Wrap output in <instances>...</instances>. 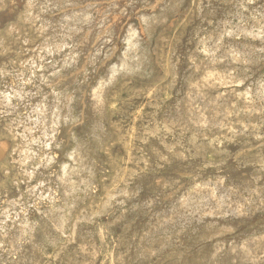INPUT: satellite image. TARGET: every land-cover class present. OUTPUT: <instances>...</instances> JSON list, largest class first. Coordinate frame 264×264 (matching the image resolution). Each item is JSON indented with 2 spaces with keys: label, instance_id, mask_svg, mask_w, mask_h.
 <instances>
[{
  "label": "rangeland",
  "instance_id": "obj_1",
  "mask_svg": "<svg viewBox=\"0 0 264 264\" xmlns=\"http://www.w3.org/2000/svg\"><path fill=\"white\" fill-rule=\"evenodd\" d=\"M30 1V3H28ZM34 1V2H33ZM49 1V2H48ZM55 1V2H54ZM80 1V2H79ZM0 0V68H2L0 70V73L5 70L7 72H2L0 74V264H264V254L262 255V251H264V206H263V203H264V183H261V182H264V100H263V97L261 96L262 93H261V89L264 87V36H262V34L264 35V0H231V3H230V0H162L159 2V0H145L142 2L141 0ZM96 1V2H94ZM100 1V2H99ZM112 1V2H111ZM137 4H136V2ZM150 1V2H149ZM154 3H153V2ZM156 1V3H155ZM169 1V2H168ZM206 1V2H205ZM220 1V2H219ZM238 1V2H237ZM253 1V2H252ZM257 1V2H256ZM27 2V3H26ZM49 3L47 5V3ZM71 2V3H70ZM79 4L78 6L80 7H77V4ZM91 2V3H89ZM106 2V3H105ZM108 2V4H107ZM110 2V3H109ZM130 4H129V3ZM134 2V3H132ZM141 2V3H140ZM149 2V3H148ZM163 2V3H161ZM168 2V3H167ZM203 2V3H202ZM219 2V4H217ZM224 2V3H223ZM237 2V4H236ZM243 2V3H242ZM246 2V3H245ZM247 2L249 4H247ZM45 5L43 6L42 5ZM68 3V4H67ZM83 3V4H82ZM88 3V4H87ZM95 3H98V5ZM102 3V4H101ZM147 3V4H146ZM166 3V4H165ZM176 3V4H175ZM229 3V4H228ZM242 3V4H241ZM35 4V5H34ZM60 4V5H59ZM65 4V5H64ZM88 6H87V5ZM90 4V5H89ZM94 4V5H93ZM151 4V6H150ZM155 5L153 7V5ZM157 4V5H156ZM170 4V5H169ZM199 4V5H197ZM207 6H206V5ZM222 4V5H221ZM244 4V5H243ZM252 7H251V5ZM260 4V5H258ZM33 5V6H32ZM59 5V6H57ZM86 7H85V6ZM115 5V6H114ZM117 5V6H116ZM127 5V6H126ZM134 5V7H133ZM146 5V7H145ZM162 5V6H160ZM166 5H168L166 7ZM225 5V6H223ZM233 5V6H232ZM260 7H258V6ZM262 5V6H261ZM40 6V7H39ZM51 8H50V7ZM56 6V7H55ZM84 6V7H83ZM93 8H92V7ZM100 6H103V7H100ZM112 6H114L112 8ZM129 6V7H128ZM132 6V7H131ZM150 6V7H149ZM173 6V8H172ZM176 6V7H175ZM214 6V7H213ZM235 6V7H234ZM240 6V7H239ZM247 6V7H246ZM33 7V9H32ZM53 7V8H52ZM56 9H55V8ZM91 9H90V8ZM96 7H97V11H96ZM120 7V8H119ZM123 7V8H122ZM159 7V8H158ZM171 7V8H170ZM199 7V8H198ZM208 9H207V8ZM217 7V8H216ZM219 7H222V8H219ZM226 7V8H225ZM229 7V8H228ZM244 7V8H243ZM257 7V8H256ZM37 8V9H36ZM45 8L44 11H42L43 9ZM49 8V9H47ZM64 8V9H63ZM67 8V9H66ZM71 8H74L71 10ZM76 8V9H75ZM86 8V10H85ZM95 8V9H94ZM107 8V9H106ZM109 8V9H108ZM125 8V9H124ZM132 8V9H131ZM139 8V9H138ZM143 8V9H142ZM145 8H149V9H145ZM152 8V10L150 9ZM158 8V9H157ZM163 8V10H162ZM165 8H169V9H165ZM224 8V9H223ZM231 8V9H230ZM247 8V9H246ZM249 8V9H248ZM263 8V9H262ZM32 9V10H31ZM41 9V10H40ZM88 9V11H87ZM105 9V10H104ZM122 9V11H121ZM141 9V11H140ZM200 10L199 12L196 10ZM212 9L214 11H212ZM216 9V10H215ZM230 9V11H229ZM252 9V10H251ZM258 9V11H257ZM29 10V11H28ZM60 10V11H59ZM99 10V11H98ZM104 10V11H101ZM119 10V11H118ZM137 10V11H136ZM154 10V11H153ZM160 10V11H158ZM172 10V11H171ZM190 12H189V11ZM202 10V11H201ZM236 13V15H234V11ZM247 10V12H246ZM260 10V11H259ZM24 11V12H23ZM26 11H28L27 13H25ZM47 11V12H46ZM57 11H59L57 13ZM94 11V12H93ZM121 11V13H120ZM156 11L158 13H156ZM162 11V12H161ZM217 13H216V12ZM224 13H223V12ZM240 11V12H239ZM252 11V12H251ZM257 11V12H256ZM31 12V13H29ZM51 12V13H50ZM67 14H66V13ZM75 12V13H74ZM99 12V13H98ZM126 12V13H125ZM136 12V13H135ZM144 12V13H142ZM165 12V13H164ZM206 12V13H205ZM230 12V13H229ZM253 12L256 14H253ZM260 12V13H259ZM46 13V14H45ZM50 13V14H49ZM83 13V14H81ZM84 13L85 15L87 16H84ZM91 13V14H90ZM96 13V14H95ZM106 13L108 14V17L106 15ZM111 13V14H110ZM114 13V15H113ZM125 13V14H124ZM149 13V14H148ZM152 13H155V14H152ZM188 13V14H187ZM214 13V15H213ZM229 13V14H227ZM232 13V14H231ZM252 13V14H251ZM28 14V15H27ZM53 14V15H52ZM71 14V15H70ZM77 14V16H76ZM79 14V15H78ZM90 14V15H89ZM98 14V15H97ZM101 16H100V15ZM105 14V15H104ZM131 14V15H130ZM152 14V15H151ZM157 14V15H156ZM162 14V15H161ZM179 14V15H178ZM192 14V15H191ZM224 14V15H222ZM245 14V16H244ZM251 14V15H249ZM259 14V15H258ZM31 15V16H30ZM71 16V17H68V16ZM73 15V16H72ZM80 15H81V18L80 19ZM83 15V16H82ZM89 15V16H88ZM96 15V16H95ZM116 15V16H115ZM141 17L140 19L137 17ZM140 15V16H139ZM145 15V16H144ZM186 15V16H185ZM219 15V16H217ZM230 15V16H229ZM95 16V17H94ZM114 16H115V19H114ZM120 16V17H119ZM147 17L150 21V24L148 23V19L147 22L145 23L143 19V17ZM152 16V17H151ZM153 16H157L156 17V20ZM192 16V17H191ZM197 16V18H196ZM199 16V17H198ZM231 18L229 19L228 18ZM234 18H233V17ZM244 16V17H243ZM248 16V17H247ZM252 16V18H251ZM258 16V17H257ZM24 17V18H23ZM25 17L27 19H25ZM29 17V18H28ZM57 17V18H56ZM60 17V18H59ZM65 19H64V18ZM76 17V18H75ZM78 17V18H77ZM85 17V19H84ZM87 17V18H86ZM94 17V18H93ZM105 17V18H103ZM117 17V18H116ZM135 17V18H134ZM137 17V18H136ZM160 17V18H159ZM163 17V19H162ZM216 17V18H215ZM219 17V19H218ZM236 17V18H235ZM243 17V18H242ZM21 18V19H20ZM89 18V21H86L88 20ZM128 20H127V19ZM154 18V19H153ZM170 18V19H169ZM175 18V19H174ZM233 18V20H232ZM256 18V20H255ZM258 18V19H257ZM24 19V20H23ZM31 19V20H30ZM74 19V20H73ZM77 19V20H76ZM84 19V20H83ZM98 19V20H97ZM136 19V20H134ZM139 19V21H138ZM166 21H165V20ZM172 19V20H171ZM185 19V20H184ZM196 19V20H195ZM200 19V20H199ZM221 19V20H220ZM223 19V20H222ZM226 19V21H224ZM235 19V20H234ZM243 19V20H242ZM254 19V20H253ZM262 19V20H260ZM25 20H27L25 23H23ZM55 20V21H54ZM65 20V21H64ZM80 20V21H79ZM102 20V22H101ZM107 20V22H106ZM115 20V21H113ZM152 20V21H151ZM174 20V21H173ZM178 20V21H177ZM182 20V21H181ZM210 22H209V21ZM212 20V21H211ZM242 20V21H241ZM249 23H248V21ZM253 20V21H251ZM259 20V21H257ZM46 21V22H45ZM58 21V23H57ZM104 21V23H103ZM134 21V22H133ZM161 21V22H160ZM163 21V22H162ZM165 21V22H164ZM199 21V22H198ZM208 21V22H207ZM222 21V22H221ZM227 24L229 23V25L227 24H224V22ZM228 21V22H227ZM233 24H232V22ZM255 21L257 23H259L261 26L263 27H260L259 24L256 25ZM62 24H61V23ZM65 22V23H64ZM76 23V24H72V23ZM112 22V23H111ZM114 22V23H113ZM141 24H140V23ZM153 22V23H152ZM172 22V23H170ZM181 22V23H180ZM212 22V23H211ZM231 22V24H230ZM252 22V23H251ZM15 23V24H14ZM39 23V24H38ZM50 23V24H49ZM67 23V24H66ZM83 26H81L82 24ZM93 23V24H92ZM95 23V24H94ZM160 23V24H159ZM207 23V24H206ZM211 23V24H210ZM243 25H242V24ZM35 24V25H33ZM66 24V25H65ZM71 24V25H70ZM99 24V25H98ZM101 24V25H100ZM111 24V25H110ZM133 24V25H132ZM146 24V25H145ZM151 27H149L148 25ZM169 24V25H168ZM172 27H171V25ZM187 24V25H186ZM201 24V26H200ZM214 24L217 26H214ZM234 24H237L234 26ZM239 24V25H238ZM248 24V26H247ZM254 24V25H252ZM263 24V25H262ZM40 25V26H39ZM45 25V26H44ZM52 25V27H50ZM70 25V26H69ZM77 25V26H76ZM106 25H109V26H106ZM123 25V27H122ZM137 25V26H136ZM140 25V26H139ZM142 25V26H141ZM38 26V27H37ZM42 26V28H41ZM48 26V27H47ZM67 28H65V27ZM79 26V27H78ZM87 26V27H86ZM102 26V27H101ZM136 26V27H135ZM167 26V27H166ZM204 26V27H202ZM240 26V27H239ZM256 26V27H254ZM259 28H258V27ZM10 27V28H9ZM12 27L14 29H12ZM37 27V28H36ZM45 27H47L45 29ZM69 27H72L69 28ZM77 27V28H76ZM107 29H106V28ZM122 27V28H121ZM130 27L131 29L132 28H135L134 29H130L128 28ZM145 27V28H144ZM169 27V28H168ZM193 27V28H192ZM213 27V28H212ZM229 27V28H228ZM237 27V28H236ZM252 27V28H251ZM255 29H254V28ZM36 28V29H34ZM44 28V29H43ZM121 28V29H120ZM127 28V29H126ZM144 28V29H143ZM149 28V29H147ZM177 28V29H176ZM209 28V29H206ZM211 28V29H210ZM227 28V29H226ZM233 29L231 31V29ZM239 28V29H238ZM242 28V29H241ZM246 30H245V29ZM258 28V29H257ZM25 29V30H23ZM57 29V30H56ZM70 31H69V30ZM92 29V30H91ZM102 29V31L106 32H100ZM142 29V31L140 32V30ZM147 29V31H146ZM152 29V30H150ZM158 29V31H157ZM164 29V30H163ZM172 29V31H170ZM195 29V31H194ZM198 32H197V30ZM204 29V30H203ZM221 29V30H219ZM225 29V31H224ZM229 29V30H228ZM238 29V30H237ZM248 29H250L249 33H248ZM263 30L260 32V30ZM12 30V31H11ZM53 30V31H52ZM73 30V31H72ZM127 30V31H125ZM130 30V31H129ZM136 30L138 32H136ZM146 32H144V31ZM174 30V32H173ZM192 30V31H191ZM11 31V32H10ZM36 31V33L34 32ZM41 31V32H40ZM84 31V32H83ZM129 31V32H128ZM160 31V33H159ZM189 31H191L189 33ZM193 31H194V34H193ZM206 31V32H204ZM241 31V32H240ZM257 31V32H256ZM17 32V33H16ZM27 32V33H26ZM45 32V33H44ZM61 34H60V33ZM68 32V33H67ZM81 32V33H80ZM86 32V33H85ZM112 32V33H111ZM134 34H133V33ZM158 32V33H156ZM172 32V33H171ZM197 32V33H196ZM200 32L202 34V36L200 35ZM213 32V33H212ZM221 34H220V33ZM229 32V34H228ZM233 32V33H232ZM239 32V34H238ZM242 32H247L245 35L244 33ZM255 33L254 35L253 34H250V33ZM40 33V35H39ZM74 33V34H73ZM89 33V34H88ZM114 33V35H113ZM119 33V34H118ZM125 33V34H124ZM128 33V34H127ZM131 33V34H130ZM141 33H143L144 35H142ZM149 33V34H148ZM205 33V34H204ZM212 33V34H211ZM216 33V34H215ZM219 33V34H217ZM256 33H260V34H256ZM59 34V35H57ZM64 34V35H63ZM66 34V36H65ZM97 34V35H96ZM101 34V35H100ZM107 34V36H106ZM108 34H110L108 36ZM112 34V35H111ZM138 34V35H137ZM145 34H147V36H145ZM197 34V35H196ZM228 34V35H227ZM232 34V35H231ZM234 34V35H233ZM235 34H238V35H235ZM249 36H248V35ZM42 35V36H41ZM54 35V36H53ZM70 35V36H68ZM72 35V36H71ZM86 35V38H84ZM128 35V37H127ZM132 35V36H131ZM138 37H137V36ZM150 35V36H149ZM157 35V36H156ZM175 35V36H174ZM200 35V36H199ZM206 35V36H205ZM210 37H209V36ZM214 38H212V36ZM217 35V36H216ZM219 35V36H218ZM223 35V36H222ZM244 35V36H243ZM251 35V37H250ZM48 36V37H47ZM53 36V38L51 39V37ZM61 36V38H60ZM63 36V38H62ZM84 36V37H83ZM88 36V37H87ZM99 36V37H98ZM102 36V37H100ZM130 36V37H129ZM136 38H135V37ZM177 36V37H176ZM184 36V37H183ZM191 36V37H189ZM208 36L209 39H207L206 37ZM229 36V37H228ZM232 36V37H231ZM242 38H241V37ZM254 36V37H253ZM258 36V37H257ZM261 36V38L259 37ZM77 37V38H76ZM112 39H111V38ZM121 37V38H120ZM123 37V39H122ZM127 37V38H126ZM134 37V39H133ZM141 37V38H140ZM149 37V38H148ZM156 37V39H155ZM172 37V38H171ZM175 37V38H174ZM218 39H217V38ZM228 37V39H227ZM231 37V38H230ZM236 37V38H235ZM246 37V38H245ZM257 37V38H256ZM47 38V40H46ZM56 38V40H55ZM83 38V39H82ZM91 38V39H90ZM98 38V39H97ZM108 38V39H107ZM117 38V39H116ZM130 38V39H129ZM148 38V39H147ZM164 38V39H163ZM190 41H189V39ZM199 38V39H198ZM211 38V39H210ZM226 38V39H225ZM240 38V39H239ZM254 38V39H252ZM260 38V39H258ZM35 39V40H34ZM63 41H62V40ZM69 42H68V40ZM86 39V40H85ZM95 39V43L93 42V40ZM100 39V40H99ZM122 39V41H121ZM133 39V41H132ZM137 39V40H136ZM139 39V40H138ZM147 39V41H146ZM162 39V40H161ZM202 39V40H201ZM217 41H215V40ZM263 39V41H262ZM28 40V41H27ZM55 40V41H54ZM77 42H76V41ZM83 40V41H82ZM85 40V41H84ZM103 40V41H102ZM110 42H109V41ZM114 40V41H113ZM116 40V42H115ZM131 41V46H134L135 49H132L131 50H128L129 46L130 45V41ZM137 42H136V41ZM145 40V41H144ZM168 40V41H166ZM193 40V41H192ZM196 40V41H195ZM210 40V41H209ZM221 42H219V41ZM243 40V41H242ZM245 40V41H244ZM26 41H27V44H26ZM47 41V42H45ZM60 42L59 44H61L59 46V44L57 42ZM66 41V42H65ZM75 41V42H74ZM102 41V42H101ZM129 41V42H127ZM144 41V42H143ZM166 41V42H165ZM169 41L171 43H169ZM195 41V42H194ZM206 41V43H205ZM208 41V42H207ZM214 41L216 43H214ZM231 41V42H230ZM236 41V42H235ZM249 41V42H247ZM256 43H255V42ZM23 42V43H21ZM45 42V44H44ZM56 42V43H55ZM62 42V43H61ZM109 42V43H108ZM124 42V43H123ZM126 42V43H125ZM134 42V43H133ZM139 42V43H138ZM141 42V43H140ZM149 42V44H148ZM154 42V43H153ZM162 42V44H161ZM202 42V44H201ZM219 42V43H217ZM239 42V43H238ZM242 42V43H241ZM261 42V43H259ZM25 43V44H24ZM40 43V44H39ZM43 43V45H41ZM48 43H49V46H48ZM100 43V44H99ZM107 43V44H106ZM137 43H138V46H137ZM166 43V44H165ZM168 43V44H167ZM184 43H185V46H184ZM213 43V44H212ZM39 44V45H38ZM55 44V45H54ZM59 47L57 48V46ZM63 44V45H62ZM79 44V45H78ZM82 44H84L83 46H81ZM91 44V45H90ZM95 44V45H94ZM116 46H115V45ZM128 44V45H127ZM134 44V45H133ZM143 44V45H142ZM148 46H147V45ZM190 44V45H189ZM196 44V45H194ZM201 44V46H200ZM216 44V46H214ZM222 44V45H221ZM227 44V46H226ZM246 44V45H245ZM3 45V46H2ZM25 45V46H24ZM47 45V47H46ZM53 45V47H52ZM69 45V46H67ZM94 45V46H93ZM104 45V46H103ZM114 45V46H113ZM125 45V46H124ZM170 47H169V46ZM183 45V46H182ZM192 45V46H191ZM193 45L195 47H193ZM199 45V46H198ZM205 45V46H204ZM209 45V46H208ZM218 45V46H217ZM236 45V46H235ZM240 45V47H239ZM243 45V46H242ZM249 45V46H248ZM254 47L252 48L251 47ZM254 45V46H253ZM258 45V46H257ZM41 46V47H39ZM44 46V47H42ZM62 46V47H61ZM76 46V47H75ZM93 46V47H92ZM98 46V48H96ZM118 46V47H117ZM152 46V47H151ZM165 46V47H164ZM167 46V47H166ZM176 46V47H175ZM181 46V47H180ZM198 46V47H197ZM207 46V48H204V47ZM213 46V47H212ZM222 46V48H221ZM226 46V47H225ZM235 46V47H234ZM3 47V49H2ZM8 47V48H7ZM50 47V48H49ZM65 47V48H64ZM92 47V48H90ZM102 47V48H101ZM109 47V48H108ZM113 47L115 49H117L116 51L113 49ZM124 47V48H123ZM128 47V48H127ZM146 49H145V48ZM148 47V48H147ZM193 47V48H192ZM200 47V48H199ZM220 47V48H219ZM233 47V48H232ZM243 47V48H242ZM250 47V48H249ZM263 47V48H261ZM42 48V49H40ZM45 48H48L45 49ZM64 48V49H63ZM73 48V50H72ZM108 48V49H107ZM111 48V49H110ZM127 48V49H126ZM184 48V49H183ZM195 48V49H194ZM206 49V51L202 50V49ZM232 48V49H231ZM238 48L239 51H241V53H239L238 50H236ZM240 48V49H239ZM250 50H249V49ZM256 48V49H255ZM261 48V49H260ZM16 49V50H15ZM30 49V50H29ZM32 49V50H31ZM34 49V51H33ZM51 49V51L49 50ZM63 49V50H62ZM66 49V50H65ZM76 49L77 51L80 53V51H82V55L81 53L79 54L78 52H76ZM79 49V50H78ZM104 49H107V50H104ZM110 49V50H109ZM125 49V50H124ZM142 50V51H139V50ZM145 49V51H143ZM148 49V50H147ZM150 49V50H149ZM152 49V50H151ZM163 49V51H162ZM173 49V50H172ZM186 49V50H185ZM190 49V50H189ZM212 49V50H211ZM215 49V50H214ZM228 49V50H227ZM233 49L239 53H235V52H229V51H233ZM257 49H259L258 51H256ZM4 50V51H3ZM19 50V52H18ZM29 50V51H28ZM38 50V51H37ZM39 50L40 53H39ZM53 50V51H52ZM62 50V51H61ZM72 50V51H71ZM123 50V51H122ZM126 50L128 51L127 53ZM134 50V51H133ZM165 50V51H164ZM167 50V51H166ZM180 50V51H179ZM197 50V51H196ZM216 50H217V53H216ZM251 50H252V53H251ZM11 51V52H10ZM33 51V52H31ZM37 51V52H36ZM47 51H48V54H47ZM67 51V52H66ZM89 51V53H88ZM91 51V53H90ZM106 51V52H105ZM110 51V52H109ZM113 51L114 52V56H112V53L111 52ZM134 53H133V52ZM138 51V53H137ZM192 53H191V52ZM203 51V52H202ZM254 51V52H253ZM17 52V53H16ZM28 52V53H26ZM50 52V54H49ZM52 52V53H51ZM58 52V53H57ZM86 52V53H85ZM124 54H123V53ZM142 52V54H141ZM150 52V53H149ZM152 52L154 54H152ZM156 52V53H155ZM168 52V54H167ZM170 52V53H169ZM201 52V53H200ZM205 52H207L206 56H205ZM229 52V53H228ZM247 52V53H245ZM249 52V53H248ZM39 53V54H38ZM45 53V54H44ZM57 53V54H56ZM63 53V55H61ZM73 53V54H72ZM76 53V54H75ZM84 53V54H83ZM95 53V55H94ZM101 53V54H100ZM109 53V54H108ZM140 53V54H139ZM147 53V54H146ZM172 53L174 55H172ZM199 53V54H198ZM213 53V55H212ZM4 54V55H3ZM22 54V55H21ZM26 54V55H25ZM54 54V55H53ZM70 54V55H68ZM88 54V55H87ZM93 54V55H92ZM127 54V55H126ZM130 56H129V55ZM184 54V55H183ZM191 56H190V55ZM204 54V55H203ZM214 54H215V58H214ZM221 54V55H220ZM230 54V55H228ZM245 55V56H242ZM39 55V57L37 56ZM43 55V56H42ZM45 55V56H44ZM47 55H50V56H47ZM75 55V56H74ZM78 55V56H77ZM103 55V56H102ZM106 55V58H104ZM107 55H111V56H108ZM125 55V56H124ZM141 57H140V56ZM143 55V56H142ZM146 55V56H145ZM165 55V56H164ZM182 55V56H181ZM190 59H192L191 61H189V57ZM198 55V56H197ZM210 55V56H209ZM231 55L234 57H231ZM252 55V56H251ZM257 55V56H256ZM260 55V56H259ZM53 56V57H51ZM57 56V57H56ZM61 56V57H59ZM67 56V57H66ZM81 56V59H79ZM89 56V57H88ZM103 59V60H101ZM102 56V57H101ZM118 56V57H117ZM122 56V57H121ZM130 57L128 59V57ZM133 56V57H132ZM172 56V58H171ZM187 56V58H186ZM195 56V57H194ZM207 56H209L208 59ZM213 56V58H212ZM239 57V60H236L238 59ZM263 58H262V57ZM43 57H45L43 59ZM50 57L52 60H50ZM65 57V58H64ZM71 59H69V58ZM76 57V58H75ZM110 59H107L109 58ZM125 57V59H124ZM139 57V58H138ZM143 57V58H142ZM145 57V58H144ZM153 57V58H152ZM157 57V59L155 58ZM161 57V58H160ZM180 59H179V58ZM203 57V58H202ZM218 57V58H217ZM243 57V58H242ZM248 57V58H247ZM26 58V59H25ZM31 58V59H30ZM36 58V59H34ZM38 58V59H37ZM42 58V59H41ZM56 58V59H55ZM58 58V60H57ZM63 58V59H62ZM74 58V59H73ZM84 58V59H83ZM95 58V59H93ZM96 58H99V59H96ZM118 58V59H117ZM132 58V59H131ZM148 58V59H147ZM164 58V60H163ZM167 58V60H166ZM177 58V59H176ZM196 59V61H194L195 63H193V59ZM200 58V59H199ZM221 58V59H220ZM15 59V61H13ZM60 59V60H59ZM77 59V60H76ZM89 59V60H86ZM116 59V60H115ZM123 59V60H122ZM138 59V60H136ZM140 59V60H139ZM194 59V60H195ZM203 59V60H202ZM213 61H212V60ZM223 59H228L229 61L225 60L223 61ZM233 59V61H232ZM258 61H257V60ZM261 59V60H260ZM22 60H24L22 62ZM38 60V61H37ZM54 60V61H53ZM76 60V61H75ZM80 60V61H79ZM85 60V61H83ZM106 60V62H105ZM120 60H121V63H120ZM125 60H127L126 62L131 64L129 65V70H127L125 73H123V71H121L120 74H116L115 75V80H114V75H113V71L111 69L114 70V68L119 67L121 64H122V61L125 62ZM129 60V61H128ZM131 60V61H130ZM134 60V61H133ZM143 60V61H142ZM157 63H155L156 61ZM173 60V61H172ZM177 60V61H176ZM184 60V61H183ZM188 60V62H186ZM207 60V61H206ZM220 60V61H219ZM243 60V61H242ZM249 61L250 65L248 66V62ZM251 60V61H250ZM26 61V62H25ZM28 61V63H27ZM47 63H46V62ZM71 63H70V62ZM73 61L75 62V65L73 63ZM90 61V63H89ZM94 61H97V62H94ZM119 61V62H118ZM135 61H138V62H135ZM145 61V62H144ZM166 61V62H165ZM200 61V62H199ZM203 61V62H202ZM210 61V62H209ZM218 61V62H217ZM223 61V62H222ZM232 61V62H231ZM40 62V63H39ZM43 62V64H41ZM54 62V63H53ZM65 62V63H64ZM69 62V63H68ZM99 62V63H98ZM102 62V63H101ZM115 64H114V63ZM135 62L136 65L133 63ZM142 62V64H141ZM144 62V63H143ZM149 62V63H148ZM175 62V63H174ZM178 62V63H177ZM183 62V63H182ZM192 62V63H190ZM219 63V65L217 63ZM229 62V63H228ZM236 62V63H235ZM256 62V64H255ZM22 63V64H21ZM25 63V64H24ZM37 63V64H36ZM53 63V64H52ZM77 63V64H76ZM92 63H95V64H92ZM104 63V64H103ZM135 65H133V64ZM141 64L139 66V64ZM146 63V64H145ZM166 63V64H164ZM197 63L199 65H197ZM203 63H206V64H203ZM210 64L211 66H208L207 64ZM238 63V64H237ZM247 63V64H245ZM24 64V65H23ZM27 64V65H26ZM31 64V65H29ZM57 64V65H56ZM69 64H72V65H69ZM149 64V65H148ZM176 64V65H175ZM196 64V65H195ZM203 66H201V65ZM226 64V65H225ZM235 64V65H234ZM240 64V65H239ZM242 64V65H241ZM245 66H244V65ZM263 64V65H262ZM18 65H21V66H18ZM22 65L24 66V68L22 67ZM41 65V66H40ZM46 65V66H45ZM52 65V66H51ZM68 65V67L66 66ZM84 65V66H83ZM94 65V66H93ZM103 65V66H102ZM119 65V66H118ZM138 65V66H137ZM146 65V66H145ZM158 65V66H157ZM166 65V66H165ZM174 65V67H172ZM260 65H262V67H260ZM5 66V67H4ZM56 66V67H55ZM59 66V67H58ZM71 66V67H70ZM78 66V67H77ZM93 66V68H92ZM97 66V67H96ZM110 69H109V67ZM113 66H115L113 68ZM145 66V67H144ZM148 66V67H147ZM171 66V67H170ZM185 66H188V67H185ZM193 66V67H191ZM196 66V69L194 68ZM215 66V68H214ZM234 66V67H233ZM240 66V67H239ZM244 66V67H243ZM30 67V68H29ZM33 67V68H32ZM44 67V68H42ZM52 67V69H51ZM76 68V71H75V68ZM81 67V69H79ZM84 67V69H83ZM95 67V68H94ZM138 67V68H137ZM140 67V68H139ZM170 67V68H169ZM198 67V68H197ZM205 67V68H204ZM211 67V69H210ZM213 67V68H212ZM219 67V68H218ZM236 67L238 69H236ZM246 67V68H245ZM249 67V69H248ZM8 68V69H7ZM37 68V69H36ZM42 68V69H41ZM50 68V69H49ZM78 68V70H77ZM88 68V69H87ZM92 68V69H91ZM132 68V69H131ZM135 68V69H134ZM137 68V70H136ZM176 68V69H175ZM186 68V69H185ZM191 68V69H190ZM194 68V70H193ZM221 68V69H220ZM235 68V70H234ZM14 69V71H13ZM17 69V70H16ZM30 69V71H29ZM49 69V70H48ZM58 69V70H57ZM90 69V70H89ZM98 69V71L96 70ZM103 69V70H102ZM106 69V70H105ZM109 69V70H108ZM174 69V70H173ZM182 69V70H181ZM186 71H185V70ZM202 70V73H200ZM207 69V70H205ZM225 71H224V70ZM19 70V71H18ZM21 70V71H20ZM27 71V74L25 73ZM34 70V71H33ZM35 70H38L35 71ZM89 70V71H87ZM132 70V72H131ZM136 70V71H135ZM142 70V71H141ZM166 70V71H165ZM198 72L196 73L195 72ZM203 70L205 71V74L203 72ZM210 70V71H209ZM215 70V71H213ZM219 70V72H218ZM232 70V71H231ZM49 71V72H48ZM51 71V73H50ZM55 71L57 73H55ZM62 71V72H61ZM93 71V73H92ZM95 71L97 73H95ZM135 71V72H134ZM139 71V73L137 72ZM158 71V72H157ZM163 71V72H162ZM167 71H168V76H167ZM183 71V72H182ZM194 71V72H193ZM208 71L210 73V75L208 74ZM239 71V72H238ZM263 71V72H262ZM37 73V74H33V73ZM44 72V73H43ZM55 74H54V73ZM59 72V73H58ZM70 72V73H69ZM77 74H76V73ZM132 74H130V73ZM148 72V73H147ZM150 72V73H149ZM155 72V73H153ZM166 72V73H165ZM172 72V74H170ZM185 72V73H184ZM186 72H189V73H186ZM214 72H216L214 75H212ZM225 72V73H224ZM235 72V73H234ZM4 73H7V74H4ZM15 73V75H14ZM19 73V74H18ZM23 73V74H21ZM64 73V75H63ZM67 73V74H65ZM83 73V74H82ZM87 73V74H86ZM123 73V74H122ZM133 73H137V74H133ZM177 73V74H176ZM239 73V74H238ZM10 74V75H9ZM30 74V75H29ZM54 74V75H53ZM86 74V75H85ZM111 74V75H109ZM131 75V76H128V75ZM156 74V76H154ZM175 74V75H174ZM191 76H189V75ZM200 74V75H199ZM219 76H218V75ZM221 74V75H220ZM225 76H224V75ZM227 74V75H226ZM229 74V75H228ZM259 74V75H258ZM17 75V77H16ZM24 75V76H23ZM39 75L41 77H39ZM46 77L44 78V76ZM53 75V76H52ZM60 75V77H59ZM67 75V76H66ZM85 75V76H84ZM113 75V77H112ZM174 75V76H173ZM203 75L205 76V78L203 77ZM209 75V78H207ZM238 75V76H237ZM20 76V77H19ZM23 78H22V77ZM27 76V77H25ZM34 76V77H33ZM37 76V77H35ZM55 76V77H54ZM63 76V77H61ZM72 76V77H71ZM87 76V77H86ZM90 76V77H88ZM101 76V77H100ZM148 76V77H147ZM167 76V77H166ZM172 76V77H171ZM178 76V77H177ZM187 76V78L185 77ZM199 76V77H198ZM211 76V77H210ZM215 76L219 77V78H215ZM224 76V77H221ZM236 76V77H235ZM263 76V77H262ZM9 79H8V78ZM52 77V79H51ZM68 77V78H66ZM98 77V78H97ZM140 77V78H139ZM153 77V78H152ZM156 77V78H155ZM159 77V78H158ZM165 77H166V80H165ZM177 77V78H175ZM183 79H182V78ZM191 77V78H190ZM193 77V78H192ZM226 77V78H225ZM245 79H244V78ZM251 77V78H250ZM254 77V78H253ZM259 77V78H258ZM261 77V78H260ZM19 80L18 82H20L18 84L17 80ZM24 80V82L21 80ZM33 78V79H32ZM35 78V79H34ZM44 80H42V79ZM61 78V79H60ZM65 78V79H64ZM77 78V79H76ZM81 78V79H80ZM106 78V79H104ZM112 78V79H111ZM158 78V79H157ZM170 78V80H169ZM202 80H201V79ZM204 78V79H203ZM30 79V80H29ZM51 79V80H50ZM65 81H64V80ZM72 79V80H71ZM85 79H86V85H84L83 83H85ZM101 79V80H100ZM152 79V80H151ZM190 79V80H189ZM193 79V80H192ZM200 79V80H199ZM212 81H210V80ZM214 79V80H213ZM221 79V80H220ZM229 81H227V80ZM241 79V81L239 80ZM243 79V80H242ZM254 79V80H253ZM256 79V80H255ZM261 79V80H260ZM16 80V81H15ZM22 82H21V81ZM37 80V82H36ZM38 80H40L38 82ZM49 80V81H48ZM59 80V81H58ZM88 80V81H87ZM151 80V81H150ZM164 80V81H163ZM174 82H173V81ZM199 80L198 84H197V81ZM216 80V81H215ZM219 80V81H217ZM222 80H225L222 81ZM236 80V81H235ZM251 80V81H250ZM263 80V82H261ZM5 81V83H4ZM12 81V82H11ZM46 81V83H45ZM79 81V82H78ZM84 81V82H82ZM93 81V82H92ZM95 81V82H94ZM101 83H100V82ZM117 81V82H116ZM172 81V82H171ZM187 81V82H186ZM196 81V82H195ZM203 81V82H202ZM204 81H206V83H204ZM232 83H231V82ZM239 81V82H238ZM260 81V82H259ZM3 82V83H2ZM7 82V83H6ZM29 82V83H28ZM32 82V83H31ZM48 82V84H47ZM62 82V83H61ZM78 82V83H77ZM90 82V83H89ZM103 82V83H102ZM184 82V83H183ZM192 82V84H191ZM202 82V84H201ZM236 82V83H235ZM250 82V83H249ZM256 82V83H254ZM9 83V84H8ZM26 83V84H25ZM35 83V84H34ZM42 83V84H41ZM73 83V84H72ZM81 83V84H80ZM126 83V84H125ZM138 83V84H137ZM173 83V85H172ZM186 83V84H185ZM197 85H196V84ZM211 83V84H210ZM213 83V84H212ZM218 83V84H217ZM227 85L223 87V85ZM241 85H240V84ZM247 83V84H246ZM13 84V85H12ZM32 84V86H31ZM34 84V85H33ZM39 84V85H38ZM52 84V85H51ZM55 84V85H54ZM59 84V85H58ZM70 84H72L71 86H69ZM83 84V85H82ZM99 84V86H98ZM106 84V86L102 87V85ZM166 84V85H165ZM171 84V86H170ZM175 84V85H174ZM191 84V85H190ZM201 84V85H200ZM205 84V85H204ZM239 84V85H237ZM250 84V85H249ZM262 84V85H261ZM16 85V86H15ZM36 85V86H35ZM38 85V86H37ZM41 85V86H40ZM58 85V87L56 86ZM65 87H64V86ZM78 85V88H76ZM95 85V86H94ZM141 85V86H139ZM157 85V86H156ZM183 85V87H182ZM190 85V86H189ZM197 89H196V87ZM212 85V87H211ZM213 85H215L213 87ZM218 85V86H217ZM249 85V86H248ZM259 85V86H258ZM261 85V86H260ZM2 86V87H1ZM4 86V88H3ZM10 87V89L7 88ZM15 86V87H14ZM29 86V87H28ZM47 88H46V87ZM69 86V87H68ZM75 86V87H74ZM88 86V87H87ZM94 86V87H93ZM97 86V89H95ZM144 86V87H143ZM152 86V87H151ZM161 86V87H160ZM194 86V87H193ZM205 86V88L203 87ZM209 86V89L208 87ZM221 86V87H219ZM238 86V87H236ZM25 87V88H24ZM51 87V88H50ZM73 87V88H72ZM94 88V91L92 90V88ZM182 87V89H181ZM185 87V88H184ZM188 87H190L191 89H188ZM193 87V88H192ZM207 87V88H206ZM217 87H219V89H217ZM235 87V88H233ZM248 87V88H247ZM253 87V88H252ZM259 87V91L258 92V88ZM261 87V88H260ZM40 88V89H39ZM57 88V89H56ZM65 89V94L64 92L62 93V89ZM75 88V89H74ZM81 88V89H80ZM86 88V89H85ZM106 88V89H105ZM205 90H203V89ZM238 90H237V89ZM244 88H247V89H244ZM255 88V89H254ZM17 89V90H16ZM19 89L20 91L24 92L23 93H26L23 95L22 92H19ZM38 89V90H37ZM51 89V90H50ZM54 89V90H53ZM63 89V91H64ZM74 89V90H73ZM83 89V90H82ZM104 89V90H103ZM159 89V90H158ZM169 89V90H168ZM186 89V90H185ZM200 89V90H199ZM208 89V90H207ZM212 89V90H211ZM224 89V90H223ZM229 89V90H228ZM242 89V90H241ZM250 92H249V90ZM36 90H37V94L36 93ZM45 90H48V91H45ZM67 90V91H66ZM97 90V91H96ZM103 90V91H102ZM152 92H151V91ZM167 90V91H166ZM178 90V91H177ZM182 90V91H181ZM190 90V91H189ZM220 90V91H219ZM232 92H231V91ZM235 90V92H234ZM243 91L242 93L240 92ZM2 91V92H1ZM6 91V92H5ZM8 91V92H7ZM14 91V92H13ZM18 91V92H16ZM51 91V93H50ZM60 91V92H59ZM84 91V93H83ZM92 91V92H90ZM99 91V92H98ZM103 93L101 95V93ZM158 91V92H157ZM186 91V92H185ZM202 91V92H201ZM229 91V92H228ZM238 91V93H237ZM246 93H245V92ZM5 94H4V93ZM11 92V95L9 94ZM15 96H14V94ZM30 92V93H29ZM35 92V93H34ZM73 92V93H72ZM82 92V93H80ZM88 92V93H87ZM94 92H98V94H94ZM139 92V93H138ZM150 93V95H148V93ZM183 92V93H182ZM190 92V93H189ZM195 92V94H194ZM201 92V93H200ZM207 92V93H206ZM226 92V93H225ZM239 92L242 94H239ZM249 92V93H248ZM7 93L9 94V96L7 95ZM21 93V95H20ZM32 93V94H31ZM55 93V94H54ZM60 93V94H59ZM93 93V94H92ZM134 93V94H133ZM178 93V94H177ZM186 93V94H185ZM193 93V94H192ZM205 94L204 96L202 94ZM222 93V94H221ZM233 93V94H232ZM248 93V94H247ZM256 93V94H255ZM41 94V95H40ZM48 94V95H46ZM51 94V95H50ZM63 94V96L60 97V95ZM73 94V95H71ZM89 94V95H88ZM173 94V95H172ZM176 94V96H175ZM191 94V95H190ZM198 94V95H197ZM221 94V96L219 95ZM229 94V95H228ZM235 94L238 96L235 97ZM253 94V95H252ZM260 94V95H259ZM2 95V96H1ZM5 95V97L3 96ZM27 95V96H25ZM31 95V96H30ZM44 95V97H43ZM69 97H68V96ZM84 95V96H83ZM95 95V96H94ZM98 95V96H97ZM101 95V96H100ZM149 97H148V96ZM157 95L159 96L158 98ZM186 95V97L184 96ZM190 95V96H189ZM194 95V96H193ZM196 95V97H195ZM201 97H200V96ZM208 95V96H207ZM218 95V97L216 96ZM232 95V96H230ZM248 95H250L248 97ZM13 96V97H12ZM17 96V97H16ZM37 98H36V97ZM70 96H73V97H70ZM78 96V97H77ZM92 96V97H91ZM99 96L101 98H99ZM125 96V98H124ZM147 96V98H146ZM173 96V97H172ZM182 96V97H181ZM184 96V97H183ZM188 96V97H187ZM205 98V100L203 99V97ZM240 96V97H239ZM19 97V98H18ZM25 97V98H23ZM40 97V98H39ZM85 97V98H84ZM89 97V99H88ZM96 97V98H95ZM139 97V99H138ZM191 98V100H193L191 102V100H187L188 98ZM193 97V99H192ZM211 97V98H209ZM235 97V98H234ZM242 97V98H241ZM246 97V98H245ZM251 97V98H250ZM254 97V98H253ZM256 97V98H255ZM3 98V100H2ZM6 98V99H4ZM7 98H9L7 100ZM22 100H21V99ZM27 98V100H26ZM29 98V99H28ZM35 98V99H33ZM45 98V99H44ZM54 100H53V99ZM76 98V99H75ZM94 98V99H92ZM99 98V99H97ZM103 98V101H101ZM185 98V99H183ZM189 98V99H190ZM200 98V99H199ZM203 100H202V99ZM209 98V100H208ZM221 98V99H220ZM226 98V99H225ZM236 98L238 100H236ZM260 100H258V99ZM17 101H16V100ZM25 99V101H24ZM34 101H32V100ZM40 99V100H39ZM60 99V100H59ZM62 99V101H61ZM65 99V100H64ZM67 99V100H66ZM101 99V100H100ZM207 99V100H206ZM214 99V100H213ZM229 99V100H228ZM249 99V100H248ZM256 99V100H255ZM2 100V102H1ZM6 100V101H5ZM22 101L21 102H19ZM59 100V101H58ZM64 100V101H63ZM70 100H73L72 102ZM76 100V101H75ZM91 100V101H90ZM100 100V102H99ZM149 100V101H148ZM216 100V101H215ZM241 100H244L242 101L243 103H241ZM252 101V103H250ZM9 101L10 104H9ZM17 103H16V102ZM39 101V103L37 102ZM48 101V102H47ZM50 101V102H49ZM52 101V102H51ZM55 101V102H54ZM58 101V102H57ZM75 101V102H74ZM83 101V102H82ZM195 101V102H194ZM204 101V102H202ZM209 101H213L211 103V105L208 103ZM222 101V102H221ZM233 101V102H232ZM238 101V102H237ZM260 101V102H259ZM7 104H6V103ZM26 102V103H24ZM31 102V103H30ZM37 102V103H36ZM42 102V103H41ZM71 102V103H70ZM82 102V104L80 105V103ZM99 102V103H97ZM101 102H103L104 104H102ZM129 102H132V103H129ZM155 102V103H153ZM178 102V103H176ZM185 102V103H184ZM188 102V103H187ZM227 102V103H226ZM247 102V103H246ZM262 102V103H261ZM11 103H13V105L11 106ZM16 103V104H14ZM19 103V104H18ZM33 104V105H30V104ZM57 103V105L55 104ZM91 103V104H90ZM97 103V104H96ZM141 103V104H140ZM145 103V105H144ZM151 103V104H150ZM196 103L198 104L199 108H196L198 106H196ZM203 103V104H202ZM216 103V104H215ZM227 106H226V104ZM241 103V104H240ZM248 103L250 104L248 105ZM4 104V105H3ZM9 104V105H8ZM21 104V105H20ZM28 104V105H27ZM46 104V105H45ZM50 104V106H49ZM60 104V105H59ZM76 104V105H75ZM85 104V106H84ZM149 104V106H148ZM155 104H157L155 106ZM162 104V105H161ZM175 104V105H174ZM190 104V105H189ZM220 104V105H219ZM229 104V105H228ZM232 104L234 106H232ZM248 106H247V105ZM257 104V105H256ZM262 104V105H260ZM6 105V106H5ZM35 105V106H34ZM41 108H39L38 106ZM43 107H41V106ZM45 105V107L43 106ZM66 105V107H65ZM96 105V106H95ZM103 105V106H102ZM115 105V106H113ZM134 105V106H133ZM139 105V106H138ZM143 105L145 107H143ZM161 105V106H160ZM166 107H165V106ZM180 105V106H179ZM195 105V106H194ZM203 105V106H201ZM208 105V106H207ZM217 105V106H216ZM220 107H219V106ZM243 105V106H242ZM254 107H253V106ZM256 105V106H255ZM260 105V107H258ZM24 106V107H23ZM48 106V107H47ZM58 106V108H57ZM60 106V107H59ZM73 106V107H72ZM82 106V107H81ZM84 106V107H83ZM97 106L100 108L97 109ZM136 106V107H135ZM141 106V108H140ZM150 106H152L153 108H151ZM155 106V107H154ZM163 106V107H162ZM176 106V107H174ZM187 106V107H186ZM192 106V107H191ZM215 109H214V107ZM224 106V107H222ZM231 106V107H229ZM238 106V107H237ZM242 106V107H241ZM250 106V107H249ZM11 107V108H10ZM15 107V109H14ZM19 107V108H18ZM36 111H34L35 109ZM50 107V108H49ZM62 107V109H61ZM77 107V108H75ZM103 107V108H102ZM111 107V108H110ZM158 107V109H157ZM161 107V108H160ZM170 107V109H169ZM183 107V108H182ZM194 107V108H193ZM201 107V108H200ZM204 107V110L201 111V109ZM211 109H209V108ZM228 107V108H226ZM234 107V108H232ZM246 108V110L244 108ZM253 107V108H252ZM263 107V108H261ZM5 108V109H3ZM20 108H22L21 110H19ZM25 110H24V109ZM48 108V109H47ZM57 108V109H56ZM67 108V109H65ZM88 108V109H87ZM92 108V109H91ZM96 108V109H95ZM134 108V109H132ZM140 111H143V112H139V109ZM143 108V109H142ZM175 108V110H174ZM186 108V110H185ZM193 108V110L191 109ZM196 108V109H195ZM219 108V109H218ZM221 108V110H220ZM236 108V109H235ZM250 108V109H249ZM17 109V110H16ZM29 109V110H28ZM46 109V110H45ZM50 109V110H49ZM53 109V110H52ZM58 112L54 113L56 110ZM63 110V112L60 111ZM71 109H75V110H71ZM156 109V110H155ZM183 109V110H182ZM187 109H190L187 111ZM207 109V110H206ZM217 109V110H216ZM223 109V110H222ZM226 109V112H225V117H224V110ZM237 109H239V112ZM259 109H262V111H258ZM24 110V112H23ZM65 110V111H64ZM68 110V111H67ZM81 110V111H80ZM84 110V111H83ZM95 110H97L95 112ZM122 110H125V111H122ZM137 110V111H136ZM150 110V111H149ZM155 110V111H154ZM167 110V111H166ZM169 110V112H168ZM174 110V111H173ZM192 110V111H191ZM196 110V111H195ZM208 110L210 112H208ZM230 110L232 112H229ZM235 110V111H233ZM242 110H244L246 113H248L247 111H250L249 113L250 116H249V113L248 114H245V112H243ZM3 111V112H2ZM7 114H5L4 113ZM9 111V112H8ZM30 111V114H28ZM39 111V112H38ZM41 111L43 112L42 115L41 114ZM54 111V112H52ZM60 111V112H59ZM67 111V113H66ZM70 111V112H69ZM77 113H75V112ZM86 111V112H85ZM94 111V112H93ZM102 111V112H101ZM148 111V112H147ZM203 111H207V112H203ZM213 111H215L213 113ZM223 111V112H221ZM254 111V113H253ZM257 111V112H256ZM2 112V113H1ZM8 112V113H7ZM14 112V113H13ZM20 112V113H19ZM54 113L55 114V117H52L51 116H54V114H51ZM74 114H72V113ZM84 112V113H83ZM150 112V113H149ZM155 112V113H154ZM172 112V113H171ZM175 112V113H174ZM179 112V113H178ZM189 112H193L189 114ZM219 112V113H217ZM243 112V113H242ZM262 112V113H261ZM33 113V115H32ZM37 114V115H34V114ZM40 113V114H38ZM60 113V114H59ZM70 113V114H69ZM86 113V114H85ZM99 113V114H98ZM137 113V114H136ZM155 114V116L153 114ZM158 113V114H157ZM165 113V114H164ZM186 113V114H185ZM199 114L200 116H197L198 117H201V118H198L197 121L195 118H197L195 116V114ZM201 113V114H200ZM204 113V114H203ZM222 113V114H220ZM258 113V114H257ZM261 113V114H260ZM6 116H4V115ZM9 114V115H8ZM11 114V115H10ZM14 116H13V115ZM16 114V115H15ZM21 114V115H20ZM23 114V115H22ZM49 114V115H48ZM62 114V115H61ZM94 114V115H93ZM141 114V115H139ZM145 114V115H143ZM152 114V116H151ZM161 114V115H160ZM173 114V115H171ZM175 114V115H174ZM178 114V115H177ZM204 116H203V115ZM238 115V118H236V116ZM243 114V116H242ZM26 115V117H25ZM56 115H60V116H56ZM69 115V116H68ZM75 115V116H74ZM90 116L89 117H86V116ZM189 115V116H188ZM193 115H194V118H193ZM206 115H211V116H206ZM212 115H215V116H212ZM220 118H217L215 119L216 117L218 116ZM17 116V117H16ZM19 116V118H18ZM32 116V117H30ZM49 116V117H47ZM70 116L72 117V120L74 121V123L72 122ZM78 116V117H77ZM84 116V117H82ZM102 116V118H101ZM133 116H136L133 117ZM141 116V118L139 117ZM151 116V117H150ZM157 116V117H156ZM165 116V117H164ZM167 116V117H166ZM228 116V117H227ZM231 116V117H230ZM249 116V117H248ZM3 117H6V119H4ZM15 117V118H14ZM25 117V118H24ZM37 117V118H36ZM38 117H41V118H38ZM44 117V118H43ZM58 117H60L59 119H61L63 117V120H59ZM69 119H67V118ZM74 117V118H73ZM95 119H94V118ZM133 117V118H132ZM143 117V118H142ZM153 117V118H152ZM156 117V118H155ZM185 117V118H183ZM188 117V120L186 119ZM204 117V118H203ZM205 117H208V118H205ZM224 119H222V118ZM227 117V118H226ZM233 117V118H232ZM255 117V118H254ZM3 118V119H2ZM12 118V119H11ZM22 120H21V119ZM29 120H25V119H28ZM47 118L48 121L50 120V122L47 121ZM50 118V119H49ZM57 118V119H56ZM77 118V119H76ZM83 118V120H82ZM88 118V120H86ZM97 118V119H96ZM120 118V119H119ZM130 118V119H129ZM150 118L154 119L155 121H158V122H155L154 120L152 121V119L150 120ZM178 118V119H177ZM181 118V119H180ZM192 118V119H191ZM212 123H211V120ZM213 118V119H212ZM226 118V119H225ZM229 118V119H228ZM240 118V120H239ZM242 118V119H241ZM246 120H244V119ZM259 118V119H258ZM14 119V120H13ZM39 121H38V120ZM45 119V120H44ZM66 119V120H64ZM98 119H101V120H98ZM136 119V120H135ZM161 119V120H160ZM164 119V120H163ZM172 119V120H171ZM191 119V120H189ZM204 119H206V121L204 122ZM216 121H215V120ZM252 119V120H251ZM257 119V120H256ZM9 120V121H8ZM20 120V122H19ZM24 120V122H23ZM34 120V121H33ZM37 120V121H36ZM43 120V121H42ZM55 120V122H54ZM70 122H69V121ZM90 120V121H89ZM92 120V121H91ZM94 120V121H93ZM96 120V121H95ZM116 122H113L115 121ZM130 120V121H129ZM132 120V121H131ZM135 120V121H134ZM143 120V121H142ZM163 120V121H162ZM184 120V121H183ZM187 120V122H186ZM195 120L194 122H191ZM202 120V121H200ZM208 120V121H207ZM210 120V121H209ZM218 120V121H217ZM221 120V121H220ZM227 120V122L225 121ZM234 120V121H233ZM239 120V121H238ZM242 120H244L242 122ZM27 121V122H26ZM29 121V122H28ZM61 121V122H60ZM63 121V122H62ZM67 121V123H66ZM85 123H84V122ZM146 121L148 122V124L146 123ZM171 121V122H169ZM183 121V122H181ZM199 121V122H198ZM223 121V122H222ZM232 123H231V122ZM235 121H238L240 123L237 122V124L235 123ZM257 123H256V122ZM22 122V123H21ZM33 122V123H32ZM39 122V123H38ZM48 122V123H47ZM64 122L66 124H70V125H64ZM76 122V123H75ZM80 124H79V123ZM86 122H89L86 124ZM94 122V123H92ZM99 125H98V123ZM113 122V123H112ZM166 126H170L173 122V124L170 126L171 127V130L170 128L168 127L167 129H164L166 128ZM176 122V123H175ZM180 122V123H179ZM198 122V123H197ZM201 122V123H200ZM208 122V123H207ZM216 124H215V123ZM224 123L225 125L220 126V123ZM234 122V123H233ZM259 122V123H258ZM8 123V124H7ZM36 123H38L36 125ZM54 123V124H53ZM60 125H59V124ZM62 123H63V126H62ZM116 123V124H115ZM150 123V124H149ZM155 123V125H154ZM158 125H157V124ZM161 123V124H160ZM190 123V124H189ZM196 125H195V124ZM204 125H201L203 124ZM207 123V124H206ZM244 123V124H243ZM249 126V129L248 130V127H247V124ZM253 123V124H252ZM257 125H261V126H257ZM11 124V126H10ZM19 124H22L19 126ZM35 124V125H34ZM40 124V125H39ZM44 126H43V125ZM50 124V126H49ZM77 126H76V125ZM126 124V125H125ZM133 124V125H131ZM135 124V125H134ZM144 124H147V127H145L146 125ZM164 124V127L162 126ZM175 124V126H174ZM186 124V125H185ZM199 124V125H198ZM210 124V125H209ZM227 124V125H226ZM230 124L232 125V127L230 126ZM238 124H240L238 126ZM243 124V126H242ZM263 124V125H262ZM7 127H6V126ZM46 125V127H45ZM76 127H74V126ZM81 125V126H80ZM95 125V126H93ZM102 125V126H100ZM121 125V126H120ZM124 125V126H123ZM139 125V126H138ZM142 125V126H141ZM144 125V126H143ZM157 128V130H159V133L158 134V131L155 130V128ZM184 125V128L183 126ZM193 125V126H192ZM195 125V126H194ZM206 125V126H205ZM212 125V126H211ZM214 125H217V127L219 126V131H218V128L216 129ZM234 125V126H233ZM255 125H256V129H255ZM25 126V127H23ZM48 126V127H47ZM57 126V127H56ZM59 126V127H58ZM61 126V127H60ZM80 126V127H79ZM84 126V127H83ZM92 126V127H91ZM97 126V127H96ZM104 126V127H103ZM108 126V127H106ZM131 126V127H130ZM153 127V130H152V127ZM158 126V127H157ZM162 127V128H159ZM182 126V128H180ZM188 126V127H187ZM191 126V127H190ZM198 126V127H197ZM210 126V127H209ZM230 126V127H229ZM238 126V127H237ZM251 126V128H250ZM9 127V128H8ZM11 127V128H10ZM12 127H15V128H12ZM31 127L32 130H31ZM38 127V128H37ZM45 127V128H44ZM53 127V129L51 128ZM91 127V128H90ZM96 127V128H95ZM99 127V129H98ZM101 127V129H100ZM119 127V129L117 128ZM129 127V128H127ZM150 127V130L148 129ZM175 129H173V128ZM188 128L185 130V128ZM197 127L198 130L195 128ZM200 127V128H199ZM206 127V128H205ZM229 127V128H228ZM235 130H233L234 128ZM252 127L254 129H252ZM26 128V129H25ZM28 128V129H27ZM40 128V129H39ZM43 128V129H42ZM50 128V129H49ZM62 128V129H61ZM65 128V129H64ZM70 128V129H69ZM81 128V129H80ZM84 128V129H82ZM97 129V130H94V129ZM106 128V129H105ZM133 128V129H132ZM135 128V129H134ZM142 130H140V129ZM144 128V129H143ZM147 128V129H146ZM177 128L179 130H177ZM214 128V129H212ZM225 128V129H224ZM227 128V129H226ZM240 128V129H238ZM245 128V130H244ZM23 129V131H21ZM37 129V130H36ZM39 129V130H38ZM49 129V130H47ZM52 129L51 132H49L50 130ZM55 129V130H54ZM57 129V130H56ZM60 129V130H59ZM79 129V130H78ZM91 129V130H90ZM105 129V130H104ZM146 129V130H145ZM161 129V130H160ZM183 129L185 132L186 135H184V131L181 132V130ZM190 129V130H189ZM196 129V130H195ZM204 129V130H203ZM208 129V130H207ZM209 129H211L209 131ZM216 129V131H215ZM229 129V131H228ZM231 129L234 131H231ZM238 131H237V130ZM16 130V131H15ZM28 131L27 133L25 131ZM32 133H31V131ZM35 130V131H34ZM43 130V131H41ZM45 130V131H44ZM47 130V131H46ZM61 130H63L62 132H60ZM69 130V131H68ZM73 130V131H72ZM76 130V132H75ZM101 130V131H100ZM103 130V132H102ZM119 130V131H118ZM152 131V133H149ZM166 130V131H165ZM170 130V131H169ZM194 130V131H193ZM222 130V131H220ZM225 130V131H224ZM240 130V131H239ZM257 130V131H255ZM30 131V133H29ZM86 131V133L84 132ZM89 133H88V132ZM105 131L107 134H105ZM134 131L135 134H134ZM138 131V133H137ZM143 131V133H142ZM157 131V132H156ZM164 131V134H162ZM169 131V132H167ZM172 131V132H171ZM173 131H178V132H173ZM187 131H190L187 132ZM206 132L205 134H203V132ZM209 131V132H208ZM213 131H215L213 133ZM227 131V132H226ZM245 131V132H244ZM254 131V132H253ZM258 131H261L260 133ZM263 131V132H262ZM9 132V133H8ZM11 132V133H10ZM14 132H16L14 134ZM18 132V133H17ZM69 132V133H68ZM72 132V133H71ZM80 132V133H79ZM92 132V133H91ZM102 132V133H101ZM126 132V133H125ZM147 133V136H146V133ZM158 134H156V133ZM167 132V134H166ZM194 132V133H193ZM228 133V134H225V133ZM232 132L234 134H232ZM240 132V133H238ZM253 132V133H252ZM22 133V134H21ZM47 133V134H45ZM62 135H61V134ZM67 133V134H66ZM72 135H71V134ZM74 133V134H73ZM85 133V134H84ZM122 133V135H121ZM132 135H131V134ZM171 133V134H170ZM193 133V134H192ZM203 135H202V134ZM224 133V135H222ZM237 133V134H236ZM244 133V134H243ZM247 133V134H246ZM12 134V137L10 136ZM24 134V135H23ZM26 134V135H25ZM31 134V135H30ZM51 134V135H50ZM53 134V136H52ZM55 134H56V137H55ZM79 134V135H78ZM81 134V136H80ZM88 134V135H87ZM89 134H91L89 137ZM96 134V135H95ZM98 134V135H97ZM102 134V135H101ZM142 134V135H141ZM150 134V135H149ZM152 134V135H151ZM154 134V135H153ZM162 134V135H161ZM171 136H170V135ZM173 134V135H172ZM182 134V135H181ZM195 134V135H194ZM201 134V135H200ZM210 134V135H209ZM213 136H212V135ZM233 136H232V135ZM236 134V135H235ZM239 134V135H238ZM241 134V136H240ZM243 134V136H242ZM253 134V135H252ZM257 134V135H256ZM260 134V135H259ZM4 135V136H3ZM6 135V136H5ZM7 135L9 137H7ZM16 135V136H15ZM20 135V136H19ZM23 135V136H22ZM38 135V136H36ZM60 135V136H59ZM94 135V136H93ZM149 135V136H148ZM156 135V136H155ZM160 135V136H159ZM182 139H181V137ZM194 135V136H192ZM198 135V136H197ZM200 135V136H199ZM207 135V136H205ZM216 135V136H215ZM228 135V136H227ZM234 135L236 137H234ZM238 135V136H237ZM248 135V137H247ZM250 135V136H249ZM256 135V136H254ZM3 136V137H2ZM19 136V137H18ZM25 136V137H24ZM29 136V137H28ZM40 136V137H39ZM52 136V137H51ZM80 136V137H79ZM86 136V137H85ZM93 136V137H92ZM102 136H106L104 138H102ZM129 136H131L129 138ZM134 136V137H133ZM138 136V137H137ZM143 136H146V138H144ZM151 136V137H150ZM153 136V137H152ZM185 136V137H184ZM204 136V137H203ZM219 136V137H217ZM245 136V137H244ZM2 137V138H1ZM21 137V138H20ZM24 137V138H23ZM28 137V138H27ZM31 137V139H30ZM44 138V139H41ZM49 141H48V139ZM54 137V139H53ZM78 137V138H76ZM96 137V138H95ZM136 137V139H135ZM139 137L141 139H139ZM162 137V138H161ZM166 137V138H165ZM178 137V138H177ZM184 137V138H183ZM203 137V138H202ZM229 137H232L231 140L229 139ZM241 137V138H240ZM247 137V138H246ZM250 137V138H249ZM258 137H261V140L260 138ZM5 138V139H4ZM9 138H12L11 141ZM26 138V139H25ZM34 138V139H32ZM38 138V139H37ZM40 138V139H39ZM54 140H52V139ZM62 138V139H61ZM71 138V139H70ZM74 138V139H73ZM78 140H76V139ZM83 138V140H82ZM85 138V139H84ZM88 138V139H87ZM91 138V140H90ZM143 138V139H142ZM153 138H157L156 139H153ZM160 140H159V139ZM176 138V139H175ZM188 138V139H186ZM193 141L192 144H191V140ZM195 138V139H194ZM197 138V139H196ZM200 138V139H198ZM208 138V139H207ZM215 138V139H214ZM236 138V139H235ZM16 139V141L14 140ZM30 139V141H29ZM47 139V140H46ZM58 139V141H57ZM66 139V140H65ZM97 139V140H96ZM138 139V140H137ZM146 139V140H145ZM170 144L172 145L173 143V146L174 149H173V146H170ZM181 139V140H180ZM207 139V140H206ZM219 139V140H218ZM227 141H226V140ZM249 141H248V140ZM260 139V140H259ZM36 140V141H35ZM42 140V141H41ZM68 140V141H67ZM81 140V141H80ZM87 140V141H86ZM96 140V141H95ZM140 140H145V142H143V144L141 142H139ZM149 140V141H147ZM155 140V141H153ZM162 140V141H161ZM165 140V141H163ZM171 140V141H170ZM175 140L178 141L177 143H175ZM195 140V141H194ZM199 140H200V143H199ZM216 140V141H215ZM224 140V141H223ZM235 142H233V141ZM257 140V141H256ZM260 142V144H257L256 142ZM33 141V143H32ZM41 143H40V142ZM45 141V142H44ZM52 141V142H51ZM62 141V143H61ZM85 141V142H84ZM110 141V142H109ZM119 141V142H118ZM147 141V142H146ZM153 143H150L152 142ZM161 141V142H160ZM174 141V142H173ZM180 141V143H179ZM188 141V142H187ZM205 142L206 144H204L203 142ZM212 141V142H211ZM215 141V142H214ZM239 141V142H238ZM262 141V142H261ZM31 142V143H29ZM35 142V143H34ZM40 147L43 149H40L39 148V145ZM51 142V143H50ZM80 142V143H78ZM89 142V143H87ZM134 142V143H133ZM159 142V143H158ZM168 142V143H167ZM185 142V143H184ZM197 142V143H196ZM226 142V143H225ZM233 142V143H232ZM243 142V143H241ZM251 142V143H250ZM255 142V143H254ZM258 142V143H259ZM17 145H16V144ZM29 143V147L28 144ZM74 143V144H72ZM78 143V144H76ZM84 143V144H83ZM147 143V144H146ZM164 145H168L170 146V150L169 147L167 148L166 146H163ZM167 143V144H166ZM187 143V144H186ZM189 143V144H188ZM226 146L223 147V144ZM250 143V144H248ZM263 143V144H262ZM26 144V145H25ZM32 144V145H30ZM42 144V145H41ZM47 144V145H46ZM60 144V145H59ZM69 144V145H68ZM87 144V145H86ZM99 144V145H98ZM151 144V145H149ZM154 144V145H153ZM160 144V145H159ZM184 145L183 147L181 145ZM199 144V145H197ZM204 144V145H203ZM208 144V145H207ZM213 144V145H212ZM218 146H217V145ZM235 144V145H234ZM247 144V145H244ZM14 145V146H12ZM65 147H61V146H64ZM76 145V146H75ZM81 145V146H80ZM84 145V146H82ZM98 145V146H97ZM122 145V146H121ZM149 145V147H148ZM189 145V146H188ZM191 145V146H190ZM193 145V146H192ZM196 145V147H194ZM205 145H207V148ZM221 145V146H220ZM240 145V146H239ZM254 145V146H252ZM259 145H261V147H258ZM12 146V149L10 150ZM21 146V147H20ZM37 146V147H36ZM44 146V147H42ZM47 146H50L49 149ZM52 146V147H51ZM54 146V147H53ZM60 146V147H59ZM79 146V147H78ZM97 146V147H96ZM138 146V147H137ZM144 146V147H142ZM178 146V147H177ZM220 146V147H219ZM244 146V152L242 153V148ZM23 147V148H22ZM71 147V148H69ZM77 147H78V153L80 154L81 152H85L81 155L77 154L76 150H77ZM83 147V148H82ZM95 147V148H94ZM108 149H107V148ZM152 147V148H150ZM155 147V148H154ZM189 147V148H188ZM191 147V148H190ZM195 149H194V148ZM201 147V148H200ZM202 147H204L202 149ZM214 152L215 150V154L212 152V150ZM229 147V148H228ZM238 147V148H237ZM240 147V148H239ZM246 147L249 150H246ZM252 147H254V149H252ZM256 147V148H255ZM27 148V149H26ZM28 148H29V151H28ZM36 148H38V150L40 149V151H38ZM54 148V149H53ZM58 148V149H57ZM61 148V149H60ZM81 148V149H80ZM135 148H138V149H135ZM142 148V149H141ZM150 148V149H149ZM162 148V149H161ZM165 148L167 150H165ZM214 148V149H213ZM218 148V149H217ZM224 148V149H223ZM234 148V149H233ZM260 148V149H259ZM69 149V150H68ZM70 149L72 151H70ZM75 152H74V150ZM97 149V150H95ZM99 149V150H98ZM141 149V150H140ZM148 149V150H147ZM183 149V150H182ZM186 149V150H185ZM197 149V150H196ZM206 149V151H201ZM228 149V150H227ZM233 149V151H232ZM258 149V150H257ZM15 150V151H14ZM24 150V152L22 151L21 153L19 152ZM27 150V151H25ZM33 150V151H31ZM55 152H54V151ZM58 150V151H57ZM67 152H66V151ZM93 150V151H92ZM129 150V152L127 151ZM140 151V154H139V151ZM147 150V151H146ZM156 150V153L154 154L153 157H151L153 155V151ZM165 150V151H164ZM179 150V151H178ZM185 150V152H184ZM189 150V152H188ZM193 150V151H192ZM195 150V151H194ZM200 150L199 152H196ZM218 150V151H217ZM222 150V151H221ZM230 150V151H229ZM242 150V151H241ZM255 150V152H254ZM261 150V151H260ZM52 151V152H51ZM152 151V152H150ZM161 155H160V152ZM177 151V152H176ZM181 151V152H180ZM225 151V152H224ZM235 151V153H234ZM239 151V152H238ZM241 151V153H240ZM252 151V152H251ZM257 151V152H256ZM261 153H260V152ZM37 152V153H36ZM42 152V153H41ZM65 154H64V153ZM73 152V153H72ZM93 152V153H92ZM105 152V153H104ZM144 152V153H143ZM174 152V153H172ZM183 152V153H182ZM187 152V153H186ZM198 154H201V155H197ZM201 152V153H200ZM206 154H204V153ZM219 153V156H216L218 155ZM231 155H230V153ZM233 152V153H232ZM238 152V154H237ZM248 152V153H247ZM259 152V153H258ZM9 153V154H8ZM28 153V154H27ZM40 153V154H39ZM47 153V154H45ZM51 153V154H50ZM76 153V154H75ZM96 153V154H94ZM128 153V155H127ZM158 153V154H157ZM168 153V154H166ZM180 153V154H179ZM193 153V155H192ZM203 153V154H202ZM229 153V154H228ZM12 154V155H11ZM21 154V155H20ZM39 154V155H38ZM61 154V155H60ZM67 154V157L65 158V155ZM146 154V155H145ZM176 154V155H175ZM179 154V155H177ZM190 154V155H189ZM225 154V155H224ZM233 154V155H232ZM240 154V155H239ZM241 154L243 156H241ZM257 154H259L257 156ZM26 155V156H25ZM69 155V156H68ZM73 155L74 158H78V162H79V168H75V171L74 174H71L70 176L69 175H66L67 178L65 180V177L63 175V166H67L70 165L71 167H76V162H72L70 156ZM76 155V156H75ZM78 155V156H77ZM142 155V156H141ZM156 155V156H155ZM159 155V156H158ZM176 157H175V156ZM215 155V156H214ZM222 155V156H221ZM229 155V157H228ZM238 155V156H237ZM256 155V156H254ZM32 156V157H31ZM46 156V158H45ZM49 156L51 158H49ZM56 156V157H54ZM82 156V157H81ZM90 156V157H89ZM105 156V157H104ZM134 158H133V157ZM139 156V157H137ZM149 156V157H148ZM163 156V157H161ZM166 156V157H165ZM168 156V157H167ZM178 156H181L178 157ZM186 156H192V158H189ZM194 156V157H193ZM196 156V157H195ZM200 156V158H199ZM210 156V157H209ZM231 156H232V159H231ZM27 157V158H25ZM84 157V161L82 160ZM105 159H104V158ZM109 157V158H108ZM156 157V158H155ZM161 157V159H159ZM183 157L185 159V163L183 162ZM202 157V158H201ZM222 157V159H221ZM235 157V159H234ZM237 157V158H236ZM239 157V158H238ZM248 157V158H247ZM257 157V158H256ZM260 157V161H259V158ZM263 157V158H262ZM25 158V160L23 159ZM44 158V159H42ZM64 158V159H63ZM80 158V159H79ZM133 158V159H132ZM138 158V159H137ZM139 158L141 159L139 161ZM144 160H143V159ZM148 158V159H147ZM165 158V159H164ZM196 158V159H195ZM215 158V159H214ZM222 160L221 162H219L220 160ZM230 158V159H229ZM12 159V160H11ZM23 161H22V160ZM26 159L29 161H26ZM49 159V161L51 163H49V161L47 160ZM50 159H53L52 161ZM55 159V160H54ZM58 159V161H57ZM90 159V160H88ZM100 159V160H99ZM128 159V160H127ZM147 161H146V160ZM151 159H155L154 161L151 160ZM187 159V160H186ZM198 159V160H197ZM226 159V160H225ZM237 159L239 160V162L237 161ZM249 159V160H248ZM262 159V160H261ZM18 160V161H16ZM37 160L39 161L37 163ZM42 160V161H41ZM46 160V161H45ZM82 162H80V161ZM88 160V162L86 161ZM158 160V161H157ZM160 160V161H159ZM162 160V161H161ZM167 160V161H166ZM180 160V161H178ZM196 160V161H194ZM204 160V161H203ZM207 160V161H206ZM216 160V162H215ZM230 160V161H229ZM257 160V162L255 161ZM7 161V162H6ZM22 161V162H21ZM26 161V162H25ZM36 163H35V162ZM57 161V162H56ZM64 161V162H63ZM71 163H70V162ZM93 161H96V162H93ZM105 161V162H104ZM132 161V162H131ZM136 161V162H135ZM150 161H153V162H150ZM170 161V162H169ZM178 161V162H176ZM190 162L187 163V165L189 164L190 166H186V162ZM210 161V162H209ZM225 161V162H224ZM227 161V163H226ZM235 161V162H234ZM241 161V162H240ZM253 161V162H252ZM14 162V163H13ZM17 162V163H16ZM33 162V163H32ZM44 162V163H43ZM49 164H47V163ZM54 162L56 165L54 166ZM63 162V163H61ZM92 162V163H91ZM116 162V163H115ZM140 162V163H139ZM143 162V163H141ZM146 162V166L144 165ZM155 162V163H154ZM158 162H160L158 164ZM169 163V164H166L168 165L166 168L165 167V164L163 163ZM180 162V163H179ZM197 162V163H196ZM209 162V163H207ZM231 162V163H229ZM256 162V163H255ZM262 164H260V163ZM23 163H27V164H23ZM35 163V165H34ZM81 163V165H80ZM84 163V164H83ZM85 163H88V164H85ZM112 163V164H111ZM139 163V164H137ZM151 163V165L149 164ZM171 163V164H170ZM176 163V165H175ZM206 163H207V166H206ZM212 163V164H211ZM214 163H217V164H214ZM227 165H226V164ZM233 163V164H232ZM238 163V164H237ZM248 165H247V164ZM252 163V164H251ZM23 166H21V165ZM30 164V165H29ZM46 164V165H45ZM53 164V165H52ZM58 164V165H57ZM74 164V166H73ZM83 164V165H82ZM101 164V165H100ZM126 164V165H125ZM154 164V166H153ZM174 164V165H173ZM181 164V165H180ZM193 164V166H192ZM197 164V165H196ZM200 164V168H199V165ZM209 164V165H208ZM211 164V166H210ZM224 164V165H223ZM232 164V165H231ZM251 164V166H250ZM14 165V166H12ZM27 167H26V166ZM49 168H48V166ZM85 165V166H84ZM86 165H89V166H86ZM95 165V166H94ZM122 165V166H121ZM145 167H144V166ZM150 165V166H149ZM157 167H156V166ZM172 165V166H171ZM195 165V166H194ZM205 165V167H204ZM221 165V166H220ZM223 165V166H222ZM230 165V166H229ZM235 165V167H234ZM246 165V166H245ZM257 165V166H256ZM262 165V166H261ZM25 166V168H24ZM32 166V168H31ZM41 166V168H40ZM92 166V167H91ZM94 166V167H93ZM125 166V167H124ZM159 166V167H158ZM170 166V167H169ZM176 166V167H175ZM210 166V167H209ZM218 166V168L216 167ZM240 166V167H239ZM242 166V167H241ZM51 167V168H50ZM54 167V168H53ZM59 168L57 170V168ZM86 168V169H83V168ZM89 167L91 168L89 170ZM107 167V168H106ZM124 167V168H122ZM144 167V168H143ZM151 170H149L150 168ZM153 167V168H152ZM175 167V168H174ZM190 167V168H189ZM230 167V168H229ZM233 167V168H232ZM27 168V169H26ZM33 168H37V169H33ZM94 168V169H93ZM104 168V169H103ZM161 168V169H159ZM169 168L171 170H169ZM173 168V169H172ZM194 168H198L197 171L194 169ZM206 168V169H205ZM225 171H222L223 169ZM232 168V171L229 170ZM255 168H257L256 170L260 171V172H257V171H254ZM262 168V169H261ZM20 169V170H19ZM26 169V170H25ZM30 169V170H29ZM44 169V170H42ZM49 169V170H47ZM80 169V170H79ZM83 169V170H82ZM121 169V170H120ZM123 169V170H122ZM132 171H130V170ZM144 169V170H142ZM146 169V170H145ZM155 169V170H154ZM156 169H159L161 171H156ZM167 169V170H166ZM177 169V170H176ZM189 169V170H187ZM208 169V170H207ZM215 169V170H214ZM237 169V170H236ZM239 169V170H238ZM249 169V170H247ZM33 170V172H32ZM51 170H54L53 173ZM79 170V171H78ZM89 170V175L88 173H86L87 171ZM94 170V171H93ZM166 170V171H165ZM185 170V171H184ZM204 170V172H202ZM214 170V171H213ZM229 170V171H228ZM234 170V172H233ZM38 171V172H37ZM50 171V172H49ZM58 171H60L58 173ZM83 171H85L84 174ZM93 171V172H91ZM108 171V172H107ZM125 172V173H122ZM147 173H146V172ZM154 171V172H153ZM156 171V172H155ZM167 171H169L170 173H168ZM174 171V172H173ZM180 171V172H179ZM217 171V172H216ZM8 172V173H7ZM16 172V174H15ZM49 172V173H48ZM57 172V173H55ZM115 172H117L115 174ZM119 172V173H118ZM172 172V173H171ZM178 172V173H177ZM200 172V173H199ZM206 172V173H205ZM212 172V175L211 173ZM215 172L217 174H215ZM220 172V173H219ZM223 172H228L227 174L226 173H223ZM232 172V173H230ZM237 172V173H236ZM13 173V174H12ZM24 173H27L24 174ZM38 173V174H36ZM122 173V174H121ZM131 173V174H130ZM134 175H133V174ZM137 173V174H136ZM139 173V174H138ZM156 173L157 176H156ZM161 173V174H160ZM168 173V174H167ZM181 175H180V174ZM187 175H186V174ZM202 173V175H201ZM205 173V175L203 174ZM256 173V174H255ZM259 173V174H258ZM3 174V175H2ZM10 174V175H9ZM24 174V176H23ZM31 174V175H30ZM55 174V175H54ZM61 174V175H59ZM145 174V177L144 175ZM151 176H150V175ZM175 174V175H174ZM177 174V175H176ZM196 174V175H195ZM210 174V175H209ZM222 174V176H221ZM246 174V176H245ZM12 175V176H11ZM20 175V176H19ZM29 175V176H28ZM44 175V176H43ZM47 175V176H46ZM52 175V176H50ZM76 175V176H75ZM83 175L86 176L83 178ZM96 175V177L94 176ZM98 175V176H97ZM133 175V176H131ZM136 175V176H135ZM154 175V176H153ZM170 175V176H169ZM173 175V176H172ZM192 175V177H191ZM201 175V177L199 176ZM209 175V176H208ZM217 175V177H216ZM227 175V176H226ZM233 175V176H231ZM242 175V176H241ZM249 175V176H248ZM256 175L257 177L254 178ZM260 175V176H259ZM14 176V177H13ZM31 176V177H30ZM50 176V177H49ZM57 176V177H56ZM61 176V177H60ZM64 176V177H63ZM75 176V177H73ZM91 176V177H90ZM115 176V177H114ZM122 176V177H121ZM162 176V178L160 177ZM166 176V177H165ZM169 176V177H168ZM175 176V178H174ZM182 178H181V177ZM196 177V179L194 177ZM206 176V178H205ZM220 176V177H219ZM224 176V177H223ZM226 176V177H225ZM248 176V177H247ZM48 177V178H47ZM70 177V178H68ZM73 177V179H72ZM78 178V181H77V178ZM93 177V178H92ZM104 177V179H103ZM128 177V178H127ZM132 177V179H131ZM133 177L135 179H133ZM153 177V180H151ZM156 177V178H155ZM179 177V178H178ZM186 177V178H185ZM192 179V180H190ZM200 177V181L198 180ZM219 177V178H218ZM221 177L223 179H221ZM239 179H238V178ZM240 177H242L243 179H241ZM251 177V178H250ZM262 177V179H260ZM16 178V179H15ZM50 178V179H49ZM75 178V179H74ZM82 178L83 181H87V184L89 182V186L90 187H84L83 185V181L80 179ZM92 178V179H91ZM124 178V179H123ZM144 178V180H143ZM160 178V179H159ZM168 178V179H166ZM194 178V179H193ZM198 178V179H197ZM234 178V179H233ZM246 178V179H245ZM254 178V180H253ZM42 179V180H41ZM47 179V180H46ZM62 179V180H61ZM69 179V180H67ZM95 179V180H94ZM103 179V181H102ZM106 179V180H105ZM115 179V180H114ZM118 179V181L116 180ZM149 179V180H148ZM158 179V180H157ZM162 179L164 180V182L162 181ZM166 179V180H165ZM170 179V180H169ZM181 179V180H180ZM188 179V180H187ZM211 179V180H210ZM236 179V180H235ZM244 179H245V182H244ZM256 179H257V185H256ZM28 180V181H27ZM43 181V182H40ZM61 180V181H60ZM76 180V181H75ZM121 180V181H120ZM133 180V181H132ZM143 180V181H142ZM172 180V181H171ZM174 180V181H173ZM177 180L179 181V183L177 182ZM190 180V181H189ZM198 180V182H197ZM204 180V181H203ZM239 180V181H238ZM249 180V181H248ZM260 180V181H259ZM13 184H12V182ZM27 181V182H26ZM46 181V182H45ZM48 181V182H47ZM57 181H60L58 182L59 186H56L58 185L57 184ZM63 181V182H62ZM70 182V185H72L74 182V186H70L68 182ZM126 181V182H125ZM149 181V182H147ZM184 181V182H183ZM203 181V182H202ZM219 182L221 185H219ZM242 181V182H241ZM259 181V182H258ZM22 182V184H21ZM35 182H39L38 184L35 183ZM53 182V183H52ZM75 182L77 183V186H75ZM155 182V183H153ZM176 182V183H175ZM182 182V183H181ZM189 182V183H187ZM202 182V183H201ZM212 182V183H211ZM216 182V187H215V183ZM228 182V184H227ZM231 182V183H230ZM237 182H240V183H237ZM252 184H251V183ZM16 183V184H15ZM35 183V184H34ZM42 183V184H41ZM44 183V184H43ZM51 183V184H50ZM63 183V184H62ZM68 185H66V184ZM72 183V184H71ZM79 183V184H78ZM117 183V184H116ZM126 183H129L126 185ZM131 183V184H130ZM142 183V184H141ZM146 183V184H144ZM162 183V184H161ZM163 183H165L163 185ZM168 183H169V186H168ZM192 183V184H190ZM200 183V185H199ZM208 183V184H207ZM234 183V184H233ZM249 183V184H247ZM65 184V185H64ZM83 187H82V185ZM108 184V185H107ZM119 184V185H118ZM123 184V185H122ZM125 184V186H124ZM140 184V185H139ZM159 184V185H158ZM161 184V185H160ZM176 184V185H175ZM189 184V185H188ZM196 184V185H195ZM198 184V185H197ZM206 184V185H205ZM212 184V185H210ZM238 184V185H236ZM242 184V185H241ZM260 184V185H259ZM40 185V186H38ZM61 185V186H60ZM79 185V186H78ZM92 185V186H91ZM95 185V186H94ZM115 185V186H113ZM158 187H157V186ZM187 185V186H186ZM191 185V186H190ZM194 185V186H193ZM209 185V186H208ZM219 185V186H218ZM229 185V186H228ZM231 185V186H230ZM234 185V186H233ZM4 186V187H3ZM33 186H35L33 188ZM43 186V187H41ZM45 186V187H44ZM57 188H56V187ZM64 186V187H63ZM87 186V185H86ZM97 186V187H96ZM105 186V187H104ZM117 186V187H116ZM154 186V187H153ZM174 188H173V187ZM197 186V187H196ZM199 186V188H198ZM223 186V187H222ZM246 186V188H248L249 190H254L251 192V191H248L246 188L244 187ZM251 186V187H250ZM261 186V187H260ZM13 187V188H12ZM25 187V188H24ZM38 187V188H37ZM48 187H50V191L48 190ZM63 187V189L61 188ZM73 187V188H72ZM112 187V188H111ZM115 198L117 199L115 201V198H111L110 200L108 199V201H106L105 198V195L107 193H109L110 191H112L113 189H115ZM167 187V188H166ZM181 187V188H180ZM186 190H183L182 189H185ZM213 187V188H212ZM219 189H218V188ZM220 187H222L220 189ZM229 187H232V188H229ZM240 187L242 189H240ZM257 187V188H256ZM33 188V189H31ZM37 188V189H36ZM66 188H69V190H67ZM72 188V189H71ZM89 188V189H88ZM93 188L91 191L90 189ZM95 188V189H94ZM105 188V189H104ZM120 188H121V191H120ZM123 188V189H122ZM134 188V190H133ZM163 188V189H162ZM178 188V189H177ZM180 188V189H179ZM188 188V189H187ZM197 188V190H195ZM205 188V190H202V189ZM208 188V189H207ZM224 188V189H223ZM244 188V189H243ZM27 189V190H26ZM30 189V190H29ZM36 189V190H35ZM40 189V190H39ZM53 189V190H51ZM66 189V190H65ZM81 189L80 192H78V190ZM88 190L85 192V190ZM99 189V190H97ZM127 190L128 193H126V191L124 190ZM132 189V190H131ZM153 189V190H152ZM171 189V190H170ZM192 189V190H191ZM201 189V190H200ZM211 189L210 191H207ZM215 189V190H214ZM231 191H230V190ZM235 189V190H233ZM237 189V190H236ZM258 191H257V190ZM261 189V191H260ZM26 190V191H25ZM35 190V191H34ZM58 192H57V191ZM84 190V191H83ZM95 192H94V191ZM108 190V191H107ZM145 192H144V191ZM165 190V191H164ZM175 190H178L175 192ZM218 190V191H217ZM220 190V191H219ZM222 190V191H221ZM5 191V192H4ZM31 191V192H30ZM34 191V194L33 192ZM42 191V192H41ZM52 191V192H51ZM76 194L74 195L73 197V193ZM78 193H77V192ZM124 191V192H123ZM138 191V194L136 193ZM152 191V193H151ZM161 191V192H160ZM170 191V193H169ZM174 191V192H173ZM186 191V192H185ZM188 191V192H187ZM198 191H202V192H199ZM205 191L207 194L205 195ZM226 191V192H225ZM237 191V192H235ZM242 191V192H241ZM245 191V192H244ZM256 191V193H255ZM40 192V193H39ZM55 192V193H54ZM65 192V193H64ZM85 192V195L84 194H81V193H84ZM105 192H107L105 194ZM119 192V193H117ZM121 192V193H120ZM132 195H131V193ZM150 192V193H148ZM183 194H181V193ZM217 192V193H216ZM231 192V193H230ZM251 192V193H250ZM259 192V194H257ZM262 192V193H261ZM28 195H27V194ZM42 193V194H41ZM50 193V194H49ZM53 193V194H52ZM57 193V194H56ZM61 193V194H60ZM67 193L69 195H67ZM86 193H89V194H86ZM145 193V194H143ZM168 193V194H167ZM172 193V194H171ZM180 193V195H179ZM188 193V194H187ZM191 193V194H190ZM213 195H212V194ZM219 193V194H218ZM224 193V194H223ZM229 193L232 194L229 196ZM238 193H239V196H238ZM249 193V194H248ZM255 193V194H253ZM26 194V195H25ZM36 194V195H35ZM47 194V195H46ZM49 194V195H48ZM56 196H55V195ZM67 196H66V195ZM91 194V195H90ZM117 194V196H116ZM119 194V195H118ZM120 194H121V198L119 200V197H120ZM126 194V195H125ZM151 194V195H150ZM162 194V195H161ZM164 194V196H163ZM176 194V195H174ZM178 194V195H177ZM186 194V195H184ZM190 194V195H189ZM199 194V195H198ZM203 194V195H202ZM211 194V195H210ZM215 194V196H214ZM251 194V196H250ZM32 195V197H31ZM41 195V196H40ZM53 195L55 197H53ZM65 195V197H64ZM87 195V196H86ZM89 195V196H88ZM129 195V196H128ZM154 195V196H153ZM158 195V196H157ZM166 195V196H165ZM196 195V196H195ZM211 197H210V196ZM227 195V196H226ZM38 196V197H37ZM43 196V197H42ZM51 196V197H49ZM72 196V197H70ZM82 196H85L84 198ZM135 196V198H134ZM142 196V198H140ZM179 196H180V199H179ZM191 196L192 198L195 197L194 199H191ZM198 196V197H197ZM203 196V197H201ZM213 196V197H212ZM242 196V197H241ZM262 196V198H260ZM45 197L46 200H45ZM49 197V198H48ZM61 200V202L58 201V199ZM62 197V198H61ZM81 197V198H80ZM89 197V198H88ZM92 197V198H91ZM160 197V198H159ZM171 197V198H170ZM178 197V199H177ZM188 197V198H187ZM197 197V198H196ZM205 197H206V200H205ZM211 198L213 199L214 201H212L211 199H208ZM214 197H216V200L214 199ZM217 197H219L217 199ZM249 199H247V198ZM18 198V199H17ZM21 198V199H20ZM31 198V199H30ZM38 198V199H36ZM40 198H42L40 200ZM51 198L54 199V203H53V200L51 201ZM61 198V199H60ZM66 200V203H65V200ZM70 198H72L70 200ZM82 198L84 200H82ZM128 198V199H127ZM134 198V200H133ZM140 198V199H139ZM146 198V199H145ZM152 198L154 199H157L159 201V204H158V201L157 200H152ZM165 198V199H164ZM167 198V199H166ZM202 198V199H200ZM223 198V199H222ZM233 198V199H232ZM241 198V199H239ZM253 198V199H252ZM258 198V199H257ZM20 199V201H19ZM29 201H27V200ZM57 199V200H56ZM78 199V200H77ZM80 199V200H79ZM89 199V200H88ZM100 199H104L103 200V207L98 209V207L96 206V204L100 201ZM136 199V200H135ZM150 199V201H149ZM170 199V200H169ZM190 199V200H188ZM221 199V200H220ZM245 200L243 202V200ZM247 199V200H246ZM254 199H257V200H254ZM263 199V200H261ZM12 200H15V201H12ZM38 200V201H37ZM46 202H45V201ZM48 200V201H47ZM70 200V201H69ZM137 200H140L137 202ZM147 200V201H146ZM164 200V201H163ZM173 202H172V201ZM180 200V201H178ZM181 200H185V201H181ZM223 200V201H222ZM250 200H252L250 202ZM259 200V201H258ZM33 201V202H32ZM44 201V203H43ZM64 201V202H62ZM72 201V202H71ZM78 201V202H77ZM83 201V202H82ZM119 202V205H118V202ZM121 201V202H120ZM152 201V203H151ZM157 201V202H156ZM169 201V202H168ZM188 201V202H187ZM193 201V202H192ZM205 201V202H204ZM219 201L221 203H219ZM227 203H225V202ZM248 201V202H247ZM262 201V203H258ZM17 205H19L20 203V206H16L15 203ZM28 202V203H27ZM37 202V204H36ZM50 202V203H49ZM76 202V204H75ZM124 202V203H123ZM155 202V203H154ZM172 202V203H171ZM175 202V203H174ZM180 202V203H179ZM191 202V203H189ZM196 202V203H195ZM198 202V203H197ZM206 203L205 205H202L204 203ZM233 202V204L231 203ZM237 202V203H236ZM22 203V204H21ZM52 203V204H51ZM57 203V205H56ZM59 203V204H58ZM64 203V204H63ZM69 203V204H68ZM72 203V204H71ZM79 203V204H77ZM84 203V204H82ZM110 203V207L108 206ZM121 203V204H120ZM135 203V204H134ZM138 203V204H137ZM147 203V205H145ZM151 205H150V204ZM161 203V204H160ZM167 203V204H165ZM169 203V205H168ZM192 203H193V206H192ZM215 203V205H214ZM224 204V207L220 206V205H223ZM247 204L244 205V204ZM249 203V204H248ZM27 204V205H26ZM47 206H46V205ZM62 204V206L60 205ZM75 204V207H73ZM91 204V205H90ZM113 206H112V205ZM123 204V205H122ZM128 204V205H127ZM131 204V206H130ZM137 204V206H136ZM149 204V206H148ZM157 204V206L155 205ZM165 204V205H164ZM172 204V205H171ZM174 204V205H173ZM183 204V205H182ZM190 204V205H189ZM196 206H195V205ZM202 205V206H199V205ZM212 204V205H210ZM218 204V205H217ZM226 204V205H225ZM240 204V205H239ZM13 205V207H12ZM22 205V206H21ZM34 208H32V206ZM67 207H66V206ZM126 205V206H125ZM167 205V206H166ZM178 205V206H177ZM180 205V206H179ZM184 205H186L185 209H184ZM189 205V206H188ZM228 205V206H227ZM231 205V208L230 206ZM236 207H235V206ZM239 205V206H238ZM251 205V206H249ZM257 207H255V206ZM23 206H26L25 208ZM51 206V207H50ZM54 206V208H53ZM61 206V207H60ZM78 206V207H77ZM91 208H90V207ZM112 206V207H111ZM118 206V207H117ZM134 206V207H132ZM146 206V207H145ZM148 206V207H147ZM154 206V207H153ZM175 206L173 209L171 207ZM177 206V207H176ZM183 206V207H182ZM188 206V207H187ZM198 206V207H197ZM206 206V207H205ZM216 206V207H215ZM244 208H243V207ZM17 207V209L15 208ZM47 207V208H46ZM66 209L68 207L70 208H74L75 212L78 213V220L76 221V226H75V233L73 234L74 236H72V238L68 237V236H65V235H62L60 229L58 228L59 224L57 222V220L59 219L58 217V213L62 212L63 211V208ZM97 207V208H96ZM105 207V208H104ZM107 207V208H106ZM109 207V208H108ZM120 207V208H119ZM153 207V208H152ZM182 207V209H181ZM199 207H202V211ZM221 207V208H220ZM242 207V208H241ZM248 207V208H246ZM255 207V208H254ZM8 208V209H7ZM41 211H39L38 209ZM54 210H53V209ZM56 208V209H55ZM59 208V209H58ZM61 208V209H60ZM84 208V209H83ZM126 208H127V211H126ZM133 210H132V209ZM136 208V209H135ZM139 208V209H138ZM147 208V209H146ZM189 208V210H188ZM195 209L193 211V209ZM204 208V209H203ZM208 208V209H207ZM210 208V209H209ZM217 208V209H216ZM228 208V209H227ZM234 208V209H233ZM238 208L236 212V209ZM250 208V209H249ZM257 208V209H256ZM13 209V210H12ZM23 209V210H22ZM35 209V210H34ZM37 209V210H36ZM50 209V210H49ZM82 209V210H81ZM90 209L92 211H90ZM95 209V210H94ZM105 211H102L104 210ZM122 209V210H121ZM146 209V211H145ZM161 209V210H160ZM167 211H166V210ZM174 209H177L176 211H174ZM181 211H180V210ZM206 209V210H205ZM221 209V210H219ZM225 209V210H224ZM233 209V210H232ZM241 209V211L239 210ZM244 212H242L243 210ZM255 209V210H254ZM262 209V210H261ZM8 210V211H6ZM14 210H17L16 212H14ZM19 210H22L19 211ZM26 210V211H25ZM53 210V211H52ZM59 210V211H58ZM62 210V211H61ZM80 210L82 213H80ZM98 210V211H97ZM109 210V211H108ZM116 213H113L115 212ZM119 210V211H118ZM121 210V212H120ZM124 210V211H123ZM131 210V211H130ZM150 210V211H149ZM155 210V211H154ZM159 210V212H158ZM171 210V211H170ZM197 210V211H196ZM200 210V211H198ZM206 211V213H203V211ZM249 210V212L247 211ZM257 210V211H256ZM26 213H25V212ZM28 211V212H27ZM32 211V212H31ZM39 211V213H38ZM45 212V216H44V212ZM54 211L56 214H54ZM85 211H86V214H85ZM108 211V212H106ZM165 211V213H161ZM169 211V212H168ZM180 211V212H179ZM185 211V212H184ZM188 211V212H187ZM193 213H192V212ZM204 211V212H205ZM210 213H209V212ZM215 211V212H214ZM217 211V213H216ZM225 211V212H224ZM260 211V213H259ZM13 212V213H12ZM42 212V213H41ZM96 212H97V215H96ZM105 212V213H104ZM111 212V213H110ZM125 212V213H123ZM134 212V213H132ZM137 212V214H136ZM156 214H154V213ZM167 212V213H166ZM176 212V214H175ZM195 212V213H194ZM201 212V214L199 213ZM220 212V213H219ZM224 212V214H222ZM238 214H236V213ZM242 212V213H241ZM255 214V215H253ZM5 213H8V214H5ZM16 213L18 214L16 215ZM23 213V215H22ZM49 213H52V214H49ZM80 213V215H79ZM102 213V214H100ZM107 213V214H106ZM131 213V214H130ZM169 213V214H168ZM173 213V214H171ZM189 213V214H188ZM191 213V215H190ZM197 213V214H196ZM225 213H229V214H226ZM247 213V215H246ZM56 216H54V215ZM93 214V215H92ZM112 214V215H111ZM129 214V215H127ZM165 214V215H164ZM176 216H175V215ZM179 214V215H178ZM186 214V215H185ZM195 214V215H194ZM200 214V215H199ZM210 214V215H209ZM219 214V215H218ZM234 214V215H233ZM242 214V215H240ZM245 216H244V215ZM252 214V215H251ZM259 214V215H258ZM263 214V215H262ZM6 215V217L4 216ZM12 215V216H10ZM15 215V216H14ZM38 215V217H37ZM49 215V217H48ZM99 216L100 219H98V217L96 216ZM102 215V216H101ZM121 215V217L119 216ZM152 215V216H151ZM161 215V216H160ZM162 215H163V218H162ZM178 215V216H177ZM189 215V216H188ZM194 215V216H192ZM199 215V217H198ZM202 215V216H201ZM238 215V216H237ZM261 215V216H260ZM7 216H10V217H7ZM33 216V217H31ZM47 216V217H46ZM53 216V218H52ZM83 218H82V217ZM87 216V218L85 217ZM95 216V217H94ZM111 216V217H110ZM130 216V218H129ZM138 216V218L136 219V217ZM151 216V217H150ZM166 216H168L166 218ZM180 216V217H179ZM188 217L190 220H188V218L186 219V217ZM192 216V217H191ZM201 216V217H200ZM210 218H208V217ZM233 216H235V218H233ZM237 216V218H236ZM248 216V217H247ZM255 216H257L255 218ZM5 217V218H4ZM18 217V218H16ZM42 217V218H41ZM55 218H58L57 220L54 219ZM91 219H90V218ZM116 217V218H115ZM120 217V219H119ZM134 217V218H133ZM149 217V218H148ZM155 217V219H154ZM164 217H165V220H164ZM173 217V218H172ZM179 217V218H178ZM185 217V218H184ZM205 217V218H204ZM219 217V218H218ZM226 217V218H224ZM13 218V219H12ZM17 219V223H16V220ZM22 219V221H20V219ZM50 220H49V219ZM81 218V219H80ZM113 218V219H112ZM158 218V219H157ZM160 218V219H159ZM162 218V219H161ZM172 218V219H171ZM178 218V219H177ZM192 218L193 220L194 219H197V220H194L192 221ZM212 218V219H211ZM221 218V220H220ZM230 219V221L228 219ZM5 219V221H4ZM12 219V220H11ZM32 219V220H30ZM47 219V220H46ZM87 219V220H85ZM122 219V220H121ZM154 219V220H153ZM183 219V220H182ZM215 219V220H213ZM6 220L8 222H6ZM15 220V221H14ZM28 220V221H27ZM37 220V221H36ZM43 220V221H42ZM45 220L48 221L46 222L45 224ZM53 220V221H52ZM80 220H84V221H81L82 223H80L79 221ZM92 220V221H91ZM98 220V221H97ZM101 220V221H100ZM107 220V222H106ZM158 220V221H157ZM162 220V221H160ZM178 220V221H176ZM188 222H187V221ZM222 220H223V223H222ZM234 220V221H233ZM243 220V221H241ZM251 220V221H250ZM4 221V222H2ZM25 221V222H24ZM39 221V223H38ZM42 221V222H41ZM88 223H87V222ZM89 221H91L89 223ZM117 221V223H116ZM120 221V222H119ZM165 221V224L162 225ZM167 221V222H166ZM170 221V222H169ZM173 221V222H172ZM175 221V222H174ZM189 221L191 223H189ZM200 223H199V222ZM207 221V222H206ZM246 221V223H245ZM248 221V222H247ZM12 222V223H11ZM20 222V223H19ZM53 222V223H52ZM57 222V223H56ZM93 222V224H92ZM109 222V224H108ZM158 222V223H157ZM163 222V223H161ZM172 222V223H171ZM178 222V223H177ZM184 222H186L184 224ZM194 226H193V224ZM219 222V223H217ZM239 222V223H237ZM30 223V224H29ZM106 223V224H105ZM146 223V224H145ZM155 223V224H154ZM171 223V224H170ZM177 223V224H176ZM195 223H198V224H195ZM225 223V224H224ZM12 224V225H11ZM19 224V225H18ZM28 224V225H27ZM57 224V226H55ZM96 226H95V225ZM98 224V225H97ZM108 224V225H107ZM114 224V226H112ZM120 224V225H119ZM150 224H153L150 225ZM161 224V225H160ZM168 224V225H166ZM203 224V225H202ZM204 224L207 226V228H205L206 226H204ZM209 224V227L208 225ZM212 224V225H211ZM219 224V225H217ZM230 224V225H229ZM239 224V226H238ZM3 225L5 227H3ZM11 225V226H10ZM18 225V226H17ZM23 225H24V228H23ZM40 225V227L38 226ZM48 225V226H47ZM94 225V226H93ZM106 225V226H105ZM125 225V226H124ZM157 225V226H156ZM160 225V226H159ZM223 227H222V226ZM8 226V227H7ZM17 226V227H16ZM21 226V227H20ZM27 226V227H26ZM55 226V227H53ZM81 226V227H80ZM100 226V227H99ZM105 226V228H104ZM108 226V227H107ZM149 226H150V229H149ZM156 226V228L154 227ZM160 227V229H158L157 227ZM180 226V227H179ZM183 226V227H182ZM191 226V227H190ZM192 226L194 228H192ZM200 226V227H199ZM204 226V227H203ZM16 227V228H15ZM29 227V228H28ZM35 227V228H33ZM37 227V228H36ZM42 227V228H41ZM119 227V228H118ZM134 227V228H133ZM143 227V228H142ZM166 227V228H165ZM174 227V228H173ZM190 227V228H189ZM199 227V228H198ZM219 227V228H218ZM221 227V230H219ZM234 227V228H233ZM236 227V228H235ZM5 228V229H4ZM7 228L11 231H7ZM14 228V229H13ZM44 228H47L44 229ZM50 228V229H48ZM57 228V231L55 229ZM77 228V229H76ZM98 228V229H97ZM112 228V229H111ZM148 228V229H147ZM155 228V229H154ZM163 228V229H162ZM178 228V229H177ZM186 230H185V229ZM192 228V229H191ZM225 229H229L225 231V233H223L224 231L222 230ZM240 228V229H239ZM3 231H2V230ZM12 229V230H11ZM23 229V230H21ZM24 229H27V230H24ZM31 229V230H30ZM38 229V230H37ZM54 229V230H52ZM59 229V230H58ZM83 231H82V230ZM88 229V230H87ZM92 231H89L91 230ZM117 231H114L116 230ZM153 229L155 230V232L153 231ZM162 229V230H161ZM167 231H166V230ZM170 229V230H169ZM171 229H172V232H171ZM177 232H175L176 230ZM199 229V230H197ZM216 229V230H215ZM17 230V231H16ZM29 230V231H28ZM33 230V231H32ZM50 230V231H49ZM102 230V231H101ZM108 232H107V231ZM156 230H160V231H156ZM166 231L164 232V234H161L163 231ZM184 230V235H181V233L183 232ZM206 230V231H205ZM211 232H209V231ZM217 231L219 230L218 232H213L212 231ZM232 230V232H231ZM28 231V232H27ZM34 231H36L34 233ZM56 231V233L54 232ZM59 231V232H58ZM87 231V232H86ZM99 231V232H98ZM112 231V232H111ZM144 231V232H143ZM147 231V232H146ZM181 231V233H180ZM191 231V232H189ZM199 231V232H198ZM208 231V232H207ZM223 231V232H222ZM234 231V232H233ZM240 231V232H239ZM3 232V233H2ZM7 232V233H5ZM23 232V233H21ZM30 232V233H29ZM52 232V233H50ZM114 232V233H113ZM118 232H120L121 234H119ZM161 232V233H160ZM175 232V233H174ZM188 232V233H187ZM222 232L220 235L218 233ZM228 232H231V233H228ZM262 234H261V233ZM5 233V234H4ZM14 233V234H13ZM33 233V234H32ZM41 233V234H40ZM54 233V234H53ZM82 233V234H81ZM86 233V234H85ZM103 236V239H102V236H100L101 234ZM144 233L146 235H144ZM157 233V235H156ZM173 233V234H172ZM186 233V234H185ZM237 233V234H236ZM255 233V234H254ZM260 233V234H259ZM20 234V235H19ZM26 237V238H24ZM39 234V236H38ZM45 234V235H43ZM58 234V235H57ZM119 234V235H118ZM143 234V235H142ZM149 234V235H148ZM160 234V235H159ZM166 234V236H165ZM172 236H171V235ZM175 234V236H174ZM178 234L179 237L177 236ZM193 234V235H192ZM197 234V235H196ZM218 234V235H217ZM224 234V235H223ZM229 234V235H228ZM250 234V235H249ZM257 234L259 235L257 237ZM5 235V236H4ZM32 235H34L32 237ZM37 235V237L35 236ZM41 235L43 237H41ZM50 235V236H48ZM89 235V236H88ZM107 235V236H106ZM152 235V236H151ZM162 235V236H161ZM203 235V236H202ZM205 235V236H204ZM207 235V236H206ZM209 235V236H208ZM214 235V236H213ZM222 235V236H221ZM241 235V236H240ZM251 235L253 237H251ZM256 235V236H255ZM2 236V237H1ZM18 236V237H17ZM33 240H31L30 238ZM44 236H46L44 238ZM56 236V237H55ZM62 236V237H61ZM66 238H65V237ZM112 239H111V237ZM131 236V237H130ZM135 236V237H134ZM150 236V237H149ZM154 236V240L156 239L157 237V241L159 242H155L153 240H151V238ZM156 236V237H155ZM174 236V238H173ZM183 236V237H182ZM186 236V237H185ZM191 236V237H190ZM200 236H202L201 238L203 239L202 242L200 241ZM213 238H212V237ZM218 238H217V237ZM220 236V237H219ZM231 236V237H230ZM244 236V237H243ZM262 236V237H261ZM39 237V239H38ZM119 237V238H118ZM138 237V238H137ZM164 237V238H163ZM170 239H168V238ZM172 239H171V238ZM176 237V238H175ZM205 237H209L210 239L212 240H209L206 239ZM230 237V238H229ZM251 237V238H250ZM257 237V238H256ZM260 237V238H259ZM8 238V239H7ZM34 238V239H33ZM42 238V239H41ZM54 238V239H53ZM56 238V239H55ZM74 238V239H73ZM134 238V239H132ZM143 238H144V241H143ZM147 238H148V241H147ZM163 238V239H162ZM179 238V239H177ZM187 238V239H186ZM199 238V239H198ZM254 238V239H253ZM262 238V240H261ZM16 239V240H15ZM23 239V240H22ZM36 239V240H35ZM45 239V240H44ZM51 239V240H50ZM60 239V240H59ZM102 239V240H101ZM153 239V238H152ZM159 239H161L162 241H160ZM164 239H166L164 241ZM168 239V240H167ZM185 239V240H184ZM205 239V240H204ZM250 239V240H249ZM252 239L254 240L252 242ZM257 239V241L255 240ZM7 242H6V241ZM21 242H20V241ZM31 241V242H28ZM44 240V241H43ZM54 240V241H53ZM58 240V241H57ZM68 240V241H67ZM74 243H73V241ZM87 240V242H86ZM127 240V241H126ZM133 240V242H132ZM138 240V241H137ZM150 240V241H149ZM178 240V242H177ZM206 240H208L206 242ZM262 242H261V241ZM5 243H4V242ZM10 243H9V242ZM38 241V243H37ZM57 241V242H56ZM62 241V242H60ZM71 241V242H70ZM211 241V242H210ZM224 241L223 244H221L222 242ZM235 241V242H234ZM240 241V242H239ZM252 242V243H248V242ZM28 246L27 245V243ZM40 242V243H39ZM50 242V243H49ZM60 242V243H58ZM67 242V244H66ZM104 242V243H103ZM130 242V243H129ZM146 242V243H144ZM148 242V243H147ZM150 242L154 245L150 246ZM168 242V243H167ZM171 242H173L171 244ZM181 242V243H180ZM201 242V243H200ZM216 243H218V245L216 246ZM221 242V243H220ZM247 244H245V243ZM256 242V243H254ZM258 242V243H257ZM3 243V244H2ZM12 243V245H11ZM18 243V244H17ZM26 243V244H25ZM47 243V244H46ZM52 243V244H51ZM57 243V244H56ZM64 243V244H63ZM70 245H69V244ZM133 243V244H132ZM141 243L143 246H141ZM175 243V244H174ZM179 243V244H178ZM197 243V244H196ZM231 243V244H230ZM233 243V244H232ZM263 243V244H262ZM22 244V245H21ZM37 244V245H36ZM39 244L41 246H39ZM43 244V246H42ZM45 244V245H44ZM52 246H51V245ZM77 244V246H76ZM83 244V245H82ZM107 244V245H106ZM147 244V245H146ZM149 244V245H148ZM160 244H162L160 246ZM163 244H164V247H163ZM168 244V245H167ZM174 244V245H173ZM187 244V245H186ZM199 244V245H198ZM236 246H235V245ZM240 244V245H239ZM246 246H245V245ZM252 244V245H251ZM260 247L258 248L257 247V251L256 252V247L257 245ZM8 245H10L8 247ZM26 245V246H25ZM36 245V246H35ZM54 245V246H53ZM66 245V246H65ZM78 245L80 247H78ZM102 245V247H101ZM104 245V246H103ZM115 245V246H113ZM140 245V246H138ZM171 245V246H170ZM180 245V246H179ZM190 245V246H189ZM204 245V246H202ZM210 245V246H209ZM213 245V246H212ZM223 245V246H222ZM248 245V246H247ZM19 246L22 248L19 249ZM25 248H24V247ZM35 246V248H34ZM38 246V247H37ZM47 248H46V247ZM49 246V247H48ZM138 246V247H137ZM158 246V247H157ZM167 246V247H165ZM169 246V247H168ZM182 246V247H181ZM217 247L219 248V250L217 248H214ZM229 246L230 249L229 250ZM235 246V247H233ZM245 246V248H244ZM5 247V249L3 248ZM16 247V248H15ZM18 247V248H17ZM32 247V248H30ZM38 249H37V248ZM43 247V249H41ZM62 247V248H61ZM65 247V248H63ZM85 247V248H84ZM87 247V248H86ZM95 247V248H94ZM108 247V248H107ZM111 247V248H110ZM131 247V248H130ZM133 247V249H132ZM145 247L147 249H145ZM155 247V249H154ZM160 247V248H159ZM173 247V248H172ZM181 247V248H180ZM190 247V248H188ZM194 247V248H193ZM200 247V248H198ZM208 247V248H207ZM223 247V249H222ZM240 247V249H239ZM243 247V248H242ZM250 247V248H249ZM253 247V248H252ZM12 248V250H11ZM14 248V249H13ZM56 248V249H55ZM60 248V249H59ZM71 248V249H70ZM84 248V249H83ZM104 248V249H103ZM107 248V249H106ZM138 248V249H137ZM151 248V249H150ZM163 248V250H162ZM165 248V249H164ZM167 248V249H166ZM187 248V249H186ZM198 248V249H197ZM204 248V249H203ZM210 248V249H209ZM213 248V249H211ZM234 248V249H233ZM247 248V251L245 250ZM5 251H4V250ZM34 249V251H33ZM65 249V250H64ZM94 249V250H93ZM130 252H129V250ZM137 249V250H136ZM142 249H144V251L146 252H143ZM150 252L152 251V253H147L149 250ZM160 249V250H159ZM169 249V250H168ZM184 249V250H183ZM243 249V250H242ZM252 249H255V250H252ZM12 252H11V251ZM26 250V251H25ZM38 251V254H37V251ZM41 250V251H40ZM44 250V251H43ZM46 250V251H45ZM72 250V251H71ZM93 250V252H92ZM113 250V251H112ZM147 250V251H146ZM158 250V251H157ZM179 250V251H178ZM186 250L188 252H186ZM196 250V251H195ZM214 250V251H213ZM217 250V251H216ZM221 250V251H220ZM229 250V251H228ZM239 250V252H238ZM242 250V251H240ZM20 251V252H19ZM36 251V253H35ZM81 251V252H80ZM85 251V252H84ZM133 251L135 252L133 254ZM140 251V252H139ZM160 251V252H159ZM163 251V252H162ZM195 251V252H194ZM207 251V252H206ZM210 253H209V252ZM219 251V252H218ZM227 251V253H226ZM246 253H245V252ZM251 251V252H250ZM28 252L30 253V255L28 254ZM32 252V253H31ZM45 252V253H44ZM55 252H58L56 255L57 257L55 256ZM61 252V253H60ZM87 252V253H86ZM156 252V253H154ZM173 252V253H172ZM215 252V254H214ZM217 252V254H216ZM234 252V253H233ZM253 252H256L255 255ZM259 252V253H258ZM262 252V253H261ZM4 253V255L2 254ZM20 253V254H19ZM43 253V254H41ZM100 253V254H99ZM125 253V254H124ZM142 253V254H140ZM170 253V254H169ZM179 253V254H178ZM182 253V254H181ZM213 253V255L215 257H212L213 255L211 254ZM225 253V254H223ZM233 253V254H232ZM237 253H239L237 255ZM243 253V254H242ZM248 253H252V255ZM12 254V255H11ZM19 254V255H18ZM33 254V255H31ZM54 254V257H56L57 259H54V257H52ZM64 254V255H63ZM80 254V255H79ZM90 254V255H89ZM93 254V256H92ZM119 254V255H118ZM133 254V255H132ZM142 258H140L139 256ZM149 256H148V255ZM203 254V255H202ZM223 254V255H222ZM228 254V255H227ZM233 256H232V255ZM258 254V255H256ZM6 255V256H5ZM16 255V256H15ZM21 255V256H20ZM22 255L24 257H22ZM44 255V256H43ZM63 255V256H62ZM104 255V256H103ZM112 255V256H111ZM120 255H122L120 257ZM124 255V256H123ZM151 255V256H150ZM152 255L154 257H152ZM156 255V256H155ZM209 255V256H208ZM237 255V256H236ZM242 255V256H240ZM244 255V257H243ZM248 255L249 259L251 257L250 260H247L248 257L246 256ZM254 255V256H253ZM29 256V257H28ZM39 256V257H37ZM71 256V257H70ZM97 256V257H96ZM107 256V257H106ZM129 256V257H128ZM181 256V257H180ZM257 256V257H256ZM9 257V258H8ZM19 257V258H17ZM36 257V258H34ZM42 257V258H41ZM120 259H119V258ZM151 257V258H150ZM210 257H212L210 259ZM241 257V259H240ZM247 257V258H246ZM255 257V259L253 258ZM260 257V259H259ZM17 258V260H16ZM23 258V259H22ZM25 258V259H24ZM29 258V259H28ZM39 258V260H37ZM91 258V259H90ZM95 258V259H93ZM112 258V259H110ZM118 258V259H117ZM122 258V259H121ZM131 258V259H130ZM146 258V259H145ZM150 258V259H149ZM159 258V259H158ZM194 258V259H193ZM216 258V259H214ZM218 258V259H217ZM222 258V259H221ZM246 261H244L243 260ZM20 259V261H19ZM28 259V260H27ZM31 259V260H30ZM36 261H34V260ZM42 263H41V261ZM53 259V260H52ZM140 259V260H139ZM199 259V260H198ZM201 259V260H200ZM205 259V261H204ZM235 259V260H234ZM240 259V260H239ZM253 259V260H252ZM25 260V262H24ZM61 260V261H60ZM74 260V261H73ZM117 260V261H116ZM120 263H118L119 261ZM175 260V261H173ZM178 260V261H177ZM211 260V261H209ZM257 260H262L261 263H259L260 261H257ZM7 261V262H6ZM9 261V262H8ZM17 261L19 263H17ZM29 261V262H28ZM32 261V262H31ZM38 261V262H37ZM50 261V262H49ZM54 261V263H53ZM58 261V262H56ZM104 261V262H103ZM116 261V262H115ZM131 261V262H130ZM172 261V262H171ZM215 261V263H214ZM235 261V262H234ZM242 261V262H240ZM248 261V263H247ZM250 261V262H249ZM257 261V263H256ZM16 262V263H15ZM34 262V263H33ZM61 262V263H60ZM73 262V263H72ZM129 262V263H128ZM135 262V263H134ZM138 262V263H137ZM180 262V263H179Z\"/></svg>",
  "mask_w": 264,
  "mask_h": 264
},
{
  "label": "bare ground",
  "instance_id": "obj_2",
  "mask_svg": "<svg viewBox=\"0 0 264 264\" xmlns=\"http://www.w3.org/2000/svg\"><path fill=\"white\" fill-rule=\"evenodd\" d=\"M3 1H4V0H3ZM31 1H32V0H31ZM57 1H58V0H57ZM82 1H84V0H82ZM82 1H81V2H82ZM89 1H90V0H89ZM106 1H107V0H106ZM112 1H113V0H112ZM112 1H111V2H112ZM114 1H115V0H114ZM114 1H113V2H114ZM130 1H131V0H130ZM132 1H133V0H132ZM141 1H142V0H141ZM143 1H144V0H143ZM143 1H142V2H143ZM160 1H162V0H159V2H160ZM164 1H165V0H164ZM169 1H170V0H169ZM169 1H168V2H169ZM191 1H192V0H191ZM198 1H199V0H198ZM200 1H201V0H200ZM206 1H207V0H206ZM206 1H205V2H206ZM228 1H229V0H228ZM241 1H242V0H241ZM247 1H248V0H247ZM33 2H34V1H33ZM48 2H49V1H48ZM54 2H55V1H54ZM79 2H80V1H79ZM94 2H96V1H94ZM99 2H100V1H99ZM135 2H136V1H135ZM137 2H138V1H137ZM137 2H136V4H137ZM145 2H146V0H145ZM149 2H150V1H149ZM149 2H148V3H149ZM152 2H153V1H152ZM168 2H167V3H168ZM173 2H174V0H173ZM219 2H220V1H219ZM219 2H218L217 4H219ZM237 2H238V1H237ZM237 2H236V4H237ZM252 2H253V1H252ZM256 2H257V1H256ZM26 3H27V2H26ZM28 3H30V1H29ZM45 3H47V2H45ZM70 3H71V2H70ZM89 3H91V2H89ZM105 3H106V2H105ZM109 3H110V2H109ZM128 3H129V2H128ZM132 3H134V2H132ZM140 3H141V2H140ZM153 3H154V2H153ZM155 3H156V1H155ZM161 3H163V2H161ZM202 3H203V2H202ZM223 3H224V2H223ZM230 3H231V0H230ZM242 3H243V2H242ZM242 3H241V4H242ZM245 3H246V2H245ZM48 4H49V3H47V5H48ZM67 4H68V3H67ZM76 4H77V2H76ZM82 4H83V3H82ZM87 4H88V3H87ZM87 4H86V5H87ZM96 4L98 5V3H95V5H96ZM101 4H102V3H101ZM107 4H108V2H107ZM129 4H130V3H129ZM146 4H147V3H146ZM165 4H166V3H165ZM175 4H176V3H175ZM228 4H229V3H228ZM238 4H239V3H238ZM238 4H237V5H238ZM247 4H249V3L247 2ZM34 5H35V4H34ZM42 5H43V3H42ZM59 5H60V4H59ZM59 5H57V6H59ZM64 5H65V4H64ZM78 5H79V4H77V7H79ZM89 5H90V4H89ZM93 5H94V4H93ZM152 5H153V4H152ZM156 5H157V4H156ZM169 5H170V4H169ZM197 5H199V4H197ZM205 5H206V4H205ZM207 5H208V4H207ZM207 5H206V6H207ZM221 5H222V4H221ZM239 5H240V4H239ZM243 5H244V4H243ZM250 5H251V4H250ZM258 5H260V4H258ZM258 5H257V6H258ZM32 6H33V5H32ZM43 6H45V5H43ZM84 6H85V5H84ZM84 6H83V7H84ZM87 6H88V5H87ZM98 6H99V5H98ZM114 6H115V5H114ZM114 6H112V8H113ZM116 6H117V5H116ZM126 6H127V5H126ZM150 6H151V4H150ZM150 6H149V7H150ZM154 6H155V5H153V7H154ZM160 6H162V5H160ZM167 6H168V5H166V7H167ZM223 6H225V5H223ZM232 6H233V5H232ZM240 6H241V5H240ZM240 6H239V7H240ZM261 6H262V5H261ZM39 7H40V6H39ZM49 7H50V6H49ZM55 7H56V6H55ZM55 7H54V8H55ZM85 7H86V6H85ZM91 7H92V6H91ZM100 7H103V6H100ZM128 7H129V6H128ZM131 7H132V6H131ZM133 7H134V5H133ZM145 7H146V5H145ZM155 7H156V6H155ZM155 7H154V8H155ZM175 7H176V6H175ZM199 7H200V5H199ZM199 7H198V8H199ZM213 7H214V6H213ZM234 7H235V6H234ZM246 7H247V6H246ZM251 7H252V5H251ZM258 7H260V6H258ZM50 8H51V7H50ZM52 8H53V7H52ZM79 8H80V7H79ZM89 8H90V7H89ZM92 8H93V7H92ZM114 8H115V7H114ZM119 8H120V7H119ZM122 8H123V7H122ZM158 8H159V7H158ZM158 8H157V9H158ZM170 8H171V7H170ZM172 8H173V6H172ZM206 8H207V7H206ZM216 8H217V7H216ZM219 8H222V7H219ZM225 8H226V7H225ZM228 8H229V7H228ZM243 8H244V7H243ZM256 8H257V7H256ZM32 9H33V7H32ZM32 9H31V10H32ZM36 9H37V8H36ZM47 9H49V8H47ZM55 9H56V8H55ZM63 9H64V8H63ZM66 9H67V8H66ZM72 9H74V8H71V10H72ZM75 9H76V8H75ZM90 9H91V8H90ZM94 9H95V8H94ZM106 9H107V8H106ZM108 9H109V8H108ZM124 9H125V8H124ZM131 9H132V8H131ZM138 9H139V8H138ZM142 9H143V8H142ZM145 9L147 10V9H149V8H145ZM150 9L152 10V8H150ZM165 9H169V8H165ZM207 9H208V8H207ZM223 9H224V8H223ZM230 9H231V8H230ZM230 9H229V11H230ZM246 9H247V8H246ZM248 9H249V8H248ZM262 9H263V8H262ZM40 10H41V9H40ZM44 10H45V8H44L42 11H44ZM85 10H86V8H85ZM104 10H105V9H104ZM104 10H102V11H104ZM162 10H163V8H162ZM196 10H197L198 12L200 11V10H198V9H196ZM215 10H216V9H215ZM251 10H252V9H251ZM28 11H29V10H28ZM28 11H26L25 13H27ZM59 11H60V10H59ZM59 11H57V13H58ZM87 11H88V9H87ZM96 11H97V7H96ZM98 11H99V10H98ZM100 11H101V10H100ZM102 11H101V12H102ZM118 11H119V10H118ZM121 11H122V9H121ZM121 11H120V13H121ZM136 11H137V10H136ZM140 11H141V9H140ZM153 11H154V10H153ZM158 11H160V10H158ZM171 11H172V10H171ZM188 11H189V10H188ZM201 11H202V10H201ZM212 11H214V10L212 9ZM233 11H234V10H233ZM257 11H258V9H257ZM257 11H256V12H257ZM259 11H260V10H259ZM23 12H24V11H23ZM46 12H47V11H46ZM93 12H94V11H93ZM161 12H162V11H161ZM189 12H190V11H189ZM215 12H216V11H215ZM222 12H223V11H222ZM239 12H240V11H239ZM246 12H247V10H246ZM251 12H252V11H251ZM29 13H31V12H29ZM50 13H51V12H50ZM50 13H49V14H50ZM65 13H66V12H65ZM74 13H75V12H74ZM98 13H99V12H98ZM125 13H126V12H125ZM125 13H124V14H125ZM135 13H136V12H135ZM142 13H144V12H142ZM156 13H158V12L156 11ZM164 13H165V12H164ZM199 13H200V12H199ZM205 13H206V12H205ZM216 13H217V12H216ZM223 13H224V12H223ZM229 13H230V12H229ZM229 13H227V14H229ZM234 13H235V11H234ZM236 13H237V12H236ZM236 13H235L234 15H236ZM259 13H260V12H259ZM45 14H46V13H45ZM66 14H67V13H66ZM81 14H83V13H81ZM90 14H91V13H90ZM90 14H89V15H90ZM95 14H96V13H95ZM110 14H111V13H110ZM148 14H149V13H148ZM152 14H155V13H152ZM152 14H151V15H152ZM187 14H188V13H187ZM231 14H232V13H231ZM251 14H252V13H251ZM251 14H249V15H251ZM253 14H255V13L253 12ZM27 15H28V14H27ZM52 15H53V14H52ZM70 15H71V14H70ZM78 15H79V14H78ZM89 15H88V16H89ZM97 15H98V14H97ZM99 15H100V14H99ZM104 15H105V14H104ZM106 15H107V17H108V14H107V13H106ZM113 15H114V13H113ZM130 15H131V14H130ZM156 15H157V14H156ZM161 15H162V14H161ZM178 15H179V14H178ZM191 15H192V14H191ZM213 15H214V13H213ZM222 15H224V14H222ZM255 15H256V14H255ZM258 15H259V14H258ZM30 16H31V15H30ZM66 16H68V15H66ZM72 16H73V15H72ZM76 16H77V14H76ZM82 16H83V15H82ZM84 16H87V15H85V13H84ZM95 16H96V15H95ZM95 16H94V17H95ZM100 16H101V15H100ZM115 16H116V15H115ZM115 16H114V19H115ZM139 16H140V15H139ZM144 16H145V15H144ZM185 16H186V15H185ZM217 16H219V15H217ZM229 16H230V15H229ZM229 16H228V18H229ZM236 16H237V15H236ZM238 16H239V15H238ZM238 16H237V17H238ZM244 16H245V14H244ZM244 16H243V17H244ZM68 17H71V16H68ZM94 17H93V18H94ZM119 17H120V16H119ZM137 17H138V15H137ZM137 17H136V18H137ZM142 17H143V16H142ZM151 17H152V16H151ZM153 17H154L155 20H156V17H157V16H153ZM191 17H192V16H191ZM198 17H199V16H198ZM232 17H233V16H232ZM243 17H242V18H243ZM245 17H246V16H245ZM247 17H248V16H247ZM257 17H258V16H257ZM263 17H264V15H263ZM23 18H24V17H23ZM28 18H29V17H28ZM56 18H57V17H56ZM59 18H60V17H59ZM63 18H64V17H63ZM75 18H76V17H75ZM77 18H78V17H77ZM86 18H87V17H86ZM103 18H105V17H103ZM116 18H117V17H116ZM134 18H135V17H134ZM138 18L140 19L141 17H138ZM145 18L148 19V21H149V19H150V17H149V18L145 17ZM145 18L143 17L144 20H146ZM154 18H153V19H154ZM159 18H160V17H159ZM196 18H197V16H196ZM215 18H216V17H215ZM233 18H234V17H233ZM233 18H232V20H233ZM235 18H236V17H235ZM251 18H252V16H251ZM20 19H21V18H20ZM25 19H27V18L25 17ZM64 19H65V18H64ZM80 19H82V18H81V15H80ZM84 19H85V17H84ZM84 19H83V20H84ZM126 19H127V18H126ZM139 19H138V21H139ZM162 19H163V17H162ZM169 19H170V18H169ZM174 19H175V18H174ZM218 19H219V17H218ZM229 19H231V18H229ZM257 19H258V18H257ZM23 20H24V19H23ZM30 20H31V19H30ZM73 20H74V19H73ZM76 20H77V19H76ZM97 20H98V19H97ZM127 20H128V19H127ZM134 20H136V19H134ZM164 20H165V19H164ZM171 20H172V19H171ZM184 20H185V19H184ZM195 20H196V19H195ZM199 20H200V19H199ZM220 20H221V19H220ZM222 20H223V19H222ZM234 20H235V19H234ZM242 20H243V19H242ZM242 20H241V21H242ZM253 20H254V19H253ZM253 20H251V21H253ZM255 20H256V18H255ZM260 20H262V19H260ZM26 21H27V20H25L23 23H25ZM54 21H55V20H54ZM64 21H65V20H64ZM79 21H80V20H79ZM86 21H89V18H88V20H86ZM113 21H115V20H113ZM151 21H152V20H151ZM165 21H166V20H165ZM165 21H164V22H165ZM173 21H174V20H173ZM177 21H178V20H177ZM181 21H182V20H181ZM208 21H209V20H208ZM208 21H207V22H208ZM211 21H212V20H211ZM224 21H226V19H225ZM224 21H223V22H224ZM247 21H248V20H247ZM257 21H259V20H257ZM45 22H46V21H45ZM101 22H102V20H101ZM106 22H107V20H106ZM133 22H134V21H133ZM144 22L146 23L147 20L144 21ZM160 22H161V21H160ZM162 22H163V21H162ZM198 22H199V21H198ZM209 22H210V21H209ZM221 22H222V21H221ZM227 22H228V21H227ZM231 22H232V21H231ZM231 22H230V24H231ZM57 23H58V21H57ZM60 23H61V22H60ZM64 23H65V22H64ZM103 23H104V21H103ZM111 23H112V22H111ZM113 23H114V22H113ZM139 23H140V22H139ZM148 23L150 24V21H149ZM152 23H153V22H152ZM170 23H172V22H170ZM180 23H181V22H180ZM211 23H212V22H211ZM211 23H210V24H211ZM248 23H249V21H248ZM251 23H252V22H251ZM255 23H256V25L259 24V23H257L256 21H255ZM14 24H15V23H14ZM38 24H39V23H38ZM49 24H50V23H49ZM61 24H62V23H61ZM66 24H67V23H66ZM66 24H65V25H66ZM72 24H76V23L73 22ZM81 24H82V23H81ZM92 24H93V23H92ZM94 24H95V23H94ZM140 24H141V23H140ZM159 24H160V23H159ZM206 24H207V23H206ZM224 24H226V23L224 22ZM227 24L229 25V23H227ZM227 24H226V25H227ZM232 24H233V22H232ZM241 24H242V23H241ZM33 25H35V24H33ZM70 25H71V24H70ZM70 25H69V26H70ZM98 25H99V24H98ZM100 25H101V24H100ZM110 25H111V24H110ZM132 25H133V24H132ZM145 25H146V24H145ZM147 25H148V24H147ZM168 25H169V24H168ZM170 25H171V24H170ZM172 25H173V24H172ZM172 25H171V27H172ZM186 25H187V24H186ZM235 25H237V24H234V26H235ZM238 25H239V24H238ZM242 25H243V24H242ZM252 25H254V24H252ZM259 25H260V24H259ZM262 25H263V24H262ZM39 26H40V25H39ZM44 26H45V25H44ZM76 26H77V25H76ZM81 26H83V24H82ZM106 26H109V25H106ZM136 26H137V25H136ZM136 26H135V27H136ZM139 26H140V25H139ZM141 26H142V25H141ZM148 26H149V25H148ZM200 26H201V24H200ZM214 26H216V25L214 24ZM247 26H248V24H247ZM37 27H38V26H37ZM37 27H36V28H37ZM47 27H48V26H47ZM47 27H45V29H46ZM50 27H52V25H51ZM64 27H65V26H64ZM78 27H79V26H78ZM86 27H87V26H86ZM101 27H102V26H101ZM109 27H110V26H109ZM122 27H123V25H122ZM122 27H121V28H122ZM149 27H151V25H150ZM166 27H167V26H166ZM202 27H204V26H202ZM216 27H217V26H216ZM239 27H240V26H239ZM254 27H256V26H254ZM254 27H253V28H254ZM257 27H258V26H257ZM260 27H263V26L260 25ZM9 28H10V27H9ZM36 28H34V29H36ZM41 28H42V26H41ZM65 28H67V27H65ZM69 28L72 29V27H69ZM76 28H77V27H76ZM105 28H106V27H105ZM121 28H120V29H121ZM128 28H130V27H128ZM144 28H145V27H144ZM144 28H143V29H144ZM168 28H169V27H168ZM192 28H193V27H192ZM212 28H213V27H212ZM228 28H229V27H228ZM236 28H237V27H236ZM251 28H252V27H251ZM258 28H259V27H258ZM258 28H257V29H258ZM263 28H264V27H263ZM12 29H14V28L12 27ZM43 29H44V28H43ZM106 29H107V28H106ZM126 29H127V28H126ZM130 29H131V28H130ZM132 29L135 30V28H132ZM132 29H131V30H132ZM147 29H149V28H147ZM147 29H146V31H147ZM176 29H177V28H176ZM205 29H206V28H205ZM207 29H209V28H207ZM207 29H206V30H207ZM210 29H211V28H210ZM226 29H227V28H226ZM230 29H231V28H230ZM238 29H239V28H238ZM238 29H237V30H238ZM241 29H242V28H241ZM244 29H245V28H244ZM254 29H255V28H254ZM23 30H25V29H23ZM36 30H37V29H36ZM56 30H57V29H56ZM68 30H69V29H68ZM91 30H92V29H91ZM150 30H152V29H150ZM163 30H164V29H163ZM196 30H197V29H196ZM198 30H199V29H198ZM198 30H197V32H198ZM203 30H204V29H203ZM219 30H221V29H219ZM228 30H229V29H228ZM232 30H233V29H231V31H232ZM245 30H246V29H245ZM11 31H12V30H11ZM11 31H10V32H11ZM52 31H53V30H52ZM69 31H70V30H69ZM72 31H73V30H72ZM104 31H105V30H104ZM104 31H102V29H101L100 32L102 33V32H104ZM125 31H127V30H125ZM129 31H130V30H129ZM129 31H128V32H129ZM141 31H142V29L140 30V32H141ZM143 31H144V30H143ZM146 31H144V32H146ZM157 31H158V29H157ZM170 31H172V29H171ZM191 31H192V30H191ZM191 31H189V33H190ZM194 31H195V29H194ZM194 31H193V34H194ZM224 31H225V29H224ZM249 31H250V29H248V33H249ZM261 31H263V30L261 29L260 32H261ZM34 32L36 33V31H34ZM40 32H41V31H40ZM83 32H84V31H83ZM136 32H138V31L136 30ZM147 32H148V31H147ZM147 32H146V33H147ZM173 32H174V30H173ZM197 32H196V33H197ZM204 32H206V31H204ZM240 32H241V31H240ZM256 32H257V31H256ZM16 33H17V32H16ZM26 33H27V32H26ZM44 33H45V32H44ZM59 33H60V32H59ZM67 33H68V32H67ZM80 33H81V32H80ZM85 33H86V32H85ZM104 33H106V32H104ZM111 33H112V32H111ZM132 33H133V32H132ZM134 33H135V32H134ZM134 33H133V34H134ZM156 33H158V32H156ZM159 33H160V31H159ZM159 33H158V34H159ZM171 33H172V32H171ZM198 33H199V32H198ZM212 33H213V32H212ZM212 33H211V34H212ZM219 33H220V32H219ZM219 33H217V34H219ZM232 33H233V32H232ZM242 33H244V35H245L247 32H246V33H245V32H242ZM261 33H262V32H261ZM60 34H61V33H60ZM73 34H74V33H73ZM88 34H89V33H88ZM118 34H119V33H118ZM124 34H125V33H124ZM127 34H128V33H127ZM130 34H131V33H130ZM135 34H136V33H135ZM141 34L144 35L143 33H141ZM148 34H149V33H148ZM190 34H191V33H190ZM204 34H205V33H204ZM215 34H216V33H215ZM220 34H221V33H220ZM228 34H229V32H228ZM228 34H227V35H228ZM238 34H239V32H238ZM238 34H235V35H238ZM250 34H253V33L251 32ZM254 34H255V33H254ZM254 34H253V35H254ZM256 34H260V33H256ZM39 35H40V33H39ZM57 35H59V34H57ZM63 35H64V34H63ZM96 35H97V34H96ZM100 35H101V34H100ZM102 35H103V33H102ZM109 35H110V34H108V36H109ZM111 35H112V34H111ZM113 35H114V33H113ZM137 35H138V34H137ZM137 35H136V36H137ZM196 35H197V34H196ZM200 35L202 36L201 32H200ZM200 35H199V36H200ZM231 35H232V34H231ZM233 35H234V34H233ZM244 35H243V36H244ZM247 35H248V34H247ZM41 36H42V35H41ZM53 36H54V35H53ZM53 36L51 37V39L53 38ZM65 36H66V34H65ZM68 36H70V35H68ZM71 36H72V35H71ZM106 36H107V34H106ZM131 36H132V35H131ZM145 36H147V34H145ZM149 36H150V35H149ZM156 36H157V35H156ZM174 36H175V35H174ZM205 36H206V35H205ZM208 36H209V35H208ZM208 36L206 37L207 39H209ZM211 36H212V35H211ZM216 36H217V35H216ZM218 36H219V35H218ZM222 36H223V35H222ZM248 36H249V35H248ZM254 36H255V35H254ZM254 36H253V37H254ZM262 36H264V35L262 34ZM47 37H48V36H47ZM83 37H84V36H83ZM87 37H88V36H87ZM98 37H99V36H98ZM100 37H102V36H100ZM127 37H128V35H127ZM127 37H126V38H127ZM129 37H130V36H129ZM134 37H135V36H134ZM134 37H133V39H134ZM137 37H138V36H137ZM176 37H177V36H176ZM183 37H184V36H183ZM189 37H191V36H189ZM209 37H210V36H209ZM228 37H229V36H228ZM228 37H227V39H228ZM231 37H232V36H231ZM231 37H230V38H231ZM240 37H241V36H240ZM250 37H251V35H250ZM257 37H258V36H257ZM257 37H256V38H257ZM259 37L261 38V36H259ZM60 38H61V36H60ZM62 38H63V36H62ZM76 38H77V37H76ZM84 38H86V35H85ZM110 38H111V37H110ZM120 38H121V37H120ZM135 38H136V37H135ZM140 38H141V37H140ZM148 38H149V37H148ZM148 38H147V39H148ZM171 38H172V37H171ZM174 38H175V37H174ZM212 38H214V37L212 36ZM216 38H217V37H216ZM235 38H236V37H235ZM241 38H242V37H241ZM245 38H246V37H245ZM260 38H258V39H260ZM82 39H83V38H82ZM90 39H91V38H90ZM97 39H98V38H97ZM107 39H108V38H107ZM111 39H112V38H111ZM116 39H117V38H116ZM122 39H123V37H122ZM122 39H121V41H122ZM129 39H130V38H129ZM133 39H132V41H133ZM147 39H146V41H147ZM155 39H156V37H155ZM163 39H164V38H163ZM188 39H189V38H188ZM198 39H199V38H198ZM210 39H211V38H210ZM217 39H218V38H217ZM225 39H226V38H225ZM239 39H240V38H239ZM252 39H254V38H252ZM34 40H35V39H34ZM46 40H47V38H46ZM55 40H56V38H55ZM55 40H54V41H55ZM61 40H62V39H61ZM67 40H68V39H67ZM85 40H86V39H85ZM85 40H84V41H85ZM99 40H100V39H99ZM136 40H137V39H136ZM136 40H135V41H136ZM138 40H139V39H138ZM156 40H157V39H156ZM161 40H162V39H161ZM201 40H202V39H201ZM214 40H215V39H214ZM27 41H28V40H27ZM27 41H26V44H27ZM62 41H63V40H62ZM75 41H76V40H75ZM75 41H74V42H75ZM77 41H78V40H77ZM77 41H76V42H77ZM82 41H83V40H82ZM94 41H95V39L93 40V42H94ZM102 41H103V40H102ZM102 41H101V42H102ZM108 41H109V40H108ZM113 41H114V40H113ZM129 41H130V40H129ZM129 41H127V42H129ZM144 41H145V40H144ZM144 41H143V42H144ZM166 41H168V40H166ZM166 41H165V42H166ZM189 41H190V39H189ZM192 41H193V40H192ZM195 41H196V40H195ZM195 41H194V42H195ZM209 41H210V40H209ZM215 41H217V40H215ZM215 41H214V43H216ZM218 41H219V40H218ZM242 41H243V40H242ZM244 41H245V40H244ZM262 41H263V39H262ZM45 42H47V41H45ZM45 42H44V44H45ZM65 42H66V41H65ZM68 42H69V40H68ZM109 42H110V41H109ZM109 42H108V43H109ZM115 42H116V40H115ZM136 42H137V41H136ZM171 42H172V41H171ZM171 42L169 41V43H171ZM190 42H191V41H190ZM207 42H208V41H207ZM219 42H221V41H219ZM219 42H217V43H219ZM230 42H231V41H230ZM235 42H236V41H235ZM247 42H249V41H247ZM254 42H255V41H254ZM21 43H23V42H21ZM55 43H56V42H55ZM57 43L59 44L60 42L58 41ZM61 43H62V42H61ZM94 43H95V42H94ZM123 43H124V42H123ZM125 43H126V42H125ZM133 43H134V42H133ZM138 43H139V42H138ZM138 43H137V46H138ZM140 43H141V42H140ZM153 43H154V42H153ZM205 43H206V41H205ZM238 43H239V42H238ZM241 43H242V42H241ZM255 43H256V42H255ZM259 43H261V42H259ZM24 44H25V43H24ZM39 44H40V43H39ZM39 44H38V45H39ZM99 44H100V43H99ZM106 44H107V43H106ZM148 44H149V42H148ZM161 44H162V42H161ZM165 44H166V43H165ZM167 44H168V43H167ZM201 44H202V42H201ZM201 44H200V46H201ZM212 44H213V43H212ZM41 45H43V43H42ZM54 45H55V44H54ZM60 45H61V44H59V46H60ZM62 45H63V44H62ZM78 45H79V44H78ZM83 45H84V44H82L81 46H83ZM90 45H91V44H90ZM94 45H95V44H94ZM94 45H93V46H94ZM114 45H115V44H114ZM114 45H113V46H114ZM127 45H128V44H127ZM133 45H134V44H133ZM142 45H143V44H142ZM146 45H147V44H146ZM162 45H163V44H162ZM189 45H190V44H189ZM194 45H196V44H194ZM194 45H193V47H195ZM221 45H222V44H221ZM245 45H246V44H245ZM2 46H3V45H2ZM24 46H25V45H24ZM48 46H49V43H48ZM56 46H57V44H56ZM59 46H57V48H58ZM67 46H69V45H67ZM93 46H92V47H93ZM103 46H104V45H103ZM115 46H116V45H115ZM124 46H125V45H124ZM128 46H129V48L127 47L128 50H131V48H132V49H135V48H136V47L134 48V46H131V41H130V45H128ZM147 46H148V45H147ZM168 46H169V45H168ZM182 46H183V45H182ZM184 46H185V43H184ZM191 46H192V45H191ZM198 46H199V45H198ZM198 46H197V47H198ZM204 46H205V45H204ZM204 46H203V47H204ZM208 46H209V45H208ZM214 46H216V44H215ZM217 46H218V45H217ZM226 46H227V44H226ZM226 46H225V47H226ZM235 46H236V45H235ZM235 46H234V47H235ZM242 46H243V45H242ZM248 46H249V45H248ZM253 46H254V45H253ZM257 46H258V45H257ZM39 47H41V46H39ZM42 47H44V46H42ZM46 47H47V45H46ZM52 47H53V45H52ZM61 47H62V46H61ZM75 47H76V46H75ZM92 47H90V48H92ZM117 47H118V46H117ZM151 47H152V46H151ZM164 47H165V46H164ZM166 47H167V46H166ZM169 47H170V46H169ZM175 47H176V46H175ZM180 47H181V46H180ZM193 47H192V48H193ZM212 47H213V46H212ZM239 47H240V45H239ZM251 47H252V45H251ZM7 48H8V47H7ZM49 48H50V47H49ZM64 48H65V47H64ZM64 48H63V49H64ZM96 48H98V46H97ZM101 48H102V47H101ZM108 48H109V47H108ZM108 48H107V49H108ZM123 48H124V47H123ZM127 48H126V49H127ZM144 48H145V47H144ZM147 48H148V47H147ZM199 48H200V47H199ZM204 48H207V46L204 47ZM204 48H203V49H204ZM219 48H220V47H219ZM221 48H222V46H221ZM232 48H233V47H232ZM232 48H231V49H232ZM242 48H243V47H242ZM249 48H250V47H249ZM249 48H248V49H249ZM252 48H254V47H252ZM261 48H263V47H261ZM261 48H260V49H261ZM2 49H3V47H2ZM40 49H42V48H40ZM45 49L48 50V48H45ZM59 49H60V47H59ZM63 49H62V50H63ZM107 49H104V50H107ZM110 49H111V48H110ZM110 49H109V50H110ZM113 49H114L115 51L117 50V49H115L114 47H113ZM145 49H146V48H145ZM145 49H144L143 51H145ZM183 49H184V48H183ZM194 49H195V48H194ZM201 49H202V48H201ZM203 49H202V50H203ZM207 49H208V48H207ZM239 49H240V48H239ZM255 49H256V48H255ZM263 49H264V48H263ZM15 50H16V49H15ZM29 50H30V49H29ZM29 50H28V51H29ZM31 50H32V49H31ZM49 50L51 51V49H49ZM62 50H61V51H62ZM65 50H66V49H65ZM72 50H73V48H72ZM72 50H71V51H72ZM78 50H79V49H78ZM124 50H125V49H124ZM135 50H137V49H135ZM147 50H148V49H147ZM149 50H150V49H149ZM151 50H152V49H151ZM172 50H173V49H172ZM185 50H186V49H185ZM189 50H190V49H189ZM204 50L206 51V49H204ZM204 50H203V51H204ZM211 50H212V49H211ZM214 50H215V49H214ZM227 50H228V49H227ZM236 50H238V48H237ZM249 50H250V49H249ZM258 50H259V49H257L256 51H258ZM3 51H4V50H3ZM33 51H34V49H33ZM33 51H31V52H33ZM37 51H38V50H37ZM37 51H36V52H37ZM40 51H41V50H39V53H40ZM52 51H53V50H52ZM122 51H123V50H122ZM133 51H134V50H133ZM133 51H132V52H133ZM139 51H142V50L140 49ZM162 51H163V49H162ZM164 51H165V50H164ZM166 51H167V50H166ZM179 51H180V50H179ZM196 51H197V50H196ZM203 51H202V52H203ZM238 51H239V50H238ZM241 51H242V50H241ZM241 51H239V53H241ZM10 52H11V51H10ZM18 52H19V50H18ZM66 52H67V51H66ZM76 52H78L77 49H76ZM81 52H82V51H80V53H81ZM105 52H106V51H105ZM109 52H110V51H109ZM111 52H113V51H111ZM127 52H128V51L126 50L125 53H127ZM145 52H146V51H145ZM190 52H191V51H190ZM229 52H235V53H238V52H236L234 49H233V51H229ZM229 52H228V53H229ZM253 52H254V51H253ZM16 53H17V52H16ZM26 53H28V52H26ZM39 53H38V54H39ZM51 53H52V52H51ZM57 53H58V52H57ZM57 53H56V54H57ZM78 53H79V52H78ZM80 53H79V54H80ZM85 53H86V52H85ZM88 53H89V51H88ZM90 53H91V51H90ZM122 53H123V52H122ZM133 53H134V52H133ZM137 53H138V51H137ZM149 53H150V52H149ZM155 53H156V52H155ZM169 53H170V52H169ZM191 53H192V52H191ZM200 53H201V52H200ZM216 53H217V50H216ZM239 53H238V55H239ZM245 53H247V52H245ZM248 53H249V52H248ZM251 53H252V50H251ZM44 54H45V53H44ZM47 54H48V51H47ZM49 54H50V52H49ZM72 54H73V53H72ZM75 54H76V53H75ZM83 54H84V53H83ZM100 54H101V53H100ZM108 54H109V53H108ZM113 54H114V52L112 53V56H114ZM123 54H124V53H123ZM139 54H140V53H139ZM141 54H142V52H141ZM146 54H147V53H146ZM152 54H154V53L152 52ZM167 54H168V52H167ZM198 54H199V53H198ZM206 54H207V52H205V56H206ZM3 55H4V54H3ZM21 55H22V54H21ZM25 55H26V54H25ZM53 55H54V54H53ZM61 55H63V53H62ZM68 55H70V54H68ZM81 55H82V53H81ZM87 55H88V54H87ZM92 55H93V54H92ZM94 55H95V53H94ZM126 55H127V54H126ZM128 55H129V54H128ZM154 55H155V54H154ZM172 55H174V54L172 53ZM183 55H184V54H183ZM189 55H190V54H189ZM189 55H188V57H189ZM203 55H204V54H203ZM212 55H213V53H212ZM220 55H221V54H220ZM228 55H230V54H228ZM37 56L39 57V55H37ZM42 56H43V55H42ZM44 56H45V55H44ZM47 56H50V55H47ZM70 56H71V55H70ZM74 56H75V55H74ZM77 56H78V55H77ZM102 56H103V55H102ZM102 56H101V57H102ZM104 56H105L104 58H106V55H104ZM108 56H111V55H107V57H108ZM124 56H125V55H124ZM129 56H130V55H129ZM139 56H140V55H139ZM142 56H143V55H142ZM145 56H146V55H145ZM155 56H156V55H155ZM164 56H165V55H164ZM181 56H182V55H181ZM190 56H191V55H190ZM197 56H198V55H197ZM209 56H210V55H209ZM209 56H207L206 59H208ZM233 56H234V55H233ZM233 56L231 55V57H233ZM242 56H245V55L242 54ZM251 56H252V55H251ZM256 56H257V55H256ZM259 56H260V55H259ZM51 57H53V56H51ZM51 57H50V60H52ZM56 57H57V56H56ZM59 57H61V56H59ZM66 57H67V56H66ZM88 57H89V56H88ZM117 57H118V56H117ZM121 57H122V56H121ZM127 57H128V56H127ZM132 57H133V56H132ZM140 57H141V56H140ZM194 57H195V56H194ZM237 57H238V56H237ZM261 57H262V56H261ZM44 58H45V57H43V59H44ZM64 58H65V57H64ZM68 58H69V57H68ZM75 58H76V57H75ZM99 58H100V56H99ZM99 58H96V59H99ZM129 58H130V57H128V59H129ZM138 58H139V57H138ZM142 58H143V57H142ZM144 58H145V57H144ZM152 58H153V57H152ZM155 58L157 59V57H155ZM160 58H161V57H160ZM171 58H172V56H171ZM178 58H179V57H178ZM186 58H187V56H186ZM202 58H203V57H202ZM212 58H213V56H212ZM214 58H215V54H214ZM217 58H218V57H217ZM233 58H234V57H233ZM242 58H243V57H242ZM247 58H248V57H247ZM262 58H263V57H262ZM25 59H26V58H25ZM30 59H31V58H30ZM34 59H36V58H34ZM37 59H38V58H37ZM41 59H42V58H41ZM55 59H56V58H55ZM62 59H63V58H62ZM69 59H70V58H69ZM73 59H74V58H73ZM79 59H81V56H80ZM83 59H84V58H83ZM93 59H95V58H93ZM100 59H101V58H100ZM107 59H110V57L107 58ZM117 59H118V58H117ZM124 59H125V57H124ZM131 59H132V58H131ZM147 59H148V58H147ZM176 59H177V58H176ZM179 59H180V58H179ZM189 59H190V57H189ZM194 59H195V58H194ZM194 59H193V63H195L194 61H196L197 58H196L195 60H194ZM199 59H200V58H199ZM220 59H221V58H220ZM263 59H264V58H263ZM44 60H45V59H44ZM57 60H58V58H57ZM59 60H60V59H59ZM70 60H71V59H70ZM76 60H77V59H76ZM76 60H75V61H76ZM85 60H86V59H85ZM85 60H83V61H85ZM87 60H89V59H87ZM87 60H86V61H87ZM101 60H103V59H101ZM115 60H116V59H115ZM122 60H123V59H122ZM136 60H138V59H136ZM139 60H140V59H139ZM163 60H164V58H163ZM166 60H167V58H166ZM191 60H192V59H190L189 61H191ZM202 60H203V59H202ZM211 60H212V59H211ZM225 60L229 61L228 59H225ZM225 60L223 59V61H225ZM236 60H239V57H238V59H236ZM256 60H257V59H256ZM260 60H261V59H260ZM13 61H15V59H14ZM23 61H24V60H22V62H23ZM37 61H38V60H37ZM53 61H54V60H53ZM79 61H80V60H79ZM81 61H82V59H81ZM126 61H127V60H125V62L122 61V64H121L120 66L118 65L119 67L116 66V68H114L115 66H113L114 70L111 69V70L113 71L114 80H115V75H116L117 73L120 74L121 71H123V73H125L127 70H129L128 68H129V65H131V64L127 63ZM128 61H129V60H128ZM130 61H131V60H130ZM133 61H134V60H133ZM142 61H143V60H142ZM155 61H156V60H155ZM172 61H173V60H172ZM176 61H177V60H176ZM183 61H184V60H183ZM197 61H198V59H197ZM206 61H207V60H206ZM212 61H213V60H212ZM219 61H220V60H219ZM223 61H222V62H223ZM232 61H233V59H232ZM232 61H231V62H232ZM242 61H243V60H242ZM246 61H247V60H246ZM250 61H251V60H250ZM257 61H258V60H257ZM25 62H26V61H25ZM45 62H46V61H45ZM69 62H70V61H69ZM69 62H68V63H69ZM94 62H97V61H94ZM105 62H106V60H105ZM118 62H119V61H118ZM135 62H138V61H135ZM135 62H133V63L136 65ZM144 62H145V61H144ZM144 62H143V63H144ZM165 62H166V61H165ZM186 62H188V60H187ZM199 62H200V61H199ZM202 62H203V61H202ZM209 62H210V61H209ZM217 62H218V61H217ZM217 62H216V63H217ZM247 62H248V66H249V65H250L249 63H250V62H249V61H247ZM27 63H28V61H27ZM39 63H40V62H39ZM46 63H47V62H46ZM53 63H54V62H53ZM53 63H52V64H53ZM64 63H65V62H64ZM70 63H71V62H70ZM73 63H74V65H75V62H74V61H73ZM89 63H90V61H89ZM98 63H99V62H98ZM101 63H102V62H101ZM113 63H114V62H113ZM120 63H121V60H120ZM133 63H132V64H133ZM148 63H149V62H148ZM155 63H157V61H156ZM174 63H175V62H174ZM177 63H178V62H177ZM182 63H183V62H182ZM190 63H192V62H190ZM219 63H220V62H219ZM219 63H217V64L219 65ZM228 63H229V62H228ZM235 63H236V62H235ZM21 64H22V63H21ZM24 64H25V63H24ZM24 64H23V65H24ZM36 64H37V63H36ZM41 64H43V62H42ZM76 64H77V63H76ZM92 64H95V63H92ZM103 64H104V63H103ZM114 64H115V63H114ZM134 64H133V65H134ZM138 64H139V63H138ZM141 64H142V62H141ZM141 64H139V66H140ZM145 64H146V63H145ZM164 64H166V63H164ZM203 64H206V63H203ZM220 64H221V63H220ZM237 64H238V63H237ZM245 64H247V63H245ZM255 64H256V62H255ZM23 65H22V67L24 68ZM26 65H27V64H26ZM29 65H31V64H29ZM43 65H44V64H43ZM56 65H57V64H56ZM69 65H72V64H69ZM95 65H96V64H95ZM135 65H134V66H135ZM148 65H149V64H148ZM175 65H176V64H175ZM195 65H196V64H195ZM197 65H199V64L197 63ZM200 65H201V64H200ZM207 65H208V66H211L209 63H208ZM225 65H226V64H225ZM234 65H235V64H234ZM239 65H240V64H239ZM241 65H242V64H241ZM243 65H244V64H243ZM262 65H263V64H262ZM262 65H260V67H262ZM18 66H21V65H18ZM40 66H41V65H40ZM45 66H46V65H45ZM51 66H52V65H51ZM66 66L68 67V65H66ZM75 66H76V65H75ZM83 66H84V65H83ZM93 66H94V65H93ZM93 66H92V68H93ZM102 66H103V65H102ZM137 66H138V65H137ZM141 66H142V65H141ZM145 66H146V65H145ZM145 66H144V67H145ZM157 66H158V65H157ZM165 66H166V65H165ZM201 66H202V65H201ZM203 66H204V65H203ZM203 66H202V67H203ZM244 66H245V65H244ZM244 66H243V67H244ZM4 67H5V66H4ZM55 67H56V66H55ZM58 67H59V66H58ZM70 67H71V66H70ZM77 67H78V66H77ZM96 67H97V66H96ZM108 67H109V66H108ZM147 67H148V66H147ZM170 67H171V66H170ZM170 67H169V68H170ZM172 67H174V65H173ZM185 67H188V66H185ZM191 67H193V66H191ZM233 67H234V66H233ZM239 67H240V66H239ZM239 67H238V68H239ZM25 68H26V67H25ZM25 68H24V69H25ZM29 68H30V67H29ZM32 68H33V67H32ZM42 68H44V67H42ZM42 68H41V69H42ZM74 68H75V67H74ZM92 68H91V69H92ZM94 68H95V67H94ZM137 68H138V67H137ZM137 68H136V70H137ZM139 68H140V67H139ZM194 68L196 69V66H195ZM194 68H193V70H194ZM197 68H198V67H197ZM204 68H205V67H204ZM212 68H213V67H212ZM214 68H215V66H214ZM218 68H219V67H218ZM238 68L236 67V69H238ZM245 68H246V67H245ZM1 69H2V68H0V70H1ZM7 69H8V68H7ZM36 69H37V68H36ZM49 69H50V68H49ZM49 69H48V70H49ZM51 69H52V67H51ZM79 69H81V67H80ZM83 69H84V67H83ZM87 69H88V68H87ZM109 69H110V67H109ZM109 69H108V70H109ZM131 69H132V68H131ZM134 69H135V68H134ZM175 69H176V68H175ZM185 69H186V68H185ZM185 69H184V70H185ZM190 69H191V68H190ZM210 69H211V67H210ZM220 69H221V68H220ZM248 69H249V67H248ZM16 70H17V69H16ZM57 70H58V69H57ZM77 70H78V68H77ZM89 70H90V69H89ZM89 70H87V71H89ZM96 70L98 71V69H96ZM102 70H103V69H102ZM105 70H106V69H105ZM136 70H135V71H136ZM173 70H174V69H173ZM181 70H182V69H181ZM196 70H197V69H196ZM196 70H195V72H196ZM199 70H200V69H199ZM205 70H207V69H205ZM223 70H224V69H223ZM225 70H226V69H225ZM225 70H224V71H225ZM234 70H235V68H234ZM3 71H4V72H7V71H5V70H3ZM3 71H2V72H3ZM13 71H14V69H13ZM18 71H19V70H18ZM20 71H21V70H20ZM25 71H26V70H25ZM29 71H30V69H29ZM33 71H34V70H33ZM35 71L38 72V70H35ZM75 71H76V68H75ZM78 71H79V70H78ZM135 71H134V72H135ZM141 71H142V70H141ZM165 71H166V70H165ZM185 71H186V70H185ZM200 71H201L200 73H202V70H200ZM209 71H210V70H209ZM209 71H208V74L210 75ZM213 71H215V70H213ZM231 71H232V70H231ZM2 72H1V73H2ZM14 72H15V71H14ZM48 72H49V71H48ZM61 72H62V71H61ZM119 72H120V73H119ZM131 72H132V70H131ZM137 72L139 73V71H137ZM157 72H158V71H157ZM162 72H163V71H162ZM182 72H183V71H182ZM193 72H194V71H193ZM203 72H204V74H205V71H204V70H203ZM218 72H219V70H218ZM220 72H221V71H220ZM220 72H219V73H220ZM238 72H239V71H238ZM262 72H263V71H262ZM1 73H0V74H1ZM25 73L27 74V71H26ZM43 73H44V72H43ZM50 73H51V71H50ZM53 73H54V72H53ZM55 73H57V72L55 71ZM55 73H54V74H55ZM58 73H59V72H58ZM69 73H70V72H69ZM75 73H76V72H75ZM92 73H93V71H92ZM95 73H97V72L95 71ZM123 73H122V74H123ZM126 73H127V72H126ZM129 73H130V72H129ZM147 73H148V72H147ZM149 73H150V72H149ZM153 73H155V72H153ZM165 73H166V72H165ZM184 73H185V72H184ZM186 73H189V72H186ZM196 73H198V72H196ZM215 73H216V72H214L212 75H214ZM224 73H225V72H224ZM234 73H235V72H234ZM4 74H7V73H4ZM18 74H19V73H18ZM21 74H23V73H21ZM33 74H37V73L35 72V73H33ZM54 74H53V75H54ZM65 74H67V73H65ZM76 74H77V73H76ZM82 74H83V73H82ZM86 74H87V73H86ZM86 74H85V75H86ZM130 74H132V73H130ZM130 74H129L128 76H131ZM133 74H137V73H133ZM166 74H167V76L169 75V74H168V71H167ZM170 74H172V72H171ZM176 74H177V73H176ZM238 74H239V73H238ZM2 75H3V73H2ZM9 75H10V74H9ZM14 75H15V73H14ZM29 75H30V74H29ZM53 75H52V76H53ZM63 75H64V73H63ZM85 75H84V76H85ZM109 75H111V74H109ZM113 75H112V77H113ZM174 75H175V74H174ZM174 75H173V76H174ZM188 75H189V74H188ZM199 75H200V74H199ZM209 75H208L207 78H209ZM215 75H216V74H215ZM217 75H218V74H217ZM220 75H221V74H220ZM223 75H224V74H223ZM226 75H227V74H226ZM228 75H229V74H228ZM258 75H259V74H258ZM23 76H24V75H23ZM41 76H42V75H41ZM41 76L39 75V77H41ZM43 76H44V75H43ZM66 76H67V75H66ZM154 76H156V74H155ZM167 76H166V77H167ZM189 76H191V75H189ZM218 76H219V75H218ZM218 76H217V77L215 76V78H219ZM224 76H225V75H224ZM224 76H222V77H224ZM237 76H238V75H237ZM263 76H264V75H263ZM263 76H262V77H263ZM16 77H17V75H16ZM19 77H20V76H19ZM21 77H22V76H21ZM25 77H27V76H25ZM33 77H34V76H33ZM35 77H37V76H35ZM45 77H46V76H44V78H45ZM54 77H55V76H54ZM59 77H60V75H59ZM61 77H63V76H61ZM71 77H72V76H71ZM86 77H87V76H86ZM88 77H90V76H88ZM100 77H101V76H100ZM147 77H148V76H147ZM166 77H165V80H166ZM171 77H172V76H171ZM177 77H178V76H177ZM177 77H175V78H177ZM185 77L187 78V76H185ZM198 77H199V76H198ZM203 77L205 78L204 75H203ZM210 77H211V76H210ZM220 77H221V76H220ZM222 77H221V78H222ZM235 77H236V76H235ZM7 78H8V77H7ZM22 78H23V77H22ZM22 78H21V80H22ZM37 78H38V77H37ZM66 78H68V77H66ZM97 78H98V77H97ZM139 78H140V77H139ZM152 78H153V77H152ZM155 78H156V77H155ZM158 78H159V77H158ZM158 78H157V79H158ZM181 78H182V77H181ZM190 78H191V77H190ZM192 78H193V77H192ZM204 78H203V79H204ZM225 78H226V77H225ZM243 78H244V77H243ZM250 78H251V77H250ZM253 78H254V77H253ZM258 78H259V77H258ZM260 78H261V77H260ZM8 79H9V78H8ZM15 79H16V78H15ZM32 79H33V78H32ZM34 79H35V78H34ZM38 79H39V78H38ZM41 79H42V78H41ZM46 79H47V77H46ZM51 79H52V77H51ZM51 79H50V80H51ZM60 79H61V78H60ZM64 79H65V78H64ZM64 79H63V80H64ZM76 79H77V78H76ZM80 79H81V78H80ZM104 79H106V78H104ZM111 79H112V78H111ZM182 79H183V78H182ZM200 79H201V78H200ZM200 79H199V80H200ZM244 79H245V78H244ZM16 80H17V79H16ZM16 80H15V81H16ZM21 80H20V81H21ZM29 80H30V79H29ZM42 80H44V79H42ZM71 80H72V79H71ZM100 80H101V79H100ZM151 80H152V79H151ZM151 80H150V81H151ZM169 80H170V78H169ZM189 80H190V79H189ZM192 80H193V79H192ZM199 80L197 81V84H198ZM201 80H202V79H201ZM209 80H210V79H209ZM211 80H212V79H211ZM211 80H210V81H211ZM213 80H214V79H213ZM220 80H221V79H220ZM226 80H227V79H226ZM239 80L241 81V79H239ZM242 80H243V79H242ZM253 80H254V79H253ZM255 80H256V79H255ZM260 80H261V79H260ZM18 81H19V80H17V82H18ZM22 81L24 82V80H22ZM22 81H21V82H22ZM39 81H40V80H38V82H39ZM48 81H49V80H48ZM58 81H59V80H58ZM64 81H65V80H64ZM87 81H88V80H87ZM163 81H164V80H163ZM172 81H173V80H172ZM172 81H171V82H172ZM215 81H216V80H215ZM217 81H219V80H217ZM222 81L225 82V80H222ZM227 81H229V80H227ZM235 81H236V80H235ZM250 81H251V80H250ZM11 82H12V81H11ZM36 82H37V80H36ZM78 82H79V81H78ZM78 82H77V83H78ZM82 82H84V81H82ZM92 82H93V81H92ZM94 82H95V81H94ZM99 82H100V81H99ZM116 82H117V81H116ZM173 82H174V81H173ZM186 82H187V81H186ZM195 82H196V81H195ZM202 82H203V81H202ZM202 82H201V84H202ZM211 82H212V81H211ZM230 82H231V81H230ZM238 82H239V81H238ZM259 82H260V81H259ZM261 82H263V80H262ZM2 83H3V82H2ZM4 83H5V81H4ZM6 83H7V82H6ZM19 83H20V82H18V84H19ZM28 83H29V82H28ZM31 83H32V82H31ZM45 83H46V81H45ZM61 83H62V82H61ZM89 83H90V82H89ZM100 83H101V82H100ZM102 83H103V82H102ZM183 83H184V82H183ZM204 83H206V81H204ZM231 83H232V82H231ZM235 83H236V82H235ZM249 83H250V82H249ZM254 83H256V82H254ZM8 84H9V83H8ZM25 84H26V83H25ZM34 84H35V83H34ZM34 84H33V85H34ZM41 84H42V83H41ZM47 84H48V82H47ZM72 84H73V83H72ZM72 84H70L69 86H71ZM80 84H81V83H80ZM83 84L86 85V79H85V83H83ZM83 84H82V85H83ZM125 84H126V83H125ZM137 84H138V83H137ZM185 84H186V83H185ZM191 84H192V82H191ZM191 84H190V85H191ZM195 84H196V83H195ZM197 84H196V85H197ZM201 84H200V85H201ZM206 84H207V83H206ZM210 84H211V83H210ZM212 84H213V83H212ZM217 84H218V83H217ZM239 84H240V83H239ZM239 84H237V85H239ZM246 84H247V83H246ZM263 84H264V83H263ZM12 85H13V84H12ZM38 85H39V84H38ZM38 85H37V86H38ZM51 85H52V84H51ZM54 85H55V84H54ZM58 85H59V84H58ZM58 85H56V86L58 87ZM101 85H102V84H101ZM103 85H104V84H103ZM103 85H102V87L106 86V84H105L104 86H103ZM165 85H166V84H165ZM172 85H173V83H172ZM174 85H175V84H174ZM190 85H189V86H190ZM204 85H205V84H204ZM207 85H208V84H207ZM226 85H227V83H226ZM226 85H225V83H224L223 87L226 86ZM240 85H241V84H240ZM249 85H250V84H249ZM249 85H248V86H249ZM261 85H262V84H261ZM261 85H260V86H261ZM15 86H16V85H15ZM15 86H14V87H15ZM31 86H32V84H31ZM35 86H36V85H35ZM40 86H41V85H40ZM63 86H64V85H63ZM69 86H68V87H69ZM76 86H77L76 88H78V85H76ZM94 86H95V85H94ZM94 86H93V87H94ZM98 86H99V84H98ZM139 86H141V85H139ZM156 86H157V85H156ZM170 86H171V84H170ZM194 86H195V85H194ZM194 86H193V87H194ZM214 86H215V85H213V87H214ZM217 86H218V85H217ZM258 86H259V85H258ZM1 87H2V86H1ZM28 87H29V86H28ZM45 87H46V86H45ZM64 87H65V86H64ZM74 87H75V86H74ZM87 87H88V86H87ZM143 87H144V86H143ZM151 87H152V86H151ZM160 87H161V86H160ZM182 87H183V85H182ZM182 87H181V89H182ZM193 87H192V88H193ZM195 87H196V86H195ZM203 87L205 88V86H203ZM207 87H208V89H209V86H207ZM207 87H206V88H207ZM211 87H212V85H211ZM215 87H216V86H215ZM215 87H214V88H215ZM219 87H221V86H219ZM219 87H217V89H219ZM236 87H238V86H236ZM3 88H4V86H3ZM7 88H8V86H7ZM24 88H25V87H24ZM46 88H47V87H46ZM50 88H51V87H50ZM72 88H73V87H72ZM91 88H92V87H91ZM184 88H185V87H184ZM224 88H225V87H224ZM233 88H235V87H233ZM247 88H248V87H247ZM247 88H244V89H247ZM252 88H253V87H252ZM260 88H261V87H260ZM8 89H10V87H9ZM39 89H40V88H39ZM56 89H57V88H56ZM63 89H64V88H63ZM63 89H62V93L64 92V94H65V89H64V91H63ZM74 89H75V88H74ZM74 89H73V90H74ZM80 89H81V88H80ZM85 89H86V88H85ZM95 89H97V86H96ZM105 89H106V88H105ZM188 89H191V88L188 87ZM196 89H197V87H196ZM201 89H203V88H201ZM208 89H207V90H208ZM236 89H237V88H236ZM238 89H239V88H238ZM238 89H237V90H238ZM254 89H255V88H254ZM257 89H258V92H260V91H259V87H258ZM10 90H11V89H10ZM16 90H17V89H16ZM24 90H25V89H24ZM24 90H23V92H24ZM37 90H38V89H37ZM37 90H36V93H37ZM50 90H51V89H50ZM53 90H54V89H53ZM82 90H83V89H82ZM92 90L94 91V88H92ZM103 90H104V89H103ZM103 90H102V91H103ZM158 90H159V89H158ZM168 90H169V89H168ZM185 90H186V89H185ZM197 90H198V89H197ZM199 90H200V89H199ZM203 90H205V89H203ZM211 90H212V89H211ZM223 90H224V89H223ZM228 90H229V89H228ZM241 90H242V89H241ZM241 90H240V92L242 93L243 91H241ZM248 90H249V89H248ZM250 90H251V89H250ZM250 90H249V92H250ZM261 90H262V91H261V93H262L261 96L263 97V100H264V87H263ZM45 91H48V90H45ZM66 91H67V90H66ZM96 91H97V90H96ZM150 91H151V90H150ZM152 91H153V90H152ZM152 91H151V92H152ZM166 91H167V90H166ZM177 91H178V90H177ZM181 91H182V90H181ZM189 91H190V90H189ZM219 91H220V90H219ZM230 91H231V90H230ZM1 92H2V91H1ZM5 92H6V91H5ZM7 92H8V91H7ZM13 92H14V91H13ZM13 92H12V93H13ZM16 92H18V91H16ZM19 92H22V91H20V89H19ZM23 92H22V93H23ZM48 92H49V91H48ZM59 92H60V91H59ZM90 92H92V91H90ZM98 92H99V91H98ZM98 92H97V93L94 92V94H95V93L98 94ZM151 92H149L148 95H150ZM157 92H158V91H157ZM185 92H186V91H185ZM201 92H202V91H201ZM201 92H200V93H201ZM228 92H229V91H228ZM231 92H232V91H231ZM234 92H235V90H234ZM240 92H239V94H241ZM244 92H245V91H244ZM249 92H248V93H249ZM3 93H4V92H3ZM29 93H30V92H29ZM34 93H35V92H34ZM39 93H41V92H39ZM39 93H37V94H39ZM50 93H51V91H50ZM52 93H53V92H52ZM52 93H51V94H52ZM72 93H73V92H72ZM80 93H82V92H80ZM83 93H84V91H83ZM87 93H88V92H87ZM100 93H101V91H100ZM138 93H139V92H138ZM182 93H183V92H182ZM189 93H190V92H189ZM206 93H207V92H206ZM225 93H226V92H225ZM237 93H238V91H237ZM245 93H246V92H245ZM248 93H247V94H248ZM4 94H5V93H4ZM9 94L11 95V92H10ZM9 94L7 93L8 96H9ZM13 94H14V93H13ZM15 94H17V93H15ZM15 94H14V96H15ZM24 94H26V93H23V95H24ZM31 94H32V93H31ZM51 94H50V95H51ZM54 94H55V93H54ZM59 94H60V93H59ZM92 94H93V93H92ZM102 94H103V93H101V95H102ZM133 94H134V93H133ZM151 94H152V93H151ZM177 94H178V93H177ZM185 94H186V93H185ZM192 94H193V93H192ZM194 94H195V92H194ZM221 94H222V93H221ZM221 94H219V95L221 96ZM232 94H233V93H232ZM255 94H256V93H255ZM20 95H21V93H20ZM40 95H41V94H40ZM46 95H48V94H46ZM71 95H73V94H71ZM88 95H89V94H88ZM101 95H100V96H101ZM148 95H147V96H148ZM172 95H173V94H172ZM190 95H191V94H190ZM190 95H189V96H190ZM197 95H198V94H197ZM202 95L204 96L205 94L203 93ZM228 95H229V94H228ZM252 95H253V94H252ZM259 95H260V94H259ZM1 96H2V95H1ZM3 96L5 97V95H3ZM25 96H27V95H25ZM30 96H31V95H30ZM61 96H63V94H61L60 97H61ZM65 96H66V94H65ZM67 96H68V95H67ZM83 96H84V95H83ZM94 96H95V95H94ZM97 96H98V95H97ZM100 96H99V98H101ZM102 96H103V95H102ZM147 96H146V98H147ZM175 96H176V94H175ZM184 96L186 97V95H184ZM184 96H183V97H184ZM193 96H194V95H193ZM199 96H200V95H199ZM203 96H202V97H203ZM207 96H208V95H207ZM216 96L218 97V95H216ZM220 96H219V97H220ZM230 96H232V95H230ZM236 96H237V95L235 94V97H236ZM241 96H242V94H241ZM249 96H250V95H248V97H249ZM12 97H13V96H12ZM16 97H17V96H16ZM35 97H36V96H35ZM37 97H38V96H37ZM37 97H36V98H37ZM43 97H44V95H43ZM63 97H64V96H63ZM68 97H69V96H68ZM70 97H73V96H70ZM77 97H78V96H77ZM91 97H92V96H91ZM148 97H149V96H148ZM158 97H159V96L157 95L156 98H158ZM172 97H173V96H172ZM181 97H182V96H181ZM187 97H188V96H187ZM195 97H196V95H195ZM200 97H201V96H200ZM219 97H218V98H219ZM221 97H222V96H221ZM232 97H233V96H232ZM235 97H234V98H235ZM237 97H238V96H237ZM239 97H240V96H239ZM18 98H19V97H18ZM23 98H25V97H23ZM39 98H40V97H39ZM84 98H85V97H84ZM95 98H96V97H95ZM99 98H97V99H99ZM124 98H125V96H124ZM189 98H190V97H189ZM189 98H188L187 100H191V98H190V99H189ZM196 98H197V97H196ZM209 98H211V97H209ZM209 98H208V100H209ZM241 98H242V97H241ZM245 98H246V97H245ZM250 98H251V97H250ZM253 98H254V97H253ZM255 98H256V97H255ZM4 99H6V98H4ZM8 99H9V98H7V100H8ZM20 99H21V98H20ZM28 99H29V98H28ZM33 99H35V98H33ZM44 99H45V98H44ZM52 99H53V98H52ZM75 99H76V98H75ZM88 99H89V97H88ZM92 99H94V98H92ZM125 99H126V98H125ZM138 99H139V97H138ZM183 99H185V98H183ZM192 99H193V97H192ZM199 99H200V98H199ZM201 99H202V98H201ZM203 99L205 100L204 97H203ZM203 99H202V100H203ZM220 99H221V98H220ZM222 99H223V97H222ZM225 99H226V98H225ZM257 99H258V98H257ZM260 99H261V98H260ZM260 99H258V100H260ZM2 100H3V98H2ZM2 100H1V102H2ZM9 100H10V99H9ZM15 100H16V99H15ZM21 100H22V99H21ZM26 100H27V98H26ZM31 100H32V99H31ZM39 100H40V99H39ZM53 100H54V99H53ZM59 100H60V99H59ZM59 100H58V101H59ZM64 100H65V99H64ZM64 100H63V101H64ZM66 100H67V99H66ZM94 100H95V99H94ZM100 100H101V99H100ZM100 100H99V102H100ZM193 100H195V99H193ZM193 100H191V102H192ZM206 100H207V99H206ZM213 100H214V99H213ZM223 100H224V99H223ZM228 100H229V99H228ZM236 100H238V99L236 98ZM248 100H249V99H248ZM255 100H256V99H255ZM261 100H262V99H261ZM3 101H4V100H3ZM5 101H6V100H5ZM16 101H17V100H16ZM16 101H15V102H16ZM24 101H25V99H24ZM32 101H34V100H32ZM58 101H57V102H58ZM61 101H62V99H61ZM70 101L72 102L73 100H70ZM75 101H76V100H75ZM75 101H74V102H75ZM90 101H91V100H90ZM101 101H103V98H102ZM148 101H149V100H148ZM195 101H196V100H195ZM195 101H194V102H195ZM215 101H216V100H215ZM242 101H244V100H241V103H243ZM252 101H253V100H251L250 103H252ZM10 102H11V101H9V104H10ZM19 102L22 103V101H20V100H19ZM37 102L39 103V101H37ZM37 102H36V103H37ZM47 102H48V101H47ZM49 102H50V101H49ZM51 102H52V101H51ZM54 102H55V101H54ZM71 102H70V103H71ZM82 102H83V101H82ZM82 102L80 103V105L82 104ZM95 102H96V100H95ZM99 102H97V103H99ZM103 102H104V101H103ZM103 102H101V103L104 104ZM202 102H204V101H202ZM212 102H213V101H212ZM212 102L209 101L208 103L211 105ZM221 102H222V101H221ZM232 102H233V101H232ZM237 102H238V101H237ZM253 102H254V101H253ZM259 102H260V101H259ZM5 103H6V102H5ZM7 103H8V102H7ZM7 103H6V104H7ZM16 103H17V102H16ZM16 103H14V104H16ZM24 103H26V102H24ZM30 103H31V102H30ZM30 103H29V104H30ZM41 103H42V102H41ZM72 103H73V102H72ZM97 103H96V104H97ZM129 103H132V102H129ZM153 103H155V102H153ZM176 103H178V102H176ZM184 103H185V102H184ZM187 103H188V102H187ZM204 103H205V102H204ZM226 103H227V102H226ZM226 103H225V104H226ZM241 103H240V104H241ZM246 103H247V102H246ZM250 103H248V105H249ZM261 103H262V102H261ZM9 104H8V105H9ZM18 104H19V103H18ZM22 104H23V103H22ZM33 104H34V103H33ZM33 104H30V105H33ZM55 104L57 105V103H55ZM90 104H91V103H90ZM140 104H141V103H140ZM150 104H151V103H150ZM178 104H179V103H178ZM202 104H203V103H202ZM212 104H213V103H212ZM215 104H216V103H215ZM243 104H244V103H243ZM3 105H4V104H3ZM12 105H13V103H11V106H12ZM20 105H21V104H20ZM27 105H28V104H27ZM45 105H46V104H45ZM45 105H43V106L45 107ZM59 105H60V104H59ZM75 105H76V104H75ZM144 105H145V103H144ZM144 105H143V107H145ZM156 105H157V104H155V106H156ZM161 105H162V104H161ZM161 105H160V106H161ZM174 105H175V104H174ZM189 105H190V104H189ZM219 105H220V104H219ZM219 105H218V106H219ZM228 105H229V104H228ZM246 105H247V104H246ZM248 105H247V106H248ZM256 105H257V104H256ZM256 105H255V106H256ZM260 105H262V104H260ZM260 105H259L258 107H260ZM5 106H6V105H5ZM34 106H35V105H34ZM37 106H38V105H37ZM40 106H41V105H40ZM49 106H50V104H49ZM84 106H85V104H84ZM84 106H83V107H84ZM95 106H96V105H95ZM102 106H103V105H102ZM113 106H115V105H113ZM133 106H134V105H133ZM138 106H139V105H138ZM148 106H149V104H148ZM155 106H154V107H155ZM164 106H165V105H164ZM179 106H180V105H179ZM194 106H195V105H194ZM196 106H198L197 103H196ZM201 106H203V105H201ZM207 106H208V105H207ZM216 106H217V105H216ZM226 106H227V104H226ZM232 106H234V105L232 104ZM242 106H243V105H242ZM242 106H241V107H242ZM250 106H251V104H250ZM250 106H249V107H250ZM252 106H253V105H252ZM262 106H263V105H262ZM23 107H24V106H23ZM38 107H39V106H38ZM41 107H42V106H41ZM47 107H48V106H47ZM59 107H60V106H59ZM65 107H66V105H65ZM72 107H73V106H72ZM81 107H82V106H81ZM135 107H136V106H135ZM150 107L153 108L152 106H150ZM162 107H163V106H162ZM165 107H166V106H165ZM174 107H176V106H174ZM186 107H187V106H186ZM191 107H192V106H191ZM213 107H214V106H213ZM219 107H220V106H219ZM222 107H224V106H222ZM229 107H231V106H229ZM237 107H238V106H237ZM253 107H254V106H253ZM253 107H252V108H253ZM10 108H11V107H10ZM18 108H19V107H18ZM33 108H34V107H33ZM35 108H36V107H35ZM35 108H34V109H35ZM39 108H40V107H39ZM42 108H43V107H42ZM49 108H50V107H49ZM57 108H58V106H57ZM57 108H56V109H57ZM75 108H77V107H75ZM98 108H100V106H99V107L97 106V109H98ZM102 108H103V107H102ZM110 108H111V107H110ZM140 108H141V106H140ZM160 108H161V107H160ZM182 108H183V107H182ZM193 108H194V107H193ZM193 108H191V109L193 110ZM196 108H199V106L196 107ZM196 108H195V109H196ZM200 108H201V107H200ZM208 108H209V107H208ZM226 108H228V107H226ZM232 108H234V107H232ZM243 108H244V107H243ZM261 108H263V107H261ZM3 109H5V108H3ZM14 109H15V107H14ZM21 109H22V108H20L19 110H21ZM23 109H24V108H23ZM40 109H41V108H40ZM47 109H48V108H47ZM56 109H55V110H56ZM61 109H62V107H61ZM61 109H60V111H61ZM65 109H67V108H65ZM87 109H88V108H87ZM91 109H92V108H91ZM95 109H96V108H95ZM132 109H134V108H132ZM138 109H139V108H138ZM142 109H143V108H142ZM157 109H158V107H157ZM169 109H170V107H169ZM209 109H210V108H209ZM214 109H215V107H214ZM218 109H219V108H218ZM235 109H236V108H235ZM244 109L246 110V108H244ZM249 109H250V108H249ZM0 110H1V109H0ZM16 110H17V109H16ZM24 110H25V109H24ZM24 110H23V112H24ZM28 110H29V109H28ZM45 110H46V109H45ZM49 110H50V109H49ZM52 110H53V109H52ZM71 110H75V109H71ZM134 110H135V109H134ZM155 110H156V109H155ZM155 110H154V111H155ZM174 110H175V108H174ZM174 110H173V111H174ZM182 110H183V109H182ZM185 110H186V108H185ZM188 110H190V109H187V111H188ZM192 110H191V111H192ZM202 110H204V107L201 109V111H202ZM206 110H207V109H206ZM210 110H211V109H210ZM216 110H217V109H216ZM220 110H221V108H220ZM222 110H223V109H222ZM237 110L239 111V109H237ZM257 110H258V109H257ZM260 110L262 111V109H259L258 111H260ZM34 111H36V109H35ZM60 111H59V112H60ZM64 111H65V110H64ZM67 111H68V110H67ZM67 111H66V113H67ZM80 111H81V110H80ZM83 111H84V110H83ZM96 111H97V110H95V112H96ZM122 111H125V110H122ZM136 111H137V110H136ZM149 111H150V110H149ZM166 111H167V110H166ZM195 111H196V110H195ZM227 111H228V110H227ZM233 111H235V110H233ZM240 111H241V110H240ZM240 111H239V112H240ZM242 111L245 112L244 110H242ZM263 111H264V110H263ZM2 112H3V111H2ZM2 112H1V113H2ZM8 112H9V111H8ZM8 112H7V113H8ZM36 112H37V111H36ZM38 112H39V111H38ZM43 112H44V111H43ZM43 112L41 111V114H40V113H38V114L42 115ZM52 112H54V111H52ZM52 112H51V114H54V113H56V112H58V111L56 110L54 113H52ZM61 112H63V110H62ZM69 112H70V111H69ZM74 112H75V111H74ZM85 112H86V111H85ZM93 112H94V111H93ZM101 112H102V111H101ZM139 112H143V111H140V109H139ZM147 112H148V111H147ZM168 112H169V110H168ZM193 112H194V110H193ZM193 112H189V114H190V113L193 114ZM203 112H207V111H203ZM208 112H210V111L208 110ZM214 112H215V111H213V113H214ZM221 112H223V111H221ZM225 112H226V109L224 110V117L226 116V115H225ZM228 112H229V111H228ZM230 112H232V111L230 110ZM230 112H229V114H230ZM243 112H242V113H243ZM247 112L249 113V112H251V110H250V111H247ZM256 112H257V111H256ZM4 113H5V111H4ZM13 113H14V112H13ZM19 113H20V112H19ZM71 113H72V112H71ZM75 113H77V112H75ZM83 113H84V112H83ZM149 113H150V112H149ZM154 113H155V112H154ZM171 113H172V112H171ZM174 113H175V112H174ZM178 113H179V112H178ZM217 113H219V112H217ZM226 113H227V112H226ZM240 113H241V112H240ZM248 113L245 112V114H248ZM251 113H252V112H251ZM251 113H249V116H250ZM253 113H254V111H253ZM261 113H262V112H261ZM261 113H260V114H261ZM5 114H6V113H5ZM28 114H30V111H29ZM59 114H60V113H59ZM69 114H70V113H69ZM72 114H74V113H72ZM85 114H86V113H85ZM98 114H99V113H98ZM136 114H137V113H136ZM152 114H153V113H152ZM152 114H151V116H152ZM157 114H158V113H157ZM164 114H165V113H164ZM185 114H186V113H185ZM194 114H195V113H194ZM196 114H197V113H196ZM196 114H195V116H196L197 118H195V119H196V121H197V119H198V118H201V117H198V116H200V115L197 114V115H198V116H197ZM200 114H201V113H200ZM203 114H204V113H203ZM203 114H202V115H203ZM220 114H222V113H220ZM257 114H258V113H257ZM0 115H1V114H0ZM3 115H4V114H3ZM6 115H7V114H6ZM6 115H4V116H6ZM8 115H9V114H8ZM10 115H11V114H10ZM12 115H13V114H12ZM15 115H16V114H15ZM20 115H21V114H20ZM22 115H23V114H22ZM30 115H31V114H30ZM32 115H33V113H32ZM34 115H37V114L35 113ZM48 115H49V114H48ZM61 115H62V114H61ZM93 115H94V114H93ZM139 115H141V114H139ZM143 115H145V114H143ZM153 115L155 116V114H153ZM160 115H161V114H160ZM171 115H173V114H171ZM174 115H175V114H174ZM177 115H178V114H177ZM190 115H191V114H190ZM238 115H239V114H237V116H236L235 119L238 118ZM263 115H264V114H263ZM13 116H14V115H13ZM56 116H60V115H56ZM68 116H69V115H68ZM74 116H75V115H74ZM85 116H86V115H85ZM151 116H150V117H151ZM188 116H189V115H188ZM203 116H204V115H203ZM206 116H211V115H206ZM212 116H215V115H212ZM217 116H218V115H217ZM242 116H243V114H242ZM249 116H248V117H249ZM0 117H2V116H0ZM16 117H17V116H16ZM25 117H26V115H25ZM25 117H24V118H25ZM30 117H32V116H30ZM47 117H49V116H47ZM51 117H52V119H53V117H55V114H54V116H51ZM77 117H78V116H77ZM82 117H84V116H82ZM86 117H89V118H90V116H88V115H87ZM133 117L136 118V116H133ZM133 117H132V118H133ZM139 117L141 118V116H139ZM156 117H157V116H156ZM156 117H155V118H156ZM164 117H165V116H164ZM166 117H167V116H166ZM227 117H228V116H227ZM227 117H226V118H227ZM230 117H231V116H230ZM263 117H264V116H263ZM3 118L6 119V117H3ZM3 118H2V119H3ZM14 118H15V117H14ZM18 118H19V116H18ZM36 118H37V117H36ZM38 118H41V117H38ZM43 118H44V117H43ZM59 118H60V117H58V119H59ZM66 118H67V117H66ZM70 118H71V120H72V117H71V116H70ZM73 118H74V117H73ZM93 118H94V117H93ZM101 118H102V116H101ZM142 118H143V117H142ZM152 118H153V117H152ZM152 118H150V120H151ZM183 118H185V117H183ZM193 118H194V115H193ZM203 118H204V117H203ZM205 118H208V117H205ZM217 118H220V117L218 116V117H216L215 119H217ZM221 118H222V117H221ZM226 118H225V119H226ZM232 118H233V117H232ZM254 118H255V117H254ZM11 119H12V118H11ZM20 119H21V118H20ZM45 119H47V118H45ZM45 119H44V120H45ZM49 119H50V118H49ZM56 119H57V118H56ZM61 119L63 120V117H62ZM61 119H59V120H61ZM67 119H69V118H67ZM76 119H77V118H76ZM94 119H95V118H94ZM96 119H97V118H96ZM119 119H120V118H119ZM129 119H130V118H129ZM177 119H178V118H177ZM180 119H181V118H180ZM186 119L188 120V117H187ZM191 119H192V118H191ZM191 119H189V120H191ZM201 119H202V118H201ZM209 119H210V118H209ZM212 119H213V118H212ZM215 119H214V120H215ZM222 119H223V118H222ZM228 119H229V118H228ZM241 119H242V118H241ZM243 119H244V118H243ZM258 119H259V118H258ZM13 120H14V119H13ZM21 120H22V119H21ZM25 120H29V118H28V119H25ZM37 120H38V119H37ZM37 120H36V121H37ZM39 120H40V119H39ZM39 120H38V121H39ZM50 120H51V119H50ZM50 120L48 121V119H47L48 122H50ZM64 120H66V119H64ZM82 120H83V118H82ZM86 120H88V118H87ZM98 120H101V119H98ZM135 120H136V119H135ZM135 120H134V121H135ZM153 120H154V119H152V121H153ZM160 120H161V119H160ZM163 120H164V119H163ZM163 120H162V121H163ZM171 120H172V119H171ZM187 120H186V122H187ZM198 120H199V119H198ZM210 120H211V119H210ZM210 120H209V121H210ZM223 120H224V119H223ZM239 120H240V118H239ZM239 120H238V121H239ZM244 120H246V119H244ZM244 120H242V122H243ZM251 120H252V119H251ZM256 120H257V119H256ZM8 121H9V120H8ZM29 121H30V120H29ZM29 121H28V122H29ZM33 121H34V120H33ZM42 121H43V120H42ZM68 121H69V120H68ZM89 121H90V120H89ZM91 121H92V120H91ZM93 121H94V120H93ZM95 121H96V120H95ZM129 121H130V120H129ZM131 121H132V120H131ZM142 121H143V120H142ZM154 121H155V120H154ZM183 121H184V120H183ZM183 121H181V122H183ZM194 121H195V120H193V121H191V122H194ZM200 121H202V120H200ZM205 121H206V119H204V122H205ZM207 121H208V120H207ZM212 121H213V120H211V123H212ZM215 121H216V120H215ZM217 121H218V120H217ZM220 121H221V120H220ZM225 121L227 122V120H225ZM233 121H234V120H233ZM238 121H235V123L237 124ZM19 122H20V120H19ZM23 122H24V120H23ZM26 122H27V121H26ZM48 122H47V123H48ZM54 122H55V120H54ZM60 122H61V121H60ZM62 122H63V121H62ZM69 122H70V121H69ZM72 122L74 123L73 120H72ZM83 122H84V121H83ZM113 122H116V120L113 121ZM113 122H112V123H113ZM148 122H149V121H148ZM148 122L146 121L147 124H148ZM155 122H158V121H155ZM169 122H171V121H169ZM198 122H199V121H198ZM198 122H197V123H198ZM202 122H203V121H202ZM222 122H223V121H222ZM230 122H231V121H230ZM244 122H245V121H244ZM255 122H256V121H255ZM21 123H22V122H21ZM32 123H33V122H32ZM38 123H39V122H38ZM38 123H36V125H37ZM55 123H56V122H55ZM66 123H67V121H66ZM66 123L64 122V125H70V124H66ZM75 123H76V122H75ZM78 123H79V122H78ZM84 123H85V122H84ZM87 123H89V122H86V124H87ZM92 123H94V122H92ZM97 123H98V122H97ZM163 123H164V122H163ZM175 123H176V122H175ZM179 123H180V122H179ZM200 123H201V122H200ZM207 123H208V122H207ZM207 123H206V124H207ZM214 123H215V122H214ZM218 123H220V122H218ZM231 123H232V122H231ZM233 123H234V122H233ZM238 123H240V122H238ZM256 123H257V122H256ZM256 123H254V124H256ZM258 123H259V122H258ZM263 123H264V122H263ZM7 124H8V123H7ZM53 124H54V123H53ZM58 124H59V123H58ZM79 124H80V123H79ZM115 124H116V123H115ZM147 124H144V125H146L145 127H147ZM149 124H150V123H149ZM156 124H157V123H156ZM160 124H161V123H160ZM164 124H165V123H164ZM164 124L162 125L163 127H164ZM166 124H167V123H166ZM166 124H165V126H166ZM172 124H173V122H172ZM172 124H171V125H172ZM189 124H190V123H189ZM194 124H195V123H194ZM215 124H216V123H215ZM221 124H222V123H220V126H221ZM240 124H241V123H240ZM240 124H238V126H239ZM243 124H244V123H243ZM243 124H242V126H243ZM246 124H247V123H246ZM248 124H250V123H248ZM248 124H247V127H248V130H250ZM252 124H253V123H252ZM20 125H22V124H19V126H20ZM34 125H35V124H34ZM39 125H40V124H39ZM42 125H43V124H42ZM59 125H60V124H59ZM75 125H76V124H75ZM77 125H78V124H77ZM77 125H76V126H77ZM98 125H99V123H98ZM125 125H126V124H125ZM131 125H133V124H131ZM134 125H135V124H134ZM144 125H143V126H144ZM154 125H155V123H154ZM154 125H153V127H154ZM157 125H158V124H157ZM171 125H170V126H171ZM185 125H186V124H185ZM195 125H196V124H195ZM195 125H194V126H195ZM198 125H199V124H198ZM201 125H204V123L201 124ZM209 125H210V124H209ZM223 125H225V124L223 123L221 127H223ZM226 125H227V124H226ZM250 125H251V124H250ZM256 125H257V124H256ZM256 125H255V129H256ZM258 125H259V124H258ZM258 125H257V126H258ZM262 125H263V124H262ZM5 126H6V125H5ZM10 126H11V124H10ZM37 126H38V125H37ZM43 126H44V125H43ZM49 126H50V124H49ZM62 126H63V123H62ZM72 126H74V125H72ZM76 126H74V127H76ZM80 126H81V125H80ZM80 126H79V127H80ZM93 126H95V125H93ZM100 126H102V125H100ZM120 126H121V125H120ZM123 126H124V125H123ZM138 126H139V125H138ZM141 126H142V125H141ZM155 126H156V125H155ZM167 126H168V125H167ZM167 126H166V128H164V129H167V128L169 127L170 130H171V127H170V126L167 127ZM174 126H175V124H174ZM182 126H183V128H184V125H182ZM182 126H181L180 128H182ZM192 126H193V125H192ZM205 126H206V125H205ZM211 126H212V125H211ZM214 126H216L215 128H216V129L218 128V131H219V126H218V127H217V125H214ZM230 126L232 127L231 124H230ZM230 126H229V127H230ZM233 126H234V125H233ZM238 126H237V127H238ZM259 126H261V125H259ZM259 126H258V127H259ZM6 127H7V126H6ZM23 127H25V126H23ZM45 127H46V125H45ZM45 127H44V128H45ZM47 127H48V126H47ZM56 127H57V126H56ZM58 127H59V126H58ZM60 127H61V126H60ZM83 127H84V126H83ZM91 127H92V126H91ZM91 127H90V128H91ZM96 127H97V126H96ZM96 127H95V128H96ZM103 127H104V126H103ZM106 127H108V126H106ZM130 127H131V126H130ZM151 127H152V126H151ZM153 127H152V130H153ZM157 127H158V126H157ZM187 127H188V126H187ZM187 127L185 128V130L188 129ZM190 127H191V126H190ZM197 127H198V126H197ZM197 127H195V128L198 130ZM209 127H210V126H209ZM229 127H228V128H229ZM243 127H244V126H243ZM261 127H262V126H261ZM8 128H9V127H8ZM10 128H11V127H10ZM12 128H15V127H12ZM32 128H33V127H31V130H32ZM37 128H38V127H37ZM51 128L53 129V127H51ZM76 128H77V127H76ZM117 128L119 129V127H117ZM127 128H129V127H127ZM154 128H155V127H154ZM159 128H162V127L159 126ZM172 128H173V127H172ZM199 128H200V127H199ZM205 128H206V127H205ZM233 128H234V127H233ZM250 128H251V126H250ZM25 129H26V128H25ZM27 129H28V128H27ZM39 129H40V128H39ZM39 129H38V130H39ZM42 129H43V128H42ZM49 129H50V128H49ZM49 129H47V130H49ZM52 129H51L49 132H51ZM61 129H62V128H61ZM64 129H65V128H64ZM69 129H70V128H69ZM80 129H81V128H80ZM82 129H84V128H82ZM93 129H94V128H93ZM98 129H99V127H98ZM100 129H101V127H100ZM105 129H106V128H105ZM105 129H104V130H105ZM132 129H133V128H132ZM134 129H135V128H134ZM138 129H140V128H138ZM143 129H144V128H143ZM146 129H147V128H146ZM146 129H145V130H146ZM148 129L150 130V127H149ZM173 129H175V128H173ZM196 129H195V130H196ZM212 129H214V128H212ZM216 129H215V131H216ZM224 129H225V128H224ZM226 129H227V128H226ZM238 129H240V128H238ZM252 129H254V128L252 127ZM31 130H30V131H31ZM36 130H37V129H36ZM47 130H46V131H47ZM54 130H55V129H54ZM56 130H57V129H56ZM59 130H60V129H59ZM78 130H79V129H78ZM90 130H91V129H90ZM94 130H97V129H94ZM140 130H142V129H140ZM155 130H157V128H155ZM160 130H161V129H160ZM170 130H169V131H170ZM177 130H179V129L177 128ZM180 130H181V129H180ZM182 130H183V129H182ZM182 130H181V132L184 131V130H183V131H182ZM189 130H190V129H189ZM203 130H204V129H203ZM207 130H208V129H207ZM210 130H211V129H209V131H210ZM233 130H235V128H234ZM233 130L231 129V131H233ZM236 130H237V129H236ZM244 130H245V128H244ZM246 130H247V129H246ZM246 130H245V131H246ZM248 130H247V131H248ZM263 130H264V128H263ZM15 131H16V130H15ZM21 131H23V129H22ZM24 131H25V130H24ZM30 131H29V133H30ZM34 131H35V130H34ZM41 131H43V130H41ZM44 131H45V130H44ZM62 131H63V130H61L60 132H62ZM68 131H69V130H68ZM72 131H73V130H72ZM100 131H101V130H100ZM118 131H119V130H118ZM147 131H148V130H147ZM153 131H154V130H153ZM157 131H158V134L161 133V132L159 133V130H157ZM157 131H156V132H157ZM165 131H166V130H165ZM169 131H167V132H169ZM193 131H194V130H193ZM198 131H199V130H198ZM209 131H208V132H209ZM215 131H213V133H214ZM220 131H222V130H220ZM224 131H225V130H224ZM228 131H229V129H228ZM237 131H238V130H237ZM239 131H240V130H239ZM245 131H244V132H245ZM255 131H257V130H255ZM25 132L27 133L28 131H25ZM75 132H76V130H75ZM84 132L86 133V131H84ZM87 132H88V131H87ZM102 132H103V130H102ZM102 132H101V133H102ZM135 132H136V131H134V134H135ZM148 132H149V131H148ZM148 132H147V133H148ZM156 132H155V133H156ZM167 132H166V134H167ZM171 132H172V131H171ZM173 132H178V131H173ZM185 132H186V131H184V133H183L184 135H186ZM187 132L190 133V131H187ZM226 132H227V131H226ZM233 132H234V131H233ZM233 132H232V134H234ZM253 132H254V131H253ZM253 132H252V133H253ZM258 132L260 133L261 131H258ZM262 132H263V131H262ZM8 133H9V132H8ZM10 133H11V132H10ZM15 133H16V132H14V134H15ZM17 133H18V132H17ZM31 133H32V131H31ZM68 133H69V132H68ZM71 133H72V132H71ZM71 133H70V134H71ZM79 133H80V132H79ZM85 133H84V134H85ZM88 133H89V132H88ZM91 133H92V132H91ZM103 133H104V132H103ZM125 133H126V132H125ZM137 133H138V131H137ZM142 133H143V131H142ZM145 133H146V132H145ZM147 133H146V136H147ZM149 133H152V131L149 132ZM193 133H194V132H193ZM193 133H192V134H193ZM205 133H206V132L204 131L203 134H205ZM224 133H225V132H224ZM224 133H223L222 135H224ZM228 133H229V132H228ZM228 133H225V134H228ZM238 133H240V132H238ZM0 134H1V132H0ZM21 134H22V133H21ZM45 134H47V133H45ZM60 134H61V133H60ZM66 134H67V133H66ZM73 134H74V133H73ZM105 134H107L106 131H105ZM130 134H131V133H130ZM143 134H144V133H143ZM156 134H157V133H156ZM158 134H157V135H158ZM162 134H164V131H163ZM162 134H161V135H162ZM170 134H171V133H170ZM170 134H169V135H170ZM201 134H202V133H201ZM201 134H200V135H201ZM203 134H202V135H203ZM232 134H231V135H232ZM236 134H237V133H236ZM236 134H235V135H236ZM243 134H244V133H243ZM243 134H242V136H243ZM246 134H247V133H246ZM23 135H24V134H23ZM23 135H22V136H23ZM25 135H26V134H25ZM30 135H31V134H30ZM47 135H48V134H47ZM50 135H51V134H50ZM61 135H62V134H61ZM71 135H72V134H71ZM78 135H79V134H78ZM87 135H88V134H87ZM90 135H91V134H89V137H91ZM95 135H96V134H95ZM97 135H98V134H97ZM101 135H102V134H101ZM121 135H122V133H121ZM131 135H132V134H131ZM141 135H142V134H141ZM149 135H150V134H149ZM149 135H148V136H149ZM151 135H152V134H151ZM153 135H154V134H153ZM172 135H173V134H172ZM181 135H182V134H181ZM181 135H180V137H181ZM194 135H195V134H194ZM194 135H192V136H194ZM200 135H199V136H200ZM209 135H210V134H209ZM211 135H212V134H211ZM235 135H234V137H236ZM238 135H239V134H238ZM238 135H237V136H238ZM252 135H253V134H252ZM256 135H257V134H256ZM256 135H254V136H256ZM259 135H260V134H259ZM3 136H4V135H3ZM3 136H2V137H3ZM5 136H6V135H5ZM10 136L12 137V134H11ZM15 136H16V135H15ZM19 136H20V135H19ZM19 136H18V137H19ZM36 136H38V135H36ZM52 136H53V134H52ZM52 136H51V137H52ZM59 136H60V135H59ZM80 136H81V134H80ZM80 136H79V137H80ZM93 136H94V135H93ZM93 136H92V137H93ZM122 136H123V135H122ZM146 136H143V137L146 138ZM155 136H156V135H155ZM159 136H160V135H159ZM170 136H171V135H170ZM197 136H198V135H197ZM205 136H207V135H205ZM212 136H213V135H212ZM215 136H216V135H215ZM227 136H228V135H227ZM232 136H233V135H232ZM240 136H241V134H240ZM249 136H250V135H249ZM2 137H1V138H2ZM7 137H9V136L7 135ZM24 137H25V136H24ZM24 137H23V138H24ZM28 137H29V136H28ZM28 137H27V138H28ZM39 137H40V136H39ZM55 137H56V134H55ZM85 137H86V136H85ZM104 137H106V136H104ZM104 137L102 136V138H104ZM130 137H131V136H129V138H130ZM133 137H134V136H133ZM137 137H138V136H137ZM150 137H151V136H150ZM152 137H153V136H152ZM184 137H185V136H184ZM184 137H183V138H184ZM203 137H204V136H203ZM203 137H202V138H203ZM207 137H208V136H207ZM217 137H219V136H217ZM244 137H245V136H244ZM247 137H248V135H247ZM247 137H246V138H247ZM20 138H21V137H20ZM46 138H47V137H46ZM56 138H57V137H56ZM76 138H78V137H76ZM76 138H75V139H76ZM95 138H96V137H95ZM161 138H162V137H161ZM165 138H166V137H165ZM177 138H178V137H177ZM219 138H220V137H219ZM231 138H232V137H229L230 140H231ZM240 138H241V137H240ZM249 138H250V137H249ZM258 138L261 139V137H258ZM4 139H5V138H4ZM9 139H10V141H11L12 138H9ZM25 139H26V138H25ZM30 139H31V137H30ZM30 139H29V141H30ZM32 139H34V138H32ZM37 139H38V138H37ZM39 139H40V138H39ZM41 139H44V138L41 137ZM47 139H48V138H47ZM47 139H46V140H47ZM51 139H52V138H51ZM53 139H54V137H53ZM53 139H52V140H53ZM61 139H62V138H61ZM70 139H71V138H70ZM73 139H74V138H73ZM84 139H85V138H84ZM87 139H88V138H87ZM135 139H136V137H135ZM139 139H141V138L139 137ZM142 139H143V138H142ZM153 139H156V140H157V138H153ZM158 139H159V138H158ZM175 139H176V138H175ZM181 139H182V137H181ZM181 139H180V140H181ZM186 139H188V138H186ZM189 139H190V138H189ZM194 139H195V138H194ZM196 139H197V138H196ZM198 139H200V138H198ZM207 139H208V138H207ZM207 139H206V140H207ZM214 139H215V138H214ZM235 139H236V138H235ZM260 139H259V140H260ZM263 139H264V138H263ZM14 140L16 141V139H14ZM65 140H66V139H65ZM76 140H78V139H76ZM82 140H83V138H82ZM90 140H91V138H90ZM96 140H97V139H96ZM96 140H95V141H96ZM137 140H138V139H137ZM145 140H146V139H145ZM145 140H144V141H143V140H140L139 142H141V141L145 142ZM159 140H160V139H159ZM166 140H167V139H166ZM190 140H191V139H190ZM218 140H219V139H218ZM225 140H226V139H225ZM247 140H248V139H247ZM259 140H258V142H259ZM261 140H262V139H261ZM35 141H36V140H35ZM41 141H42V140H41ZM48 141H49V139H48ZM53 141H54V140H53ZM57 141H58V139H57ZM67 141H68V140H67ZM80 141H81V140H80ZM86 141H87V140H86ZM147 141H149V140H147ZM147 141H146V142H147ZM153 141H155V140H153ZM153 141L150 142V143H153ZM161 141H162V140H161ZM161 141H160V142H161ZM163 141H165V140H163ZM167 141H168V140H167ZM170 141H171V140H170ZM194 141H195V140H194ZM215 141H216V140H215ZM215 141H214V142H215ZM223 141H224V140H223ZM226 141H227V140H226ZM232 141H233V140H232ZM234 141H235V140H234ZM234 141H233V142H234ZM248 141H249V140H248ZM256 141H257V140H256ZM262 141H263V140H262ZM262 141H261V142H262ZM39 142H40V141H39ZM44 142H45V141H44ZM51 142H52V141H51ZM51 142H50V143H51ZM58 142H59V141H58ZM84 142H85V141H84ZM109 142H110V141H109ZM118 142H119V141H118ZM143 142H141V143L143 144ZM168 142H169V141H168ZM168 142H167V143H168ZM173 142H174V141H173ZM177 142H178V141L175 140V143H177ZM187 142H188V141H187ZM190 142H191V144H192L193 141L191 140ZM202 142H203V141H202ZM205 142H206V141H205ZM205 142H203V143L206 144ZM211 142H212V141H211ZM233 142H232V143H233ZM238 142H239V141H238ZM258 142H256V143H257V144H260V142H259V143H258ZM29 143H31V142H29ZM29 143H27L28 146H29ZM32 143H33V141H32ZM34 143H35V142H34ZM40 143H41V142H40ZM61 143H62V141H61ZM78 143H80V142H78ZM78 143H76V144H78ZM87 143H89V142H87ZM133 143H134V142H133ZM158 143H159V142H158ZM167 143H166V144H167ZM179 143H180V141H179ZM184 143H185V142H184ZM196 143H197V142H196ZM199 143H200V140H199ZM225 143H226V142H225ZM234 143H235V142H234ZM241 143H243V142H241ZM250 143H251V142H250ZM250 143H248V144H250ZM254 143H255V142H254ZM15 144H16V143H15ZM37 144H38V142H37ZM72 144H74V143H72ZM83 144H84V143H83ZM146 144H147V143H146ZM162 144H163V146H166V145H164V143H162ZM169 144H170V142H169ZM173 144H174V143H173ZM173 144H172V145L170 144V146H173ZM186 144H187V143H186ZM188 144H189V143H188ZM200 144H201V143H200ZM204 144H203V145H204ZM222 144H223V143H222ZM262 144H263V143H262ZM16 145H17V144H16ZM25 145H26V144H25ZM30 145H32V144H30ZM38 145H39V144H38ZM41 145H42V144H41ZM46 145H47V144H46ZM59 145H60V144H59ZM68 145H69V144H68ZM86 145H87V144H86ZM98 145H99V144H98ZM98 145H97V146H98ZM149 145H151V144H149ZM149 145H148V147H149ZM153 145H154V144H153ZM159 145H160V144H159ZM180 145H181V144H180ZM197 145H199V144H197ZM207 145H208V144H207ZM207 145H205V146L207 147ZM212 145H213V144H212ZM216 145H217V144H216ZM234 145H235V144H234ZM243 145H244V144H243ZM245 145H247V144H245ZM245 145H244V146H245ZM12 146H14V145H12ZM12 146H11L10 150L12 149ZM75 146H76V145H75ZM80 146H81V145H80ZM82 146H84V145H82ZM97 146H96V147H97ZM121 146H122V145H121ZM167 146H168V145H167ZM167 146H166V147H167ZM170 146H168L169 149H170ZM175 146H176V145H175ZM175 146H173V149H174ZM181 146L183 147L184 145H181ZM188 146H189V145H188ZM190 146H191V145H190ZM192 146H193V145H192ZM217 146H218V145H217ZM220 146H221V145H220ZM220 146H219V147H220ZM224 146H225V145L223 144V147H224ZM239 146H240V145H239ZM244 146H243L242 150L244 149ZM252 146H254V145H252ZM263 146H264V145H263ZM263 146H262V147H263ZM20 147H21V146H20ZM29 147H31V146H29ZM32 147H33V145H32ZM36 147H37V146H36ZM42 147H44V146H42ZM47 147H48V149H49L50 146H47ZM51 147H52V146H51ZM53 147H54V146H53ZM59 147H60V146H59ZM61 147H65V145H64V146H61ZM78 147H79V146H78ZM78 147H77V150H76L77 154H79V153H78ZM137 147H138V146H137ZM142 147H144V146H142ZM168 147H167V148H168ZM177 147H178V146H177ZM194 147H196V145H195ZM194 147H193V148H194ZM225 147H226V146H225ZM258 147H261V145H259ZM262 147H261V148H262ZM22 148H23V147H22ZM33 148H35V147H33ZM39 148L42 149V148L40 147V145H39ZM69 148H71V147H69ZM82 148H83V147H82ZM94 148H95V147H94ZM106 148H107V147H106ZM150 148H152V147H150ZM150 148H149V149H150ZM154 148H155V147H154ZM188 148H189V147H188ZM190 148H191V147H190ZM200 148H201V147H200ZM203 148H204V147H202V149H203ZM207 148H208V147H207ZM228 148H229V147H228ZM237 148H238V147H237ZM239 148H240V147H239ZM249 148H250V147H248V149H247V147H246V150H249ZM255 148H256V147H255ZM26 149H27V148H26ZM36 149L38 150V148H36ZM40 149H39L38 151H40ZM53 149H54V148H53ZM57 149H58V148H57ZM60 149H61V148H60ZM80 149H81V148H80ZM107 149H108V148H107ZM135 149H138V148H135ZM141 149H142V148H141ZM141 149H140V150H141ZM152 149H153V148H152ZM161 149H162V148H161ZM169 149H168V150H169ZM194 149H195V148H194ZM202 149H201V151H204V150L206 151V149H204V150H202ZM208 149H209V148H208ZM210 149H211V147H210ZM213 149H214V148H213ZM217 149H218V148H217ZM223 149H224V148H223ZM233 149H234V148H233ZM233 149H232V151H233ZM252 149H254V147H252ZM259 149H260V148H259ZM42 150H43V149H42ZM68 150H69V149H68ZM68 150H67V151H68ZM73 150H74V149H73ZM95 150H97V149H95ZM98 150H99V149H98ZM147 150H148V149H147ZM147 150H146V151H147ZM165 150H167V149L165 148ZM165 150H164V151H165ZM168 150H167V151H168ZM170 150H172V149H170ZM182 150H183V149H182ZM185 150H186V149H185ZM185 150H184V152H185ZM196 150H197V149H196ZM211 150H212V149H211ZM227 150H228V149H227ZM242 150H241V151H242ZM250 150H251V149H250ZM250 150H249V151H250ZM257 150H258V149H257ZM14 151H15V150H14ZM22 151L24 152V150H22ZM22 151H21V152H22ZM25 151H27V150H25ZM28 151H29V148H28ZM31 151H33V150H31ZM53 151H54V150H53ZM57 151H58V150H57ZM65 151H66V150H65ZM67 151H66V152H67ZM70 151H72V150L70 149ZM92 151H93V150H92ZM127 151L129 152V150H127ZM138 151H139V150H138ZM152 151H153V150H152ZM152 151H150V152H152ZM178 151H179V150H178ZM192 151H193V150H192ZM194 151H195V150H194ZM199 151H200V150H198V151H196V152H199ZM217 151H218V150H217ZM221 151H222V150H221ZM229 151H230V150H229ZM241 151H240V153H241ZM260 151H261V150H260ZM260 151H259V152H260ZM19 152H20V150H19ZM21 152H20V153H21ZM51 152H52V151H51ZM54 152H55V151H54ZM74 152H75V150H74ZM154 152L156 153V150L153 151V155H152L151 157L154 156V154H155ZM158 152H160V151H158ZM176 152H177V151H176ZM180 152H181V151H180ZM188 152H189V150H188ZM196 152H195V154H196ZM212 152H213V150H212ZM214 152H215V150H214ZM214 152H213V153H214ZM224 152H225V151H224ZM238 152H239V151H238ZM238 152H237V154H238ZM243 152H244V150L242 151V153H243ZM251 152H252V151H251ZM254 152H255V150H254ZM256 152H257V151H256ZM259 152H258V153H259ZM36 153H37V152H36ZM41 153H42V152H41ZM63 153H64V152H63ZM72 153H73V152H72ZM83 153H85V152H83ZM83 153L81 152L79 155H81V154H83ZM92 153H93V152H92ZM104 153H105V152H104ZM143 153H144V152H143ZM161 153H162V152H160V155H161ZM168 153H169V151H168ZM168 153H166V154H168ZM172 153H174V152H172ZM182 153H183V152H182ZM186 153H187V152H186ZM200 153H201V152H200ZM203 153H204V152H203ZM203 153H202V154H203ZM217 153H218V152H217ZM219 153H221V152H219ZM219 153H218V155H216V156H219ZM229 153H230V152H229ZM229 153H228V154H229ZM232 153H233V152H232ZM234 153H235V151H234ZM247 153H248V152H247ZM260 153H261V152H260ZM8 154H9V153H8ZM27 154H28V153H27ZM39 154H40V153H39ZM39 154H38V155H39ZM45 154H47V153H45ZM50 154H51V153H50ZM64 154H65V153H64ZM75 154H76V153H75ZM94 154H96V153H94ZM139 154H140V151H139ZM157 154H158V153H157ZM179 154H180V153H179ZM179 154H177V155H179ZM204 154H206V153H204ZM214 154H215V153H214ZM11 155H12V154H11ZM20 155H21V154H20ZM60 155H61V154H60ZM127 155H128V153H127ZM145 155H146V154H145ZM175 155H176V154H175ZM175 155H174V156H175ZM189 155H190V154H189ZM192 155H193V153H192ZM196 155H197V154H196ZM198 155H201V154H198ZM198 155H197V157H198ZM224 155H225V154H224ZM230 155H231V153H230ZM232 155H233V154H232ZM239 155H240V154H239ZM258 155H259V154H257V156H258ZM25 156H26V155H25ZM68 156H69V155H68ZM75 156H76V155H75ZM77 156H78V155H77ZM141 156H142V155H141ZM155 156H156V155H155ZM158 156H159V155H158ZM214 156H215V155H214ZM221 156H222V155H221ZM237 156H238V155H237ZM241 156H243V155L241 154ZM254 156H256V155H254ZM259 156H260V155H259ZM31 157H32V156H31ZM54 157H56V156H54ZM66 157H67V154L65 155V158H66ZM81 157H82V156H81ZM89 157H90V156H89ZM104 157H105V156H104ZM104 157H103V158H104ZM132 157H133V156H132ZM137 157H139V156H137ZM148 157H149V156H148ZM161 157H163V156H161ZM161 157H160L159 159H161ZM165 157H166V156H165ZM167 157H168V156H167ZM175 157H176V156H175ZM178 157L181 158V156H178ZM187 157L192 158V156H191V157H190V156H186V158H187ZM193 157H194V156H193ZM195 157H196V156H195ZM209 157H210V156H209ZM228 157H229V155H228ZM25 158H27V157H25ZM25 158H24V159L22 158V159L25 160ZM45 158H46V156H45ZM49 158H51V157L49 156ZM70 158H71L72 162H76L77 165H76V167H74V168L70 166L71 164H70V165L67 164V166H66V165L63 166V175H64V176H66V175H69V176H70L71 174H74V172H76V171H75V168H79V166H78V165H79L78 158H77V160H76V158H74L73 155H71ZM108 158H109V157H108ZM133 158H134V157H133ZM133 158H132V159H133ZM155 158H156V157H155ZM199 158H200V156H199ZM201 158H202V157H201ZM236 158H237V157H236ZM238 158H239V157H238ZM247 158H248V157H247ZM256 158H257V157H256ZM258 158H259V161H260V157H258ZM262 158H263V157H262ZM22 159H21V160H22ZM42 159H44V158H42ZM63 159H64V158H63ZM79 159H80V158H79ZM104 159H105V158H104ZM137 159H138V158H137ZM142 159H143V158H142ZM147 159H148V158H147ZM164 159H165V158H164ZM183 159H184V157H183ZM195 159H196V158H195ZM214 159H215V158H214ZM218 159H219V158H218ZM221 159H222V157H221ZM229 159H230V158H229ZM231 159H232V156H231ZM234 159H235V157H234ZM11 160H12V159H11ZM23 160H22V161H23ZM46 160H47V159H46ZM46 160H45V161H46ZM50 160L52 161L53 159H50ZM54 160H55V159H54ZM82 160L84 161V157H83ZM88 160H90V159H88ZM88 160H86V161L88 162ZM99 160H100V159H99ZM127 160H128V159H127ZM140 160H141V159L139 158V161H140ZM143 160H144V159H143ZM145 160H146V159H145ZM151 160H153V159H151ZM154 160H155V159H154ZM154 160H153V161H154ZM186 160H187V159H186ZM197 160H198V159H197ZM219 160H220V159H219ZM225 160H226V159H225ZM248 160H249V159H248ZM261 160H262V159H261ZM16 161H18V160H16ZM22 161H21V162H22ZM26 161H28V160L26 159ZM26 161H25V162H26ZM41 161H42V160H41ZM47 161H49V159H48ZM57 161H58V159H57ZM57 161H56V162H57ZM79 161H80V160H79ZM146 161H147V160H146ZM153 161H150V162H153ZM157 161H158V160H157ZM159 161H160V160H159ZM161 161H162V160H161ZM166 161H167V160H166ZM178 161H180V160H178ZM178 161H176V162H178ZM184 161H185V159L183 160V162H184ZM194 161H196V160H194ZM203 161H204V160H203ZM206 161H207V160H206ZM221 161H222V160H220L219 162H221ZM229 161H230V160H229ZM237 161L239 162L238 159H237ZM255 161L257 162V160H255ZM6 162H7V161H6ZM28 162H29V161H28ZM34 162H35V161H34ZM38 162H39V161L37 160V163H38ZM63 162H64V161H63ZM63 162H61V163H63ZM69 162H70V161H69ZM80 162H82V161H80ZM93 162H96V161H93ZM104 162H105V161H104ZM131 162H132V161H131ZM135 162H136V161H135ZM169 162H170V161H169ZM189 162H190V161H189ZM189 162H188V161L186 162V166H190L189 164L187 165V163H189ZM191 162H192V161H191ZM191 162H190V164H191ZM209 162H210V161H209ZM209 162H207V163H209ZM215 162H216V160H215ZM224 162H225V161H224ZM234 162H235V161H234ZM240 162H241V161H240ZM252 162H253V161H252ZM256 162H255V163H256ZM13 163H14V162H13ZM16 163H17V162H16ZM32 163H33V162H32ZM35 163H36V162H35ZM35 163H34V165H35ZM43 163H44V162H43ZM46 163H47V162H46ZM49 163H51V162L49 161ZM52 163H54V162H52ZM70 163H71V162H70ZM91 163H92V162H91ZM115 163H116V162H115ZM139 163H140V162H139ZM139 163H137V164H139ZM141 163H143V162H141ZM144 163H145L144 165L146 166V165H147L146 162H144ZM154 163H155V162H154ZM159 163H160V162H158V164H159ZM179 163H180V162H179ZM184 163H185V162H184ZM196 163H197V162H196ZM207 163H206V166H207ZM226 163H227V161H226ZM226 163H225V164H226ZM229 163H231V162H229ZM259 163H260V162H259ZM23 164H27V163H23ZM47 164H48V163H47ZM83 164H84V163H83ZM83 164H82V165H83ZM85 164H88V163H85ZM111 164H112V163H111ZM149 164L151 165V163H149ZM163 164H165V167H164V168H166V167L168 166V165H166V164H169V163H168V162H167V163L165 162V163H163ZM170 164H171V163H170ZM211 164H212V163H211ZM211 164H210V166H211ZM214 164H217V163H214ZM232 164H233V163H232ZM232 164H231V165H232ZM237 164H238V163H237ZM246 164H247V163H246ZM251 164H252V163H251ZM251 164H250V166H251ZM260 164H262V163H260ZM20 165H21V164H20ZM29 165H30V164H29ZM45 165H46V164H45ZM48 165H49V164H48ZM48 165H47V166H48ZM52 165H53V164H52ZM55 165H56V164L54 163V166H55ZM57 165H58V164H57ZM80 165H81V163H80ZM100 165H101V164H100ZM125 165H126V164H125ZM144 165H143V166H144ZM150 165H149V166H150ZM173 165H174V164H173ZM175 165H176V163H175ZM180 165H181V164H180ZM196 165H197V164H196ZM208 165H209V164H208ZM223 165H224V164H223ZM223 165H222V166H223ZM226 165H227V164H226ZM247 165H248V164H247ZM263 165H264V164H263ZM12 166H14V165H12ZM21 166H22V165H21ZM25 166H26V165H25ZM25 166H24V168H25ZM73 166H74V164H73ZM84 166H85V165H84ZM86 166H89V165H86ZM94 166H95V165H94ZM94 166H93V167H94ZM121 166H122V165H121ZM145 166H144V167H145ZM153 166H154V164H153ZM155 166H156V165H155ZM171 166H172V165H171ZM192 166H193V164H192ZM194 166H195V165H194ZM198 166H199V168L201 167L200 164H199ZM210 166H209V167H210ZM212 166H213V165H212ZM212 166H211V167H212ZM220 166H221V165H220ZM229 166H230V165H229ZM245 166H246V165H245ZM256 166H257V165H256ZM261 166H262V165H261ZM22 167H23V166H22ZM26 167H27V166H26ZM91 167H92V166H91ZM124 167H125V166H124ZM124 167H122V168H124ZM144 167H143V168H144ZM156 167H157V166H156ZM158 167H159V166H158ZM169 167H170V166H169ZM175 167H176V166H175ZM175 167H174V168H175ZM204 167H205V165H204ZM215 167H216V166H215ZM234 167H235V165H234ZM239 167H240V166H239ZM241 167H242V166H241ZM263 167H264V166H263ZM31 168H32V166H31ZM40 168H41V166H40ZM48 168H49V166H48ZM50 168H51V167H50ZM53 168H54V167H53ZM56 168H57V167H56ZM82 168H83V167H82ZM106 168H107V167H106ZM149 168H150V167H149ZM152 168H153V167H152ZM189 168H190V167H189ZM216 168H218V166H217ZM229 168H230V167H229ZM232 168H233V167H232ZM232 168L229 169V170L232 171ZM26 169H27V168H26ZM26 169H25V170H26ZM33 169H37V168H33ZM58 169H59V168H57V170H58ZM83 169H86V168H83ZM83 169H82V170H83ZM90 169H91V168L89 167V170H90ZM93 169H94V168H93ZM103 169H104V168H103ZM159 169H161V168H159ZM159 169H156V171H157V170H158V171H161V170H159ZM172 169H173V168H172ZM194 169L197 171L198 168H197V169L194 168ZM205 169H206V168H205ZM222 169H223V168H222ZM256 169H257V168H255L254 171H257ZM261 169H262V168H261ZM19 170H20V169H19ZM29 170H30V169H29ZM42 170H44V169H42ZM47 170H49V169H47ZM79 170H80V169H79ZM79 170H78V171H79ZM89 170H88L86 173H88ZM120 170H121V169H120ZM122 170H123V169H122ZM129 170H130V169H129ZM142 170H144V169H142ZM145 170H146V169H145ZM149 170H151V168H150ZM154 170H155V169H154ZM166 170H167V169H166ZM166 170H165V171H166ZM169 170H171V169L169 168ZM176 170H177V169H176ZM187 170H189V169H187ZM207 170H208V169H207ZM214 170H215V169H214ZM214 170H213V171H214ZM225 170H226V169H225ZM225 170L223 169L222 171H225ZM229 170H228V171H229ZM236 170H237V169H236ZM238 170H239V169H238ZM247 170H249V169H247ZM51 171H52V173H53L54 170H51ZM93 171H94V170H93ZM93 171H91V172H93ZM130 171H132V170H130ZM156 171H155V172H156ZM158 171H157V172H158ZM184 171H185V170H184ZM260 171H261V170H260ZM260 171L258 170L257 172H260ZM32 172H33V170H32ZM37 172H38V171H37ZM49 172H50V171H49ZM49 172H48V173H49ZM59 172H60V171H58V173H59ZM84 172H85V171H83V173H84ZM107 172H108V171H107ZM132 172H133V171H132ZM145 172H146V171H145ZM153 172H154V171H153ZM167 172L170 173L169 171H167ZM173 172H174V171H173ZM179 172H180V171H179ZM202 172H204V170H203ZM216 172H217V171H216ZM216 172H215V174H217ZM233 172H234V170H233ZM249 172H250V170H249ZM7 173H8V172H7ZM55 173H57V172H55ZM116 173H117V172H115V174H116ZM118 173H119V172H118ZM122 173H125V172L122 171ZM122 173H121V174H122ZM133 173H134V172H133ZM133 173H132V174H133ZM146 173H147V172H146ZM168 173H167V174H168ZM171 173H172V172H171ZM177 173H178V172H177ZM199 173H200V172H199ZM205 173H206V172H205ZM205 173H203V174L205 175ZM210 173H211V175H212V172H210ZM219 173H220V172H219ZM223 173H226V174H227L228 172H223ZM230 173H232V172H230ZM236 173H237V172H236ZM12 174H13V173H12ZM15 174H16V172H15ZM24 174L27 175V173H24ZM24 174H23V176H24ZM36 174H38V173H36ZM84 174H85V173H84ZM88 174H89V173H88ZM91 174H92V173H91ZM91 174H89V175H91ZM93 174H94V173H93ZM93 174H92V175H93ZM130 174H131V173H130ZM136 174H137V173H136ZM138 174H139V173H138ZM157 174H158V173H156V176H157ZM160 174H161V173H160ZM179 174H180V173H179ZM185 174H186V173H185ZM232 174H233V173H232ZM255 174H256V173H255ZM258 174H259V173H258ZM2 175H3V174H2ZM9 175H10V174H9ZM30 175H31V174H30ZM54 175H55V174H54ZM59 175H61V174H59ZM85 175H86V174H85ZM133 175H134V174H133ZM133 175H131V176H133ZM143 175H144V177H145V174H143ZM149 175H150V174H149ZM174 175H175V174H174ZM176 175H177V174H176ZM180 175H181V174H180ZM186 175H187V174H186ZM195 175H196V174H195ZM201 175H202V173H201ZM201 175H199V176L201 177ZM209 175H210V174H209ZM209 175H208V176H209ZM213 175H214V174H213ZM213 175H212V176H213ZM11 176H12V175H11ZM19 176H20V175H19ZM28 176H29V175H28ZM43 176H44V175H43ZM46 176H47V175H46ZM50 176H52V175H50ZM50 176H49V177H50ZM64 176H63V177H64ZM75 176H76V175H75ZM75 176H73V177H75ZM94 176L96 177V175H94ZM97 176H98V175H97ZM135 176H136V175H135ZM150 176H151V175H150ZM153 176H154V175H153ZM158 176H159V174H158ZM169 176H170V175H169ZM169 176H168V177H169ZM172 176H173V175H172ZM221 176H222V174H221ZM226 176H227V175H226ZM226 176H225V177H226ZM231 176H233V175H231ZM241 176H242V175H241ZM245 176H246V174H245ZM248 176H249V175H248ZM248 176H247V177H248ZM254 176H255L254 178L257 177L256 175H254ZM259 176H260V175H259ZM263 176H264V175H263ZM13 177H14V176H13ZM30 177H31V176H30ZM56 177H57V176H56ZM60 177H61V176H60ZM73 177H72V179H73ZM84 177H86V176L83 175V178H84ZM90 177H91V176H90ZM114 177H115V176H114ZM121 177H122V176H121ZM160 177L162 178V176H160ZM165 177H166V176H165ZM180 177H181V176H180ZM191 177H192V175H191ZM193 177H194V176H193ZM200 177H198L199 179L197 178L199 181H200ZM216 177H217V175H216ZM219 177H220V176H219ZM219 177H218V178H219ZM223 177H224V176H223ZM47 178H48V177H47ZM66 178H67V176L65 177V180H66ZM68 178H70V177H68ZM76 178H77V177H76ZM86 178H87V177H86ZM92 178H93V177H92ZM92 178H91V179H92ZM127 178H128V177H127ZM145 178H146V177H145ZM155 178H156V177H155ZM174 178H175V176H174ZM178 178H179V177H178ZM181 178H182V177H181ZM185 178H186V177H185ZM188 178H189V177H188ZM194 178L196 179V177H194ZM194 178H193V179H194ZM205 178H206V176H205ZM207 178H208V177H207ZM207 178H206V179H207ZM237 178H238V177H237ZM240 178L243 179L242 177H240ZM250 178H251V177H250ZM254 178H253V180H254ZM15 179H16V178H15ZM49 179H50V178H49ZM74 179H75V178H74ZM80 179L83 181L82 178H80ZM87 179H89V178H87ZM103 179H104V177H103ZM103 179H102V181H103ZM123 179H124V178H123ZM131 179H132V177H131ZM133 179H135V178L133 177ZM159 179H160V178H159ZM166 179H168V178H166ZM166 179H165V180H166ZM189 179H190V178H189ZM221 179H223V178L221 177ZM233 179H234V178H233ZM238 179H239V178H238ZM245 179H246V178H245ZM245 179H244V182H245ZM260 179H262V177H261ZM263 179H264V178H263ZM41 180H42V179H41ZM41 180H40V182H43V181H41ZM46 180H47V179H46ZM61 180H62V179H61ZM61 180H60V181H61ZM67 180H69V179H67ZM94 180H95V179H94ZM105 180H106V179H105ZM114 180H115V179H114ZM116 180L118 181V179H116ZM143 180H144V178H143ZM143 180H142V181H143ZM148 180H149V179H148ZM151 180H153V177H152ZM157 180H158V179H157ZM169 180H170V179H169ZM180 180H181V179H180ZM187 180H188V179H187ZM190 180H192V179H190ZM190 180H189V181H190ZM198 180H197V182H198ZM210 180H211V179H210ZM235 180H236V179H235ZM27 181H28V180H27ZM27 181H26V182H27ZM60 181H57V184H58V182H60ZM75 181H76V180H75ZM77 181H78V178H77ZM120 181H121V180H120ZM132 181H133V180H132ZM162 181L164 182L163 179H162ZM171 181H172V180H171ZM173 181H174V180H173ZM203 181H204V180H203ZM203 181H202V182H203ZM238 181H239V180H238ZM248 181H249V180H248ZM259 181H260V180H259ZM259 181H258V182H259ZM11 182H12V181H11ZM13 182H14V181H13ZM13 182H12V184H13ZM45 182H46V181H45ZM47 182H48V181H47ZM62 182H63V181H62ZM67 182H68V181H67ZM89 182H90V181H89ZM89 182H88V184H89ZM118 182H119V181H118ZM125 182H126V181H125ZM147 182H149V181H147ZM177 182L179 183L178 180H177ZM183 182H184V181H183ZM192 182H193V180H192ZM202 182H201V183H202ZM216 182H217V181H216ZM216 182L213 183V184H215V187H216ZM241 182H242V181H241ZM255 182H256V185H257V179H256ZM35 183H37V182H35ZM35 183H34V184H35ZM38 183H39V182H38ZM38 183H37V184H38ZM52 183H53V182H52ZM68 183H69V185H70V182H68ZM68 183H67V184H68ZM72 183H73V184H72ZM72 183H71V184L74 186V182H72ZM82 183H83L84 187H90V186L87 184V181H83ZM149 183H150V182H149ZM153 183H155V182H153ZM175 183H176V182H175ZM181 183H182V182H181ZM187 183H189V182H187ZM211 183H212V182H211ZM217 183H219V182H217ZM230 183H231V182H230ZM237 183H240V182H237ZM250 183H251V182H250ZM261 183H264V182H261ZM15 184H16V183H15ZM21 184H22V182H21ZM41 184H42V183H41ZM43 184H44V183H43ZM50 184H51V183H50ZM59 184H60V183H59ZM59 184L56 185V186H59ZM62 184H63V183H62ZM65 184H66V183H65ZM65 184H64V185H65ZM67 184H66V185H67ZM75 184H76L75 186H77V183H76V182H75ZM78 184H79V183H78ZM116 184H117V183H116ZM127 184H129V183H126V185H127ZM130 184H131V183H130ZM141 184H142V183H141ZM144 184H146V183H144ZM150 184H151V183H150ZM161 184H162V183H161ZM161 184H160V185H161ZM164 184H165V183H163V185H164ZM179 184H180V183H179ZM190 184H192V183H190ZM207 184H208V183H207ZM221 184H222V183H221ZM221 184L219 183V185H221ZM227 184H228V182H227ZM233 184H234V183H233ZM247 184H249V183H247ZM251 184H252V183H251ZM13 185H14V184H13ZM72 185H70V186H72ZM81 185H82V184H81ZM83 185H82V187H83ZM86 185H87V186H86ZM107 185H108V184H107ZM118 185H119V184H118ZM122 185H123V184H122ZM139 185H140V184H139ZM146 185H147V184H146ZM158 185H159V184H158ZM165 185H166V184H165ZM175 185H176V184H175ZM188 185H189V184H188ZM195 185H196V184H195ZM197 185H198V184H197ZM199 185H200V183H199ZM205 185H206V184H205ZM210 185H212V184H210ZM219 185H218V186H219ZM222 185H223V184H222ZM236 185H238V184H236ZM241 185H242V184H241ZM259 185H260V184H259ZM38 186H40V185H38ZM56 186H55V187H56ZM60 186H61V185H60ZM67 186H68V185H67ZM78 186H79V185H78ZM91 186H92V185H91ZM94 186H95V185H94ZM113 186H115V185H113ZM124 186H125V184H124ZM127 186H128V185H127ZM156 186H157V185H156ZM168 186H169V183H168ZM186 186H187V185H186ZM190 186H191V185H190ZM193 186H194V185H193ZM200 186H201V185H200ZM208 186H209V185H208ZM228 186H229V185H228ZM230 186H231V185H230ZM233 186H234V185H233ZM257 186H258V185H257ZM3 187H4V186H3ZM34 187H35V186H33V188H34ZM41 187H43V186H41ZM44 187H45V186H44ZM63 187H64V186H63ZM63 187H62V188L60 187V188L63 189ZM84 187H83V188H84ZM96 187H97V186H96ZM104 187H105V186H104ZM116 187H117V186H116ZM153 187H154V186H153ZM157 187H158V186H157ZM172 187H173V186H172ZM196 187H197V186H196ZM222 187H223V186H222ZM222 187H220V189H221ZM243 187H244V186H243ZM250 187H251V186H250ZM260 187H261V186H260ZM263 187H264V186H263ZM12 188H13V187H12ZM24 188H25V187H24ZM33 188H31V189H33ZM37 188H38V187H37ZM37 188H36V189H37ZM56 188H57V187H56ZM72 188H73V187H72ZM72 188H71V189H72ZM111 188H112V187H111ZM114 188H115V187H114ZM166 188H167V187H166ZM173 188H174V187H173ZM180 188H181V187H180ZM180 188H179V189H180ZM184 188H185V187H184ZM198 188H199V186H198ZM212 188H213V187H212ZM217 188H218V187H217ZM229 188H232V187H229ZM244 188H246V186H245ZM244 188H243V189H244ZM256 188H257V187H256ZM36 189H35V190H36ZM49 189H50V187H48V190H49ZM66 189L69 190V188H66ZM66 189H65V190H66ZM88 189H89V188H88ZM92 189H93V188H91L90 191H91ZM94 189H95V188H94ZM104 189H105V188H104ZM122 189H123V188H122ZM162 189H163V188H162ZM177 189H178V188H177ZM187 189H188V188H187ZM201 189H202V188H201ZM201 189H200V190H201ZM207 189H208V188H207ZM218 189H219V188H218ZM223 189H224V188H223ZM240 189H242V188L240 187ZM246 189H247L248 191H251V190H252V189L249 190L248 188H246ZM254 189H255V188H254ZM254 189H253V190H254ZM26 190H27V189H26ZM26 190H25V191H26ZM29 190H30V189H29ZM35 190H34V191H35ZM39 190H40V189H39ZM51 190H53V189H51ZM76 190H78V189H76ZM97 190H99V189H97ZM115 190H116V188L113 189L112 191H110L109 193L105 192V194H106V193H107V194L105 195V198H104V199H106V201H108V199L110 200L111 198H115V197H114V196H115ZM131 190H132V189H131ZM133 190H134V188H133ZM152 190H153V189H152ZM170 190H171V189H170ZM183 190H186V188H185V189H182V191H183ZM191 190H192V189H191ZM195 190H197V188H196ZM202 190H205V188L202 189ZM210 190H211V189H209V190H207V191H210ZM214 190H215V189H214ZM229 190H230V189H229ZM233 190H235V189H233ZM236 190H237V189H236ZM253 190H252V191H253ZM256 190H257V189H256ZM34 191H32L33 194H34ZM49 191H50V190H49ZM53 191H54V190H53ZM56 191H57V190H56ZM80 191H81V189L78 190V192H80ZM83 191H84V190H83ZM86 191H88V190L86 189L85 192H86ZM93 191H94V190H93ZM107 191H108V190H107ZM120 191H121V188H120ZM124 191H126V193H128L126 189H125ZM124 191H123V192H124ZM143 191H144V190H143ZM164 191H165V190H164ZM176 191H178V190H175V192H176ZM217 191H218V190H217ZM219 191H220V190H219ZM221 191H222V190H221ZM230 191H231V190H230ZM252 191H251V192H252ZM257 191H258V190H257ZM260 191H261V189H260ZM4 192H5V191H4ZM30 192H31V191H30ZM41 192H42V191H41ZM51 192H52V191H51ZM57 192H58V191H57ZM76 192H77V191H76ZM78 192H77V193H78ZM85 192H84V193H81V194H84V195H85ZM94 192H95V191H94ZM144 192H145V191H144ZM160 192H161V191H160ZM173 192H174V191H173ZM178 192H179V191H178ZM185 192H186V191H185ZM187 192H188V191H187ZM199 192H202V191H198V193H199ZM203 192H205V191H203ZM210 192H211V191H210ZM225 192H226V191H225ZM235 192H237V191H235ZM241 192H242V191H241ZM244 192H245V191H244ZM251 192H250V193H251ZM39 193H40V192H39ZM54 193H55V192H54ZM64 193H65V192H64ZM72 193H73V191H72ZM74 193H75V192H74ZM74 193H73V197H74V195H76V194H74ZM117 193H119V192H117ZM120 193H121V192H120ZM130 193H131V192H130ZM136 193L138 194V191H137ZM148 193H150V192H148ZM151 193H152V191H151ZM169 193H170V191H169ZM176 193H177V192H176ZM180 193H181V192H180ZM180 193H179V195H180ZM207 193H208V192H207ZM207 193L205 192V195H206ZM216 193H217V192H216ZM230 193H231V192H230ZM230 193H229V196L232 195V194H230ZM255 193H256V191H255ZM255 193H253V194H255ZM261 193H262V192H261ZM26 194H27V193H26ZM26 194H25V195H26ZM28 194H29V193H28ZM28 194H27V195H28ZM41 194H42V193H41ZM49 194H50V193H49ZM49 194H48V195H49ZM52 194H53V193H52ZM56 194H57V193H56ZM60 194H61V193H60ZM86 194H89V193H86ZM143 194H145V193H143ZM167 194H168V193H167ZM171 194H172V193H171ZM181 194H183V193H181ZM187 194H188V193H187ZM190 194H191V193H190ZM190 194H189V195H190ZM211 194H212V193H211ZM211 194H210V195H211ZM218 194H219V193H218ZM223 194H224V193H223ZM248 194H249V193H248ZM257 194H259V192H258ZM35 195H36V194H35ZM46 195H47V194H46ZM54 195H55V194H54ZM54 195H53V197L56 196V195H55V196H54ZM65 195H66V194H65ZM65 195H64V197H65ZM67 195H69V194L67 193ZM67 195H66V196H67ZM90 195H91V194H90ZM118 195H119V194H118ZM125 195H126V194H125ZM131 195H132V193H131ZM150 195H151V194H150ZM161 195H162V194H161ZM174 195H176V194H174ZM177 195H178V194H177ZM184 195H186V194H184ZM198 195H199V194H198ZM202 195H203V194H202ZM207 195H208V194H207ZM210 195H209V196H210ZM212 195H213V194H212ZM259 195H260V194H259ZM40 196H41V195H40ZM86 196H87V195H86ZM88 196H89V195H88ZM116 196H117V194H116ZM128 196H129V195H128ZM153 196H154V195H153ZM157 196H158V195H157ZM163 196H164V194H163ZM165 196H166V195H165ZM180 196H181V195H180ZM180 196H179V199H180ZM195 196H196V195H195ZM214 196H215V194H214ZM226 196H227V195H226ZM238 196H239V193H238ZM250 196H251V194H250ZM31 197H32V195H31ZM37 197H38V196H37ZM42 197H43V196H42ZM49 197H51V196H49ZM49 197H48V198H49ZM70 197H72V196H70ZM82 197L84 198L85 196H82ZM197 197H198V196H197ZM197 197H196V198H197ZM201 197H203V196H201ZM210 197H211V196H210ZM212 197H213V196H212ZM239 197H240V196H239ZM241 197H242V196H241ZM46 198H47V197H45V200H46ZM61 198H62V197H61ZM61 198H60V199H61ZM80 198H81V197H80ZM83 198H82V200H84ZM88 198H89V197H88ZM91 198H92V197H91ZM120 198H121V194H120L119 200H120ZM134 198H135V196H134ZM134 198H133V200H134ZM140 198H142V196H141ZM140 198H139V199H140ZM159 198H160V197H159ZM170 198H171V197H170ZM187 198H188V197H187ZM194 198H195V197L192 198V196H191V199H194ZM218 198H219V197H217V199H218ZM246 198H247V197H246ZM260 198H262V196H261ZM17 199H18V198H17ZM20 199H21V198H20ZM20 199H19V201H20ZM30 199H31V198H30ZM36 199H38V198H36ZM41 199H42V198H40V200H41ZM57 199H58V197H57ZM57 199H56V200H57ZM71 199H72V198H70V200H71ZM104 199H100V201L96 204V206L98 207V209H100V208L103 207V200H104ZM117 199H118V198H117ZM117 199L115 198V201H116ZM121 199H122V198H121ZM127 199H128V198H127ZM145 199H146V198H145ZM153 199H154V198H152V200H153ZM164 199H165V198H164ZM166 199H167V198H166ZM177 199H178V197H177ZM200 199H202V198H200ZM208 199H211V198L208 197ZM214 199L216 200V197H214ZM222 199H223V198H222ZM232 199H233V198H232ZM239 199H241V198H239ZM247 199H249V198H247ZM247 199H246V200H247ZM252 199H253V198H252ZM257 199H258V198H257ZM257 199H254V200H257ZM26 200H27V199H26ZM45 200H44V201H45ZM52 200H53V203H54V199H53V198H51V201H52ZM64 200H65V198H64ZM70 200H69V201H70ZM77 200H78V199H77ZM79 200H80V199H79ZM88 200H89V199H88ZM111 200H112V199H111ZM135 200H136V199H135ZM154 200H157V199H154ZM169 200H170V199H169ZM188 200H190V199H188ZM205 200H206V197H205ZM211 200L214 201L213 199H211ZM220 200H221V199H220ZM242 200H243V199H242ZM261 200H263V199H261ZM12 201H15V200H12ZM27 201H28V200H27ZM37 201H38V200H37ZM44 201H43V203H44ZM47 201H48V200H47ZM58 201L61 202V200H59V199H58ZM104 201H105V200H104ZM106 201H105V202H106ZM122 201H123V199H122ZM138 201H140V200H137V202H138ZM146 201H147V200H146ZM149 201H150V199H149ZM157 201H158V200H157ZM157 201H156V202H157ZM163 201H164V200H163ZM171 201H172V200H171ZM178 201H180V200H178ZM181 201L183 202V201H185V200H181ZM222 201H223V200H222ZM222 201H221V202H222ZM244 201H245V200H243V202H244ZM251 201H252V200H250V202H251ZM258 201H259V200H258ZM28 202H29V201H28ZM28 202H27V203H28ZM32 202H33V201H32ZM45 202H46V201H45ZM62 202H64V201H62ZM71 202H72V201H71ZM77 202H78V201H77ZM82 202H83V201H82ZM117 202H118V201H117ZM120 202H121V201H120ZM168 202H169V201H168ZM172 202H173V201H172ZM172 202H171V203H172ZM185 202H186V201H185ZM187 202H188V201H187ZM192 202H193V201H192ZM204 202H205V201H204ZM204 202H203V203H204ZM214 202H215V201H214ZM221 202L219 201V203H221ZM224 202H225V201H224ZM245 202H246V201H245ZM247 202H248V201H247ZM14 203H15V202H14ZM49 203H50V202H49ZM65 203H66V200H65ZM123 203H124V202H123ZM151 203H152V201H151ZM154 203H155V202H154ZM174 203H175V202H174ZM179 203H180V202H179ZM183 203H184V202H183ZM189 203H191V202H189ZM195 203H196V202H195ZM197 203H198V202H197ZM225 203H226V202H225ZM231 203L233 204V202H231ZM236 203H237V202H236ZM258 203H262V201H260V202H258ZM21 204H22V203H21ZM36 204H37V202H36ZM51 204H52V203H51ZM54 204H55V203H54ZM58 204H59V203H58ZM63 204H64V203H63ZM66 204H67V203H66ZM68 204H69V203H68ZM71 204H72V203H71ZM75 204H76V202H75ZM75 204H74L73 207H75ZM77 204H79V203H77ZM82 204H84V203H82ZM108 204H109L108 206L110 207V203H108ZM120 204H121V203H120ZM134 204H135V203H134ZM137 204H138V203H137ZM137 204H136V206H137ZM149 204H150V203H149ZM149 204H148V206H149ZM158 204H159V201H158ZM160 204H161V203H160ZM165 204H167V203H165ZM165 204H164V205H165ZM205 204H206V203H204V204H202V205H205ZM222 204H223V203H222ZM226 204H227V203H226ZM226 204H225V205H226ZM242 204H244V203H242ZM248 204H249V203H248ZM15 205H16V206H20V203H19V205H17V204L15 203ZM26 205H27V204H26ZM45 205H46V204H45ZM56 205H57V203H56ZM60 205L62 206V204H60ZM90 205H91V204H90ZM111 205H112V204H111ZM118 205H119V202H118ZM122 205H123V204H122ZM127 205H128V204H127ZM145 205H147V203H146ZM150 205H151V204H150ZM155 205L157 206V204H155ZM168 205H169V203H168ZM171 205H172V204H171ZM173 205H174V204H173ZM182 205H183V204H182ZM189 205H190V204H189ZM189 205H188V206H189ZM194 205H195V204H194ZM198 205H199V204H198ZM202 205H199V206H202ZM210 205H212V204H210ZM214 205H215V203H214ZM217 205H218V204H217ZM239 205H240V204H239ZM239 205H238V206H239ZM244 205L247 206V204H244ZM21 206H22V205H21ZM31 206H32V205H31ZM46 206H47V205H46ZM61 206H60V207H61ZM65 206H66V205H65ZM112 206H113V205H112ZM112 206H111V207H112ZM119 206H120V205H119ZM125 206H126V205H125ZM130 206H131V204H130ZM148 206H147V207H148ZM166 206H167V205H166ZM177 206H178V205H177ZM177 206H176V207H177ZM179 206H180V205H179ZM188 206H187V207H188ZM192 206H193V203H192ZM195 206H196V205H195ZM220 206H221V207H222V206L224 207V204H223V205H220ZM227 206H228V205H227ZM229 206H230V208H231V205H229ZM234 206H235V205H234ZM249 206H251V205H249ZM254 206H255V205H254ZM263 206H264V203H263ZM12 207H13V205H12ZM23 207L25 208L26 206H23ZM50 207H51V206H50ZM66 207H67V206H66ZM77 207H78V206H77ZM89 207H90V206H89ZM97 207H96V208H97ZM109 207H108V208H109ZM117 207H118V206H117ZM132 207H134V206H132ZM145 207H146V206H145ZM153 207H154V206H153ZM153 207H152V208H153ZM170 207H171V206H170ZM172 207H173V206H172ZM172 207H171V208H172ZM174 207H175V206H174ZM174 207H173V208H174ZM182 207H183V206H182ZM182 207H181V209H182ZM185 207H186V205H184V209H185ZM197 207H198V206H197ZM205 207H206V206H205ZM215 207H216V206H215ZM221 207H220V208H221ZM235 207H236V206H235ZM242 207H243V206H242ZM242 207H241V208H242ZM255 207H257V206H255ZM255 207H254V208H255ZM15 208L17 209V207H15ZM32 208H34V207L32 206ZM46 208H47V207H46ZM53 208H54V206H53ZM53 208H52V209H53ZM62 208H63V207H62ZM90 208H91V207H90ZM104 208H105V207H104ZM106 208H107V207H106ZM119 208H120V207H119ZM173 208H172V209H173ZM193 208H194V206H193ZM193 208H192V209H193ZM199 208L201 209L202 207H199ZM243 208H244V207H243ZM246 208H248V207H246ZM7 209H8V208H7ZM37 209H38V208H37ZM37 209H36V210H37ZM55 209H56V208H55ZM58 209H59V208H58ZM60 209H61V208H60ZM83 209H84V208H83ZM131 209H132V208H131ZM135 209H136V208H135ZM138 209H139V208H138ZM146 209H147V208H146ZM146 209H145V211H146ZM203 209H204V208H203ZM207 209H208V208H207ZM209 209H210V208H209ZM216 209H217V208H216ZM227 209H228V208H227ZM233 209H234V208H233ZM233 209H232V210H233ZM249 209H250V208H249ZM256 209H257V208H256ZM12 210H13V209H12ZM22 210H23V209H22ZM22 210H19V211L22 212ZM34 210H35V209H34ZM38 210H39V209H38ZM49 210H50V209H49ZM53 210H54V209H53ZM53 210H52V211H53ZM81 210H82V209H81ZM81 210H80V213H82ZM92 210H93V209H92ZM92 210L90 209V211H92ZM94 210H95V209H94ZM121 210H122V209H121ZM121 210H120V212H121ZM132 210H133V209H132ZM160 210H161V209H160ZM165 210H166V209H165ZM176 210H177V209H174V211H176ZM179 210H180V209H179ZM188 210H189V208H188ZM194 210H195V209H193V211H194ZM205 210H206V209H205ZM205 210H204V211H205ZM219 210H221V209H219ZM224 210H225V209H224ZM237 210H238V208L236 209V212L239 213V211H237ZM239 210L241 211V209H239ZM242 210H243V209H242ZM254 210H255V209H254ZM261 210H262V209H261ZM6 211H8V210H6ZM16 211H17V210H14V212H16ZM25 211H26V210H25ZM25 211H24V212H25ZM39 211H41V209H40ZM39 211H38V213H39ZM58 211H59V210H58ZM61 211H62V210H61ZM97 211H98V210H97ZM100 211H101V209H100ZM102 211H105V209L102 210ZM108 211H109V210H108ZM108 211H106V212H108ZM116 211H117V210H115V212H113V213H116ZM118 211H119V210H118ZM123 211H124V210H123ZM126 211H127V208H126ZM130 211H131V210H130ZM149 211H150V210H149ZM154 211H155V210H154ZM166 211H167V210H166ZM170 211H171V210H170ZM180 211H181V210H180ZM180 211H179V212H180ZM189 211H190V210H189ZM196 211H197V210H196ZM198 211H200V210H198ZM201 211H202V209H201ZM204 211H203V213H206V214H207V212H206V211L204 212ZM247 211L249 212V210H247ZM256 211H257V210H256ZM263 211H264V210H263ZM27 212H28V211H27ZM31 212H32V211H31ZM43 212H44V211H43ZM45 212H46V211H45ZM45 212H44V216H45ZM158 212H159V210H158ZM168 212H169V211H168ZM176 212H177V211H176ZM176 212H175V214H176ZM184 212H185V211H184ZM187 212H188V211H187ZM191 212H192V211H191ZM208 212H209V211H208ZM214 212H215V211H214ZM221 212H222V210H221ZM224 212H225V211H224ZM224 212H223L222 214H224ZM236 212H235V213H236ZM242 212H244V210H243ZM242 212H241V213H242ZM12 213H13V212H12ZM25 213H26V212H25ZM41 213H42V212H41ZM56 213H57V212H56ZM56 213H55V211H54V214H56ZM80 213H79V215H80ZM104 213H105V212H104ZM110 213H111V212H110ZM121 213H122V212H121ZM123 213H125V212H123ZM132 213H134V212H132ZM153 213H154V212H153ZM161 213L163 214V213H165V211H164V212L161 211ZM166 213H167V212H166ZM192 213H193V212H192ZM194 213H195V212H194ZM199 213L201 214V212H199ZM209 213H210V212H209ZM216 213H217V211H216ZM219 213H220V212H219ZM238 213H236V214H238ZM244 213H245V212H244ZM251 213H252V212H251ZM253 213H254V212H253ZM253 213H252V214H253ZM259 213H260V211H259ZM0 214H1V212H0ZM5 214H8V213H5ZM17 214H18V213H16V215H17ZM49 214H52V213H49ZM54 214H53V215H54ZM85 214H86V211H85ZM100 214H102V213H100ZM106 214H107V213H106ZM130 214H131V213H130ZM134 214H135V213H134ZM136 214H137V212H136ZM154 214H155V213H154ZM156 214H157V213H156ZM156 214H155V215H156ZM168 214H169V213H168ZM171 214H173V213H171ZM175 214H174V215H175ZM188 214H189V213H188ZM196 214H197V213H196ZM200 214H199V215H200ZM226 214H229V213H225V215H226ZM252 214H251V215H252ZM255 214H256V213H255ZM255 214H253V215H255ZM22 215H23V213H22ZM92 215H93V214H92ZM96 215H97V212H96ZM96 215H95V216H96ZM111 215H112V214H111ZM127 215H129V214H127ZM164 215H165V214H164ZM178 215H179V214H178ZM178 215H177V216H178ZM185 215H186V214H185ZM190 215H191V213H190ZM194 215H195V214H194ZM194 215H192V216H194ZM199 215H198V217H199ZM209 215H210V214H209ZM218 215H219V214H218ZM233 215H234V214H233ZM240 215H242V214H240ZM243 215H244V214H243ZM246 215H247V213H246ZM258 215H259V214H258ZM262 215H263V214H262ZM4 216L6 217V215H4ZM10 216H12V215H10ZM10 216H7V217H10ZM14 216H15V215H14ZM18 216H19V214H18ZM54 216H55V215H54ZM58 216H59V217H58L59 219H58V218H55L56 216L54 217V219H56V220L58 219V220H57V222H58V224H59V225H58V226H59L58 228L60 229L62 235H65V236H68L69 238H70V237L72 238V236H74L73 234L75 233V232H74V231H75V226L77 225V224H76V221L79 219V218H78V213L75 212L74 208L72 209V208L68 207V208H66V209L63 208V211H62L61 213L59 212V213H58ZM95 216H94V217H95ZM101 216H102V215H101ZM119 216L121 217V215H119ZM151 216H152V215H151ZM151 216H150V217H151ZM160 216H161V215H160ZM175 216H176V215H175ZM188 216H189V215H188ZM192 216H191V217H192ZM201 216H202V215H201ZM201 216H200V217H201ZM237 216H238V215H237ZM237 216H236V218H237ZM244 216H245V215H244ZM260 216H261V215H260ZM263 216H264V215H263ZM5 217H4V218H5ZM12 217H13V216H12ZM31 217H33V216H31ZM37 217H38V215H37ZM46 217H47V216H46ZM48 217H49V215H48ZM81 217H82V216H81ZM85 217L87 218V216H85ZM96 217H98V219H100L99 216H96ZM110 217H111V216H110ZM120 217H119V219H120ZM167 217H168V216H166V218H167ZM179 217H180V216H179ZM179 217H178V218H179ZM185 217H186V216H185ZM185 217H184V218H185ZM207 217H208V216H207ZM247 217H248V216H247ZM256 217H257V216H255V218H256ZM16 218H18V217H16ZM41 218H42V217H41ZM52 218H53V216H52ZM82 218H83V217H82ZM89 218H90V217H89ZM91 218H92V217H91ZM91 218H90V219H91ZM115 218H116V217H115ZM129 218H130V216H129ZM133 218H134V217H133ZM137 218H138V216L136 217V219H137ZM148 218H149V217H148ZM162 218H163V215H162ZM162 218H161V219H162ZM172 218H173V217H172ZM172 218H171V219H172ZM178 218H177V219H178ZM187 218H188V217H186V219H187ZM204 218H205V217H204ZM208 218H210V217H208ZM218 218H219V217H218ZM224 218H226V217H224ZM233 218H235V216H233ZM12 219H13V218H12ZM12 219H11V220H12ZM14 219H15V218H14ZM22 219H23V218H21L20 221H22ZM48 219H49V218H48ZM50 219H51V218H50ZM50 219H49V220H50ZM80 219H81V218H80ZM112 219H113V218H112ZM154 219H155V217H154ZM154 219H153V220H154ZM157 219H158V218H157ZM159 219H160V218H159ZM190 219H191V218H190ZM190 219L188 218V220H190ZM197 219H198V218H197ZM197 219H194V220H197ZM199 219H201V218H199ZM199 219H198V220H199ZM211 219H212V218H211ZM227 219H228V218H227ZM15 220H16V223H17V219H15ZM15 220H14V221H15ZM30 220H32V219H30ZM46 220H47V219H46ZM46 220H45V224H46V222H48V221H46ZM85 220H87V219H85ZM121 220H122V219H121ZM164 220H165V217H164ZM182 220H183V219H182ZM194 220H193V218H192V221H194ZM213 220H215V219H213ZM220 220H221V218H220ZM228 220L230 221V219H228ZM4 221H5V219H4ZM4 221H2V222H4ZM27 221H28V220H27ZM36 221H37V220H36ZM42 221H43V220H42ZM42 221H41V222H42ZM52 221H53V220H52ZM81 221H84V220H80L79 222L82 223ZM91 221H92V220H91ZM91 221H89V223H90ZM97 221H98V220H97ZM100 221H101V220H100ZM157 221H158V220H157ZM160 221H162V220H160ZM176 221H178V220H176ZM186 221H187V220H186ZM233 221H234V220H233ZM241 221H243V220H241ZM250 221H251V220H250ZM6 222H8V221L6 220ZM24 222H25V221H24ZM57 222H56V223H57ZM84 222H85V221H84ZM86 222H87V221H86ZM106 222H107V220H106ZM119 222H120V221H119ZM166 222H167V221H166ZM169 222H170V221H169ZM172 222H173V221H172ZM172 222H171V223H172ZM174 222H175V221H174ZM187 222H188V221H187ZM198 222H199V221H198ZM200 222H201V221H200ZM200 222H199V223H200ZM206 222H207V221H206ZM247 222H248V221H247ZM4 223H5V222H4ZM11 223H12V222H11ZM19 223H20V222H19ZM38 223H39V221H38ZM52 223H53V222H52ZM87 223H88V222H87ZM116 223H117V221H116ZM157 223H158V222H157ZM161 223H163V222H161ZM171 223H170V224H171ZM177 223H178V222H177ZM177 223H176V224H177ZM185 223H186V222H184V224H185ZM189 223H191V222L189 221ZM217 223H219V222H217ZM222 223H223V220H222ZM237 223H239V222H237ZM245 223H246V221H245ZM29 224H30V223H29ZM92 224H93V222H92ZM105 224H106V223H105ZM108 224H109V222H108ZM108 224H107V225H108ZM145 224H146V223H145ZM154 224H155V223H154ZM164 224H165V221H164V223H163L162 225H164ZM192 224H193V222H192ZM195 224H198V223H195ZM224 224H225V223H224ZM239 224H240V223H239ZM239 224H238V226H239ZM11 225H12V224H11ZM11 225H10V226H11ZM18 225H19V224H18ZM18 225H17V226H18ZM27 225H28V224H27ZM94 225H95V224H94ZM94 225H93V226H94ZM97 225H98V224H97ZM119 225H120V224H119ZM150 225L153 226V224H150ZM160 225H161V224H160ZM160 225H159V226H160ZM166 225H168V224H166ZM202 225H203V224H202ZM207 225H208V227H209V224H207ZM211 225H212V224H211ZM217 225H219V224H217ZM229 225H230V224H229ZM263 225H264V224H263ZM17 226H16V227H17ZM38 226L40 227V225H38ZM47 226H48V225H47ZM55 226H57V224H56ZM55 226H53V227H55ZM95 226H96V225H95ZM105 226H106V225H105ZM105 226H104V228H105ZM112 226H114V224H113ZM124 226H125V225H124ZM156 226H157V225H156ZM156 226H154V227L156 228ZM159 226L157 227L158 229H160ZM193 226H194V224H193ZM193 226H192V228L195 227V226H194V227H193ZM204 226H206V225L204 224ZM204 226H203V227H204ZM221 226H222V225H221ZM1 227H2V226H1ZM1 227H0V228H1ZM3 227H5V226L3 225ZM7 227H8V226H7ZM16 227H15V228H16ZM20 227H21V226H20ZM26 227H27V226H26ZM80 227H81V226H80ZM99 227H100V226H99ZM107 227H108V226H107ZM179 227H180V226H179ZM182 227H183V226H182ZM190 227H191V226H190ZM190 227H189V228H190ZM199 227H200V226H199ZM199 227H198V228H199ZM222 227H223V226H222ZM23 228H24V225H23ZM28 228H29V227H28ZM33 228H35V227H33ZM36 228H37V227H36ZM41 228H42V227H41ZM118 228H119V227H118ZM133 228H134V227H133ZM142 228H143V227H142ZM155 228H154V229H155ZM165 228H166V227H165ZM173 228H174V227H173ZM192 228H191V229H192ZM205 228H207V226H206ZM218 228H219V227H218ZM233 228H234V227H233ZM235 228H236V227H235ZM4 229H5V228H4ZM13 229H14V228H13ZM44 229L47 230V228H44ZM48 229H50V228H48ZM54 229H55V228H54ZM54 229H52V230H54ZM59 229H58V230H59ZM76 229H77V228H76ZM97 229H98V228H97ZM111 229H112V228H111ZM147 229H148V228H147ZM149 229H150V226H149ZM154 229H153V231L155 232ZM162 229H163V228H162ZM162 229H161V230H162ZM177 229H178V228H177ZM184 229H185V228H184ZM228 229H229V228H228ZM228 229H226V230H228ZM239 229H240V228H239ZM1 230H2V229H1ZM8 230H9V229L7 228V231H8ZM11 230H12V229H11ZM21 230H23V229H21ZM24 230H27V229H24ZM30 230H31V229H30ZM37 230H38V229H37ZM55 230L57 231V228H56ZM81 230H82V229H81ZM87 230H88V229H87ZM165 230H166V229H165ZM165 230H164L162 233H161V232H160V233H161V234H164V232H166L168 229H167L166 231H165ZM169 230H170V229H169ZM174 230H176V229H174ZM185 230H186V229H185ZM197 230H199V229H197ZM215 230H216V229H215ZM219 230H221V227H220ZM219 230H217V231H214V230H213L212 233H213V232H214V233H215V232H218ZM222 230H223V228H222ZM226 230L224 229V230H223L224 232H223V231H222V232L225 233ZM2 231H3V230H2ZM9 231H10V230H9ZM16 231H17V230H16ZM28 231H29V230H28ZM28 231H27V232H28ZM32 231H33V230H32ZM49 231H50V230H49ZM56 231H54V232L56 233ZM82 231H83V230H82ZM89 231H92V229L89 230ZM101 231H102V230H101ZM106 231H107V230H106ZM114 231H117V229L114 230ZM156 231L158 232V231H160V230H156ZM199 231H200V230H199ZM199 231H198V232H199ZM205 231H206V230H205ZM208 231H209V230H208ZM208 231H207V232H208ZM229 231H230V229H229ZM262 231H264V230H262ZM10 232H11V231H10ZM35 232H36V231H34V233H35ZM58 232H59V231H58ZM86 232H87V231H86ZM98 232H99V231H98ZM107 232H108V231H107ZM111 232H112V231H111ZM143 232H144V231H143ZM146 232H147V231H146ZM171 232H172V229H171ZM175 232H177V230H176ZM175 232H174V233H175ZM189 232H191V231H189ZM209 232H211V231H209ZM222 232H220V233H218V234L220 235ZM231 232H232V230H231ZM231 232H228V233H231ZM233 232H234V231H233ZM239 232H240V231H239ZM2 233H3V232H2ZM5 233H7V232H5ZM5 233H4V234H5ZM21 233H23V232H21ZM29 233H30V232H29ZM50 233H52V232H50ZM113 233H114V232H113ZM118 233L121 234L120 232H118ZM166 233H167V232H166ZM180 233H181V231H180ZM183 233H184V230H183V232L181 233V235H184ZM187 233H188V232H187ZM260 233H261V232H260ZM260 233H259V234H260ZM262 233H263V232H262ZM262 233H261V234H262ZM13 234H14V233H13ZM32 234H33V233H32ZM40 234H41V233H40ZM53 234H54V233H53ZM81 234H82V233H81ZM85 234H86V233H85ZM100 234H101V233H100ZM119 234H118V235H119ZM172 234H173V233H172ZM185 234H186V233H185ZM218 234H217V235H218ZM225 234H226V233H225ZM236 234H237V233H236ZM254 234H255V233H254ZM19 235H20V234H19ZM43 235H45V234H43ZM57 235H58V234H57ZM142 235H143V234H142ZM144 235H146V234L144 233ZM148 235H149V234H148ZM156 235H157V233H156ZM159 235H160V234H159ZM170 235H171V234H170ZM179 235H180V234H178L177 236L179 237ZM192 235H193V234H192ZM196 235H197V234H196ZM223 235H224V234H223ZM228 235H229V234H228ZM249 235H250V234H249ZM263 235H264V234H263ZM4 236H5V235H4ZM22 236H23V234H22ZM33 236H34V235H32V237H33ZM35 236L37 237V235H35ZM38 236H39V234H38ZM48 236H50V235H48ZM65 236H64V237H65ZM88 236H89V235H88ZM100 236H102V234H101ZM106 236H107V235H106ZM151 236H152V235H151ZM157 236H158V235H157ZM161 236H162V235H161ZM165 236H166V234H165ZM171 236H172V235H171ZM174 236H175V234H174ZM174 236H173V238H174ZM202 236H203V235H202ZM202 236H200V238H201ZM204 236H205V235H204ZM206 236H207V235H206ZM208 236H209V235H208ZM213 236H214V235H213ZM221 236H222V235H221ZM240 236H241V235H240ZM255 236H256V235H255ZM258 236H259V235L257 234V237H258ZM1 237H2V236H1ZM17 237H18V236H17ZM23 237H24V236H23ZM41 237H43V236L41 235ZM45 237H46V236H44V238H45ZM50 237H51V236H50ZM55 237H56V236H55ZM61 237H62V236H61ZM110 237H111V236H110ZM130 237H131V236H130ZM134 237H135V236H134ZM149 237H150V236H149ZM155 237H156V236H155ZM182 237H183V236H182ZM185 237H186V236H185ZM190 237H191V236H190ZM211 237H212V236H211ZM216 237H217V236H216ZM219 237H220V236H219ZM230 237H231V236H230ZM230 237H229V238H230ZM243 237H244V236H243ZM251 237H253V236L251 235ZM251 237H250V238H251ZM257 237H256V238H257ZM261 237H262V236H261ZM263 237H264V236H263ZM24 238H26V237H24ZM29 238H30V236H29ZM46 238H47V237H46ZM51 238H52V237H51ZM65 238H66V237H65ZM118 238H119V237H118ZM137 238H138V237H137ZM152 238H153V239H152ZM152 238H151V240H153L154 242H155V240L157 239V237H156V239L154 240V236H153ZM163 238H164V237H163ZM163 238H162V239H163ZM167 238H168V237H167ZM170 238H171V237H170ZM175 238H176V237H175ZM202 238H203V237H202ZM202 238L200 239L201 242H202V240H203ZM205 238L208 239L209 237H205ZM212 238H213V237H212ZM217 238H218V237H217ZM259 238H260V237H259ZM7 239H8V238H7ZM30 239H31V238H30ZM33 239H34V238H33ZM38 239H39V237H38ZM41 239H42V238H41ZM53 239H54V238H53ZM55 239H56V238H55ZM73 239H74V238H73ZM102 239H103V236H102ZM102 239H101V240H102ZM111 239H112V237H111ZM132 239H134V238H132ZM168 239H169V238H168ZM168 239H167V240H168ZM171 239H172V238H171ZM177 239H179V238H177ZM186 239H187V238H186ZM198 239H199V238H198ZM253 239H254V238H253ZM253 239H252V242L254 241ZM15 240H16V239H15ZM22 240H23V239H22ZM31 240H32V239H31ZM35 240H36V239H35ZM44 240H45V239H44ZM44 240H43V241H44ZM50 240H51V239H50ZM59 240H60V239H59ZM159 240L162 241L161 239H159ZM165 240H166V239H164V241H165ZM169 240H170V239H169ZM179 240H180V239H179ZM184 240H185V239H184ZM204 240H205V239H204ZM209 240H212V239L209 238ZM249 240H250V239H249ZM255 240L257 241V239H255ZM261 240H262V238H261ZM261 240H260V241H261ZM5 241H6V240H5ZM19 241H20V240H19ZM32 241H33V240H32ZM53 241H54V240H53ZM57 241H58V240H57ZM57 241H56V242H57ZM67 241H68V240H67ZM72 241H73V240H72ZM126 241H127V240H126ZM137 241H138V240H137ZM143 241H144V238H143ZM147 241H148V238H147ZM149 241H150V240H149ZM207 241H208V240H206V242H207ZM262 241H263V240H262ZM262 241H261V242H262ZM3 242H4V241H3ZM6 242H7V241H6ZM8 242H9V241H8ZM20 242H21V241H20ZM28 242H31V241L28 240ZM60 242H62V241H60ZM60 242H58V243H60ZM70 242H71V241H70ZM86 242H87V240H86ZM132 242H133V240H132ZM156 242H158V241L156 240ZM156 242H155V243H156ZM177 242H178V240H177ZM201 242H200V243H201ZM208 242H209V241H208ZM210 242H211V241H210ZM234 242H235V241H234ZM239 242H240V241H239ZM252 242L250 241V242H248V243H252ZM4 243H5V242H4ZM9 243H10V242H9ZM26 243H27V242H26ZM26 243H25V244H26ZM37 243H38V241H37ZM39 243H40V242H39ZM49 243H50V242H49ZM73 243H74V241H73ZM103 243H104V242H103ZM129 243H130V242H129ZM144 243H146V242H144ZM147 243H148V242H147ZM167 243H168V242H167ZM172 243H173V242H171V244H172ZM180 243H181V242H180ZM218 243H219V242H218ZM218 243L215 242L216 246L218 245ZM220 243H221V242H220ZM223 243H224V241H223L221 244H223ZM244 243H245V242H244ZM254 243H256V242H254ZM257 243H258V242H257ZM2 244H3V243H2ZM17 244H18V243H17ZM46 244H47V243H46ZM51 244H52V243H51ZM51 244H50V245H51ZM56 244H57V243H56ZM63 244H64V243H63ZM66 244H67V242H66ZM68 244H69V243H68ZM132 244H133V243H132ZM151 244H152V243L150 242V246H151ZM153 244H154V243H153ZM153 244H152V246H154ZM158 244H159V242H158ZM174 244H175V243H174ZM174 244H173V245H174ZM178 244H179V243H178ZM196 244H197V243H196ZM230 244H231V243H230ZM232 244H233V243H232ZM245 244H247V243H245ZM245 244H244V245H245ZM262 244H263V243H262ZM11 245H12V243H11ZM21 245H22V244H21ZM27 245H28V243H27ZM36 245H37V244H36ZM36 245H35V246H36ZM44 245H45V244H44ZM69 245H70V244H69ZM82 245H83V244H82ZM106 245H107V244H106ZM146 245H147V244H146ZM148 245H149V244H148ZM161 245H162V244H160V246H161ZM167 245H168V244H167ZM186 245H187V244H186ZM198 245H199V244H198ZM234 245H235V244H234ZM239 245H240V244H239ZM251 245H252V244H251ZM256 245H257V244H256ZM9 246H10V245H8V247H9ZM25 246H26V245H25ZM28 246H30V245H28ZM35 246H34V248H35ZM39 246H41V245L39 244ZM42 246H43V244H42ZM51 246H52V245H51ZM53 246H54V245H53ZM65 246H66V245H65ZM76 246H77V244H76ZM103 246H104V245H103ZM113 246H115V245H113ZM138 246H140V245H138ZM138 246H137V247H138ZM141 246H143L142 243H141ZM152 246H151V247H152ZM170 246H171V245H170ZM179 246H180V245H179ZM189 246H190V245H189ZM202 246H204V245H202ZM209 246H210V245H209ZM212 246H213V245H212ZM222 246H223V245H222ZM235 246H236V245H235ZM235 246H233V247H235ZM245 246H246V245H245ZM245 246H244V248H245ZM247 246H248V245H247ZM0 247H1V246H0ZM23 247H24V246H23ZM37 247H38V246H37ZM37 247H36V248H37ZM45 247H46V246H45ZM48 247H49V246H48ZM78 247H80V246L78 245ZM101 247H102V245H101ZM157 247H158V246H157ZM163 247H164V244H163ZM165 247H167V246H165ZM168 247H169V246H168ZM181 247H182V246H181ZM181 247H180V248H181ZM255 247H256V252L260 250V249L257 250V247L260 248L258 245L255 246ZM3 248L5 249V247H3ZM15 248H16V247H15ZM17 248H18V247H17ZM20 248H22V246H21V247L19 246V249H20ZM24 248H25V247H24ZM30 248H32V247H30ZM46 248H47V247H46ZM61 248H62V247H61ZM63 248H65V247H63ZM84 248H85V247H84ZM84 248H83V249H84ZM86 248H87V247H86ZM94 248H95V247H94ZM107 248H108V247H107ZM107 248H106V249H107ZM110 248H111V247H110ZM130 248H131V247H130ZM159 248H160V247H159ZM172 248H173V247H172ZM188 248H190V247H188ZM193 248H194V247H193ZM198 248H200V247H198ZM198 248H197V249H198ZM207 248H208V247H207ZM214 248H217V247L214 246ZM219 248H220V246H219ZM219 248H217V249L219 250ZM242 248H243V247H242ZM249 248H250V247H249ZM252 248H253V247H252ZM4 249H3V250H4ZM13 249H14V248H13ZM37 249H38V248H37ZM41 249H43V247H42ZM55 249H56V248H55ZM59 249H60V248H59ZM65 249H66V248H65ZM65 249H64V250H65ZM70 249H71V248H70ZM103 249H104V248H103ZM132 249H133V247H132ZM137 249H138V248H137ZM137 249H136V250H137ZM145 249H147V248L145 247ZM150 249H151V248H150ZM154 249H155V247H154ZM164 249H165V248H164ZM166 249H167V248H166ZM186 249H187V248H186ZM203 249H204V248H203ZM209 249H210V248H209ZM211 249H213V248H211ZM222 249H223V247H222ZM230 249H231V248H230V246H229V250H230ZM233 249H234V248H233ZM239 249H240V247H239ZM11 250H12V248H11ZM11 250H10V251H11ZM93 250H94V249H93ZM93 250H92V252H93ZM128 250H129V249H128ZM130 250H131V249H130ZM130 250H129V252H130ZM148 250H149V249H148ZM155 250H156V249H155ZM159 250H160V249H159ZM162 250H163V248H162ZM168 250H169V249H168ZM183 250H184V249H183ZM229 250H228V251H229ZM231 250H232V249H231ZM231 250H230V251H231ZM242 250H243V249H242ZM242 250H240V251H242ZM245 250L247 251V248H246ZM252 250H255V249H252ZM4 251H5V250H4ZM12 251H13V250H12ZM12 251H11V252H12ZM25 251H26V250H25ZM33 251H34V249H33ZM36 251H37V250H36ZM36 251H35V253H36ZM40 251H41V250H40ZM43 251H44V250H43ZM45 251H46V250H45ZM71 251H72V250H71ZM112 251H113V250H112ZM142 251L145 252L144 249H142ZM146 251H147V250H146ZM157 251H158V250H157ZM178 251H179V250H178ZM195 251H196V250H195ZM195 251H194V252H195ZM213 251H214V250H213ZM216 251H217V250H216ZM220 251H221V250H220ZM260 251H261V250H260ZM19 252H20V251H19ZM80 252H81V251H80ZM84 252H85V251H84ZM139 252H140V251H139ZM159 252H160V251H159ZM162 252H163V251H162ZM186 252H188V251L186 250ZM206 252H207V251H206ZM208 252H209V251H208ZM218 252H219V251H218ZM238 252H239V250H238ZM244 252H245V251H244ZM250 252H251V251H250ZM256 252H253L254 255H255ZM262 252H263V253H262ZM262 252H261V253H262V255H263V254H264V251H262ZM31 253H32V252H31ZM44 253H45V252H44ZM57 253H58V252H55V256H56V257H57V255H56ZM60 253H61V252H60ZM86 253H87V252H86ZM93 253H94V252H93ZM134 253H135V252L133 251V254H134ZM145 253H146V252H145ZM147 253H152V251L150 252V250H149ZM154 253H156V252H154ZM172 253H173V252H172ZM209 253H210V252H209ZM226 253H227V251H226ZM233 253H234V252H233ZM233 253H232V254H233ZM245 253H246V252H245ZM258 253H259V252H258ZM2 254L4 255V253H2ZM19 254H20V253H19ZM19 254H18V255H19ZM28 254L30 255L29 252H28ZM37 254H38V251H37ZM41 254H43V253H41ZM58 254H59V253H58ZM99 254H100V253H99ZM124 254H125V253H124ZM133 254H132V255H133ZM140 254H142V253H140ZM152 254H153V253H152ZM169 254H170V253H169ZM178 254H179V253H178ZM181 254H182V253H181ZM211 254L213 255V253H211ZM214 254H215V252H214ZM216 254H217V252H216ZM223 254H225V253H223ZM223 254H222V255H223ZM232 254H231V255H232ZM238 254H239V253H237V255H238ZM242 254H243V253H242ZM248 254H249V256H250V254L252 255V253H248ZM11 255H12V254H11ZM31 255H33V254H31ZM63 255H64V254H63ZM63 255H62V256H63ZM79 255H80V254H79ZM89 255H90V254H89ZM118 255H119V254H118ZM147 255H148V254H147ZM202 255H203V254H202ZM227 255H228V254H227ZM237 255H236V256H237ZM254 255H253V256H254ZM256 255H258V254H256ZM5 256H6V255H5ZM15 256H16V255H15ZM20 256H21V255H20ZM43 256H44V255H43ZM92 256H93V254H92ZM103 256H104V255H103ZM111 256H112V255H111ZM121 256H122V255H120V257H121ZM123 256H124V255H123ZM138 256H139V254H138ZM148 256H149V255H148ZM150 256H151V255H150ZM155 256H156V255H155ZM208 256H209V255H208ZM232 256H233V255H232ZM240 256H242V255H240ZM246 256L248 257V255H246ZM22 257H24V256L22 255ZM28 257H29V256H28ZM37 257H39V256H37ZM52 257H54V254H53ZM56 257H54V259H57ZM70 257H71V256H70ZM96 257H97V256H96ZM106 257H107V256H106ZM128 257H129V256H128ZM139 257H140V256H139ZM152 257H154V256L152 255ZM180 257H181V256H180ZM212 257H215V256L213 255ZM212 257H210V259H211ZM243 257H244V255H243ZM247 257H246V258H247ZM251 257H252V256H251ZM251 257H250V259H251ZM256 257H257V256H256ZM8 258H9V257H8ZM17 258H19V257H17ZM17 258H16V260H17ZM34 258H36V257H34ZM39 258H40V257H39ZM39 258H38L37 260H39ZM41 258H42V257H41ZM118 258H119V257H118ZM118 258H117V259H118ZM140 258H141V257H140ZM150 258H151V257H150ZM150 258H149V259H150ZM253 258L255 259V257H253ZM22 259H23V258H22ZM24 259H25V258H24ZM28 259H29V258H28ZM28 259H27V260H28ZM90 259H91V258H90ZM93 259H95V258H93ZM110 259H112V258H110ZM119 259H120V258H119ZM121 259H122V258H121ZM130 259H131V258H130ZM141 259H142V258H141ZM145 259H146V258H145ZM158 259H159V258H158ZM193 259H194V258H193ZM214 259H216V258H214ZM217 259H218V258H217ZM221 259H222V258H221ZM240 259H241V257H240ZM240 259H239V260H240ZM250 259H249V257H248L247 260H250ZM259 259H260V257H259ZM30 260H31V259H30ZM33 260H34V259H33ZM52 260H53V259H52ZM139 260H140V259H139ZM198 260H199V259H198ZM200 260H201V259H200ZM234 260H235V259H234ZM243 260H244V258H243ZM252 260H253V259H252ZM255 260H256V259H255ZM19 261H20V259H19ZM34 261H35V260H34ZM40 261H41V259H40ZM60 261H61V260H60ZM73 261H74V260H73ZM116 261H117V260H116ZM116 261H115V262H116ZM118 261H119V260H118ZM120 261H121V260H120ZM120 261H119L118 263H120ZM173 261H175V260H173ZM177 261H178V260H177ZM204 261H205V259H204ZM209 261H211V260H209ZM244 261H245V260H244ZM257 261H260V260H257ZM257 261H256V263H257ZM261 261H262V260H261ZM261 261H260L259 263H261ZM6 262H7V261H6ZM8 262H9V261H8ZM24 262H25V260H24ZM28 262H29V261H28ZM31 262H32V261H31ZM35 262H36V261H35ZM37 262H38V261H37ZM49 262H50V261H49ZM56 262H58V261H56ZM103 262H104V261H103ZM130 262H131V261H130ZM171 262H172V261H171ZM234 262H235V261H234ZM240 262H242V261H240ZM245 262H246V261H245ZM249 262H250V261H249ZM262 262H263V261H262ZM15 263H16V262H15ZM17 263H19V262L17 261ZM33 263H34V262H33ZM41 263H42V261H41ZM43 263H44V262H43ZM43 263H42V264H43ZM53 263H54V261H53ZM60 263H61V262H60ZM72 263H73V262H72ZM122 263H123V262H122ZM122 263H121V264H122ZM128 263H129V262H128ZM134 263H135V262H134ZM137 263H138V262H137ZM179 263H180V262H179ZM182 263H183V262H182ZM182 263H181V264H182ZM214 263H215V261H214ZM219 263H220V262H219ZM219 263H218V264H219ZM242 263H243V262H242ZM247 263H248V261H247ZM7 264H8V263H7ZM23 264H24V263H23ZM30 264H31V263H30ZM34 264H35V263H34ZM36 264H38V263H36ZM54 264H55V263H54ZM84 264H85V263H84ZM87 264H88V263H87ZM112 264H113V263H112ZM166 264H167V263H166ZM176 264H177V263H176ZM210 264H211V263H210ZM240 264H241V263H240Z\"/></svg>",
  "mask_w": 264,
  "mask_h": 264
}]
</instances>
